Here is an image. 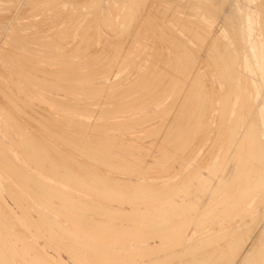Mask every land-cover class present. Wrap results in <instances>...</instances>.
I'll list each match as a JSON object with an SVG mask.
<instances>
[{
  "label": "rangeland",
  "instance_id": "374dc122",
  "mask_svg": "<svg viewBox=\"0 0 264 264\" xmlns=\"http://www.w3.org/2000/svg\"><path fill=\"white\" fill-rule=\"evenodd\" d=\"M44 1V2H43ZM0 0V69L3 71V73H4V75H3V73H2V71L0 70V80H1V82H0V85L2 84H6L5 86H6V89L8 88V90H6L5 89V87H4V85H3V87H1L0 86V88H2L0 91H3V92H1L0 93V97H1V101L2 102H4V103H8V102H10L9 104H11V106H15L14 108H17V107H19L20 106V108H22V110L21 109H19V110H21L22 112H19V113H27V116H26V118H29V117H32L31 118V122L33 123V121L35 120V121H37L38 120V122H39V120H41L40 122H42V120H43V118L45 119V118H47V119H45V120H43L44 122H46V125H44L45 123L44 122H42V124L40 125V122H39V124H37V125H40V126H42V130H41V127H40V130H39V126H35V127H32L31 126V128H30V126H28L27 128H29L28 130H30V129H35L34 131H33V133H40V132H42L43 134H41L42 135V137H41V140L42 141H44V142H46L48 139H50V140H48V142L49 141H51L52 142V144L51 145H53V143H55V141H60L61 142V144H60V146H61V149H64V152H65V149L67 150L66 152L68 153V151H69V153H68V155H70V154H73L74 152H76V150L78 149L77 147L78 146H80L81 148H82V146L84 147V144H88V145H86L85 147H84V150H83V155H84V152L87 154V155H84L83 157L80 155V154H82V151H79V150H81V148L80 149H78L77 150V152L79 153V155L77 154V152H76V154L75 155H73V157L77 160L78 158L77 157H79V159H78V161H79V163H80V158H81V160H86V156H88V155H90L91 157H88L89 158V160L90 161H88V158H87V160H86V164H85V160L84 161H81L82 163H80L81 165H78V162L77 163H74L75 165H73L72 163V165H73V167H82V165H84L85 164V167L86 166H88L89 165V167H88V169L89 170H91V171H96V168L98 169V172H101V171H103L105 174H107V175H111V177L113 178L114 176V178H116V177H118V178H125V179H129V180H127V181H133V180H140L141 182H145V184H144V186L143 185H141L144 189H146V192H148L147 191V188L149 189L150 188V190L149 191H151V189H153V190H155L156 189V187H157V184L156 183H158V181L159 182H161L162 183V185L165 187V186H167V188H164L162 185H161V183H159L158 185V187H159V189H160V191L162 190V191H164L163 189H170V187H172L171 188V192L172 193H170V191H166V192H164V193H168V194H164V196L162 195L161 196V194H160V196L163 198V199H167V198H169L168 196H171L172 197V199H174V200H180L181 198L183 199L184 198V200H189L188 198H194L196 195L195 194H197V192L198 191H201V190H203L202 192H198L199 194H197L198 196H196V198H197V203H201V204H197L196 205V210H198V211H191V213L192 214H197L200 210L199 209H202L200 212H202L203 210H205V209H210L209 210V213L211 212V216L209 217L210 219H208L209 220V222L211 223H209V228H218V227H224V228H231V227H235V226H237V225H239L244 219H246V218H250L251 220L252 219H256V222H258V226H257V224H255V222L252 220L251 221V226L253 227V228H256V233H255V230H253V228L252 227H250V232H252V230H253V232L252 233H250V232H248V235H245V233L243 234L244 235V238H242L241 240L242 241H237V243H235V246L232 248V249H230V251L229 250H227V254H229V253H231L232 254V256H231V254H229L230 255V257L229 258H227L226 256H227V254H226V256L224 257V256H222L221 257V259H217V258H215V260L214 261H216V260H220V262L219 261H216V262H219V264H225L226 262L225 261H223L222 259H224V260H226L227 261V263H230V264H236V262L238 263L239 262V260H241V259H239V258H242L243 259V257H245V256H247V255H253V253L255 252L256 254H257V249L259 248V247H264V242H262V240H264V235H262V234H264V227H262V225H264V224H262V223H264V219H262V218H264V217H262V215L260 216L259 215V213L258 212H260L261 214H262V212H264V201H262V200H264V196H262V195H264V172H262V175H261V185H262V188L259 190V192H258V190H256V193L255 194H253V196L251 197H249V198H246V199H244V201L246 202L247 201V199H249L248 200V202H246V203H244V201L242 202L241 201V209H240V207H239V209L238 210H236V211H234V212H236V213H234V212H231V213H229L230 215H231V217L229 216V215H224V213L223 212H221L220 213V211H218L220 208H222V206H223V199H222V197L225 199V201H227V202H229V201H231L232 200V195H233V193H234V191L236 190H234V188H238V186L241 184V182H242V177H243V175H242V172H241V174L239 175V176H241L240 177V179H239V176L237 177V178H234L233 176H235L236 175V172L238 171V170H241V167L240 166H242V167H245V166H247V164H245L243 161V159H242V157H243V155H244V152H245V150H243V149H240L239 147V145H240V143L238 142L237 143V141L239 140L238 138H240V137H242L243 135V131H242V128H243V130H244V126H245V122L243 123V121H244V119H243V117H244V113H243V111H244V109H245V107L242 109V112H241V114H240V120L242 121V119H243V121L241 122V123H238V124H240L236 129H237V131H236V136L235 135H233V134H231V128H232V124H233V122L231 121V119H232V117L234 116L233 114H234V111H235V106H236V104H237V101H238V99L241 97V94L242 93H244V91L246 92V93H244V98L247 100V101H251L253 104H254V108L256 109V117H258V118H254V120L253 121H255L256 123H259L261 126H262V129L261 130H257V131H259L260 132V135L262 136V135H264V103H262V101H264V94H262V93H264V74H262V73H264V31H261V30H264V28H262V27H264V23H262V22H264V8H260V7H264V5H262V4H264V0H217V1H213V3L211 2L212 0H203V1H200V0H194V1H196V2H194L193 0H173V1H175V2H172V0L170 1V2H166L165 0H155V3H154V1L153 0H149V2H148V0H144V2H146V3H144L143 1H140V0H137L139 3H144L145 5H143V3H142V5H140L139 7V9L138 8H136V6H133L134 4H136V1L134 2V0H128V2H127V0L125 1V0H98L97 2L94 0H90V2H92V3H90L89 2V0H47L48 2H50V3H48L46 0ZM45 1H46V3H45ZM59 1V2H58ZM76 1V2H75ZM85 2V4H84V2ZM88 1V2H87ZM102 1V2H101ZM107 1H109V2H107ZM110 1H112L111 3H114V4H112V5H114V6H112V7H115V5H116V8H117V6L119 5V4H121V6H119L118 8L119 9H116V12L114 13V8H112V7H110V5L109 4H111L110 3ZM119 1H121V2H119ZM130 1H133V3L132 2H130ZM152 1V2H151ZM160 1V2H159ZM169 1V0H168ZM190 3H188V2ZM194 2V5L195 4H199L198 5V7H195L194 5H192L191 4V2ZM197 1H199V2H197ZM208 1H210V2H208ZM262 1V4L260 5L259 4V2H261ZM29 2H31V3H29ZM35 4H34V3ZM56 2H58V3H56ZM72 2V3H71ZM99 2H101V3H99ZM119 2V4H117ZM138 2H137V7H138ZM148 2V3H147ZM160 3V4H157V3ZM176 2H178V7H177V5H176ZM188 4H187V3ZM192 2V3H193ZM38 3V4H37ZM75 3H76V5H75ZM94 3V4H93ZM131 3V5L129 6L128 4H130ZM153 4V5H151V4ZM162 3L164 4V5H162ZM180 3H181V5H180ZM183 3V4H182ZM185 3V4H184ZM212 3V4H211ZM14 4H16V5H14ZM26 4V5H25ZM38 6H37V5ZM40 4V5H39ZM44 4V6H42ZM56 4V6L55 7H57V9H55V7H54V5ZM59 4V5H58ZM91 4H93V5H91ZM99 4H102V6L100 5V6H97V5H99ZM149 4V5H148ZM166 4H168V5H166ZM186 4L188 5V6H193L192 8H193V10H195V11H193L192 10V8L191 7H189V8H191V9H189L188 8V6H186ZM200 4H201V6H200ZM216 6H215V5ZM217 4H221V5H224L223 7L222 6H217ZM49 5H51V7L53 6L54 7V9L53 8H51ZM77 5H78V7H77ZM153 6V8L151 9L150 7H148V9H144V8H147V6ZM157 5V6H156ZM160 5V6H159ZM214 5V6H213ZM260 5V6H259ZM4 6V7H3ZM6 6V7H5ZM15 6V7H14ZM46 6V7H45ZM49 6V7H48ZM59 6V7H58ZM60 6H61V8H60ZM73 6H76V7H74V10L72 9L73 8ZM143 6H145L143 9H144V11H143V9H142V7ZM163 6L165 7V6H168L166 9L168 10L169 9V11H167L166 10V12H164V13H166V15H167V19H166V17H164V16H166V15H164V13H163V11L160 13V11H161V9L163 8ZM172 6V8H174L173 9V11H174V13L172 12V9H171V11H170V7ZM203 7V6H206V8L208 9V11L207 10H205V11H207V12H204L203 11V9H205V7H203V8H200V7ZM217 7V8H215V10L213 9V7ZM257 6H259V7H257ZM10 7V8H9ZM12 7V8H11ZM31 7V8H30ZM80 7V8H79ZM91 7H93V8H91ZM96 7V8H95ZM101 7V8H100ZM156 7L158 8V9H160L159 10V12L157 13L156 12V10L158 11V9H156ZM185 7V8H184ZM231 7V8H230ZM44 8V9H43ZM50 8V9H49ZM61 9V13H56L55 12V10L57 11V12H59L58 10H60ZM63 8V9H62ZM68 8V9H67ZM77 8V9H76ZM112 8V9H111ZM124 8V9H123ZM128 8V9H127ZM132 8L134 9L135 8V10H133L132 11ZM149 8L151 9L150 11H149ZM155 8V9H154ZM164 8V9H165ZM178 8V9H177ZM181 8V10H179ZM236 8V9H235ZM15 9V10H14ZM18 9V10H17ZM22 9V10H21ZM46 9V10H45ZM70 9H71V11H70ZM80 10V12L81 13H84L85 14V16L83 15H80L81 13L80 12H78L79 10ZM97 11H96V10ZM112 11H111V10ZM125 9H127V11L125 10ZM141 9H142V12H141ZM154 9V10H153ZM164 9H162V10H164ZM184 9H187V10H185L184 11ZM212 9H213V11H212ZM89 10V11H88ZM122 10V11H121ZM130 10L132 11V16H133V14H134V16H137V14L140 12V15H139V17L137 16V17H135V18H138V19H136V21H135V18H133L131 15H129V12H130ZM138 11V12H134V11ZM140 10V11H139ZM146 10H148L150 13H151V16H153L154 15V12L153 11H155V14L157 13V14H159L160 13V15H158L159 17H157V14L156 15H154L155 17H157L156 19H154V20H157V21H155L154 22V20H153V17H151L150 15H149V12L147 13L146 12ZM153 10V11H152ZM184 12H183V11ZM190 10V11H189ZM196 10H198V11H196ZM217 10H219V11H217ZM261 10H262V12H261ZM29 11V12H28ZM32 11H33V13H32ZM38 11V12H37ZM54 11V12H53ZM62 11H64V13L62 12ZM96 13V15H95V13ZM119 11V12H118ZM124 11V12H123ZM165 11V10H164ZM182 11V12H181ZM191 11H193L194 12V14H190L191 13ZM212 11V12H211ZM218 13V15H217V13ZM258 11V12H257ZM13 12V13H12ZM72 12V13H71ZM73 12L76 14V16L74 17V15L75 14H73ZM79 14H78V13ZM99 12V13H98ZM114 14H113V13ZM122 12V13H121ZM152 12H153V14H152ZM170 14H169V13ZM175 12H177L176 14H175ZM189 12V14H187V13ZM192 12V13H193ZM198 12V13H197ZM237 12V13H236ZM261 12V13H260ZM3 13V14H2ZM53 13V14H52ZM69 13H71V14H69ZM86 13H87V15H86ZM92 13H93V15H92ZM100 13H101V15H100ZM127 13V17L128 18H126V14ZM168 13V14H167ZM174 15H173V14ZM186 13V14H185ZM198 15H197V14ZM204 13V14H203ZM206 13V14H205ZM213 13V14H212ZM26 14V15H25ZM50 14V15H49ZM65 14V15H64ZM66 14H68V15H66ZM99 15V17L100 18H98V20H95V18L97 19V17H98V15ZM119 14V15H118ZM122 14H124L125 15V17H123V21H120V24H119V19H122V18H120L121 17V15ZM148 17H146V19L147 20H149V19H151V21L149 20V21H147L146 19H145V15ZM162 14V15H161ZM227 14H231L230 15V17L229 16H226ZM31 15V16H30ZM59 15V16H58ZM60 15L62 16V17H60ZM71 17H70V16ZM104 15V16H103ZM106 15V16H105ZM123 15V16H124ZM129 15V16H128ZM141 15H143L142 17H141ZM164 15V16H163ZM168 15H169V18H168ZM172 16V19L174 20H176V22H175V20L173 21L172 19H171V16ZM182 16V17H180L179 18V16ZM188 16V19H187V16ZM232 15H234V17L237 19L238 18V20H241V22L240 21H238V20H236ZM9 16V17H8ZM13 16V17H12ZM21 16V17H20ZM54 16H56V17H54ZM70 17L72 20H73V22H72V20L71 19H69L68 17ZM79 16H81L80 18H78ZM95 16V17H94ZM110 16H112V17H110ZM163 16V17H162ZM178 16V17H177ZM196 17V18H194L196 21L194 22V20H193V17ZM209 16H210V18H209ZM231 16H232V18H234L235 19V21H233V22H235L234 24H233V22H232V18H231ZM248 16H250V17H248ZM258 16V17H257ZM51 17V18H50ZM53 17V18H52ZM58 17H59V19H58ZM64 17V18H63ZM85 17V18H84ZM91 17H93V18H91ZM108 17L109 19L111 18H113L112 20L110 19H107L108 20V22L106 21V18ZM131 17H132V20H131ZM154 17V18H155ZM162 17V18H161ZM184 17L186 18L185 20H184ZM198 17V18H197ZM199 17H201V19H199ZM225 17H229V18H226L227 19V21H228V23H227V21H225L226 19H225ZM57 18V19H56ZM63 18V19H62ZM68 18V19H67ZM74 18H76V19H74ZM83 18V19H82ZM91 18V19H90ZM101 18H103L102 20L103 21H105V23L106 24H104V22L102 21V20H100ZM105 18V19H104ZM129 19V20H131V21H127L126 19ZM165 18V19H164ZM179 18V19H178ZM191 18V19H190ZM206 18V19H205ZM239 18H241V19H239ZM258 18H261V19H259L258 20ZM34 21H33V20ZM36 19V20H35ZM49 20V22H48V20ZM77 19H79L77 22H76V20ZM89 19V20H88ZM126 20V22H125V24L128 22L129 23V25H131L132 26V24H133V26H134V30H133V26L131 27H129V25H128V23H127V25L125 26V24H124V21ZM133 19H134V21H133ZM143 19L144 21L146 20V23L148 22V23H150V22H152V24L154 25V27L155 28H153V27H149V26H153L151 23L149 24V26H148V23L146 24L145 22H139V21H141V20ZM160 19H162V21L160 20ZM181 19H183V21L181 20ZM190 19V20H189ZM208 19H210V20H208ZM216 19V20H215ZM46 20V21H45ZM51 20V21H50ZM53 20V21H52ZM56 20V21H55ZM58 20V21H57ZM59 20H60V22H59ZM62 20V21H61ZM75 20V21H74ZM85 20V21H84ZM88 21V23L87 24H85L87 21ZM95 23V24H93V22ZM95 20V21H94ZM118 20V21H117ZM160 20V21H159ZM192 21L191 23L193 24V26H194V28H195V26L196 27H198V24H199V26L200 27H198V30L197 31H199L198 32V34L199 33H201V31L200 30H202V28H203V30H204V33H205V31H206V33H208L207 35H209V36H207L206 35V33L204 34L203 33V31H202V33H201V36H200V34H199V36L197 35V34H195V33H193L194 31H196V30H194V28H193V26H192V24L189 22V21ZM201 20H203V23H204V21H205V23L202 25V24H200V23H202L201 22ZM231 21V23L233 24H231L230 23V21ZM243 20V21H242ZM6 21V22H5ZM39 21V22H38ZM64 21V22H63ZM68 21V22H67ZM69 21H71L72 22V24H74V30H71V28H73L72 27V24H71V22H69ZM97 21V22H96ZM112 21V23H110ZM118 23H117V22ZM215 21V22H214ZM260 21V22H259ZM31 24H30V23ZM46 22V23H45ZM55 22V23H54ZM58 22V23H57ZM90 22V23H89ZM101 22H103L102 24H101ZM133 22V23H132ZM161 22V23H160ZM163 22V23H162ZM174 22V23H173ZM177 22H179V23H177ZM183 23L182 25H180V23ZM196 22H198L197 24H196ZM237 22H240V23H237ZM245 24H244V23ZM27 23V24H26ZM40 23H41V25H40ZM69 23H70V25H69ZM75 23H76V25H75ZM82 23V24H81ZM84 23V24H83ZM92 23V24H91ZM98 23V24H97ZM131 23V24H130ZM135 23V24H134ZM144 23H145V25H146V27H145V25H144ZM165 23V26L163 25H161V24H164ZM190 23V24H189ZM228 25H227V24ZM256 23V24H255ZM5 24H6V26H5ZM63 24H67V25H63ZM90 24V25H89ZM103 24L104 25H107V26H103ZM113 25L112 27H110V29L108 28L109 27V25ZM137 24V25H136ZM157 26H156V25ZM166 24H168V25H166ZM179 24V27L177 26ZM229 24H230V28H229V30H228V28L227 27H225L226 25L229 27ZM10 25V26H9ZM15 25V26H14ZM49 25V26H48ZM58 25H59V27H58ZM82 25V26H81ZM85 25V26H84ZM87 25V26H86ZM89 25V26H88ZM93 25L95 26V27H93ZM96 25H97V28H96ZM110 25V26H111ZM117 25V26H116ZM119 25V26H118ZM160 25V26H159ZM169 25H170V27H169ZM192 26V28H193V30H192V28L190 27V26ZM205 25V26H204ZM256 25V26H255ZM262 25V26H261ZM12 26V27H11ZM25 26V27H24ZM60 26H62V27H60ZM64 26V27H63ZM67 26V27H66ZM69 26H71V28H69ZM79 26H81V27H79ZM84 26V27H83ZM92 26V27H91ZM99 26V27H98ZM115 26V27H114ZM136 26V27H135ZM137 26H138V28H137ZM148 26V27H147ZM167 26V27H166ZM171 26H172V32H174V33H172L171 31H169V30H171ZM181 26H184V30H182V28L183 27H181ZM189 26V27H188ZM213 26V27H212ZM224 26V27H223ZM234 26V27H233ZM46 27V28H45ZM87 27V28H86ZM89 27V28H88ZM101 27V30H99V28ZM126 27H129L130 28V30L132 31V33H131V31H127V30H129V28H126ZM159 28V30H158V28ZM208 27V28H207ZM212 27V28H211ZM39 28H40V30H39ZM42 28H43V30H42ZM58 28H59V31H58ZM67 28H68V30L69 31H67ZM78 28H79V30H78ZM84 28H85V30H84ZM91 28H93V30L94 31H92L91 30ZM95 28H96V30H95ZM113 28H114V30H113ZM116 28H117V31H116ZM119 28H120V30H121V28H122V30H121V35H119V33H118V30H119ZM125 28H126V30H125ZM149 28H150V30H149ZM166 28H167V30L172 34V35H170L171 37L173 36V34H175L173 37V39H174V41H172L173 39H171V41H170V39L168 38L169 37V33H168V31L166 30ZM174 28H175V30H174ZM186 28H187V30H188V28H189V30H190V28H191V32L193 33V36L195 37H193V39H195V40H193L192 39V36H189L188 35V33L189 34H191L192 35V33H190V31H186ZM205 28H206V30H205ZM210 28H211V30H210ZM224 28H225V30H224ZM226 28H227V30H226ZM233 28H234V30H233ZM4 30V31H3ZM18 30V31H17ZM37 30V31H36ZM66 32L65 34H67L68 32V34L70 35H65L64 34V31ZM88 30H91V31H88ZM123 30H125V31H123ZM154 30V31H153ZM158 30V31H157ZM160 30H161V32H160ZM165 30V31H164ZM208 30H210V31H208ZM233 30V31H232ZM62 31V32H61ZM76 31V32H75ZM78 31H79V33H78ZM81 31V32H80ZM84 31H86V32H88V33H84ZM96 31V32H95ZM98 31V32H97ZM101 31V32H100ZM111 31H113V32H111ZM115 31L117 32V34L115 33ZM123 31V32H122ZM134 31H135V33H134ZM151 31V32H150ZM182 31L185 33H182ZM211 31H213L212 33H211ZM235 31V32H234ZM261 31V32H260ZM17 32H20L19 34L17 33ZM48 32H50V33H52V34H54V35H51L50 33H48ZM54 32H58V33H54ZM92 34H91V33ZM125 32H128L132 37H130V36H126V34L127 33H125ZM141 32V33H140ZM155 32V33H154ZM158 32V33H157ZM162 32H163V34H162ZM166 32V33H165ZM177 32V33H176ZM188 32V33H187ZM227 32H231V33H233V34H231V33H229V34H227ZM238 32V38H237V33ZM17 33V34H16ZM24 33H25V35H24ZM44 33V34H43ZM60 33V34H59ZM76 33V34H75ZM77 33H78V35L81 33V35H77ZM98 33V35H96ZM125 34V36L126 37H124V34ZM142 33L143 34H146L145 36L146 37H148V39L144 36L143 38H142ZM148 33V34H147ZM150 33H151V36H150ZM243 33V34H242ZM27 34V35H26ZM39 34H40V36H39ZM41 34H42V37H41ZM63 34H64V38H66L65 40H64V38L62 37L63 36ZM84 35V37L86 36V38H83V43H86L87 42V40H88V42L87 43H90L91 41V45L90 44H88L87 46H89V47H87L86 46V44H85V46L83 45V43H81L82 42V36ZM93 34H94V36H93ZM99 34H101L100 36H103V37H106V38H102L101 37V39H100V37L98 38V36H99ZM104 34V35H103ZM129 34H127V35H129ZM135 36H134V35ZM140 34V35H139ZM168 34V35H167ZM177 34H179V35H177ZM203 34V35H202ZM220 34H222V35H220ZM236 34V35H235ZM29 35V36H28ZM33 35V36H32ZM57 35V36H56ZM59 35H61V36H59ZM90 35H92V36H90ZM95 35H96V37H95ZM106 35V36H105ZM136 35H138V36H136ZM177 35V36H176ZM186 35V36H185ZM188 35V36H187ZM219 35V38L221 37L222 38V40H219V38L217 37V36ZM18 38H17V37ZM20 36V37H19ZM24 36H28L27 37V39H26V37H24ZM50 36H52V37H50ZM59 36V37H58ZM74 36V37H73ZM76 36H77V38H76ZM140 36H141V38H140ZM150 36V37H149ZM158 36H159V38H161V40L158 38ZM179 36H180V38H181V41L182 42H180V38H179ZM196 36H198V37H196ZM212 36V37H211ZM216 36V37H215ZM233 38H232V37ZM240 36V37H239ZM22 37H24L23 39H22ZM33 37H35V39L33 38ZM37 37H39V39L37 38ZM54 37V38H53ZM60 37H62L63 38V40H64V43L65 42H67L66 44H62L61 42V44L63 45V47H62V45L61 44H59V41H63L62 40V38H60ZM69 38V40L67 41V39ZM72 38V40H73V42H74V40H75V42L77 41V43H71V38ZM87 37L89 38V39H87ZM117 37V38H116ZM121 37V38H120ZM136 37V38H135ZM139 39H138V38ZM170 37V38H171ZM203 37H204V39H205V37H207L206 39H205V44L202 42V39H203ZM230 37H231V39H230ZM30 38V39H29ZM49 38H50V40L52 41L53 40V42H51L50 43V40H49ZM97 39V41L96 40H94L95 42H93V39ZM108 38V39H107ZM116 38V39H115ZM125 38V40H123ZM127 38V39H126ZM154 38H155V40H154ZM166 40H165V39ZM191 38V39H190ZM199 39L201 42L200 43H203V45H206L207 46V43L206 42H208V46H207V48H205L204 46L203 47H201V45H199L198 44V42L197 41H199V40H197V39ZM201 38V39H200ZM216 39L215 40V42L217 43V45H218V43L219 44H221V46L220 45H218V47L219 48H224V46H226L225 48H227L226 50L227 51H229L230 49H231V51H232V53H229V55L230 54H232V55H235V57L233 58L234 60H239V61H233L234 63L233 64H235V63H237L236 65H234L235 67L234 68H236L237 67V69L240 71V72H243L244 73V76H245V78H244V76H241L242 77V79H244L243 80V84H242V79L240 78V76H237L236 77V81L234 82V84H235V86L237 87V89H238V92H237V94H235L233 97H232V100H231V102H230V105H229V110H228V116H229V121L227 120V121H225L226 123H227V126L228 127H230L229 129L227 128V126H226V123H223L224 125H223V127H221L222 125H221V122H220V120H221V118L218 116V114H219V112H217V110H219V107H217V106H219L218 104H220L221 103V99H219L220 98V96H219V93H221V94H223L224 92H225V90H226V88H227V85H225V84H228V82L227 81H225L226 79L224 78V77H226V73H225V75L223 74V72H222V64H220V62L222 63L223 62V60H221L220 58L218 59V57L216 56L217 54L216 53H214V55L212 54L213 52H212V48L209 46L210 45V41L212 40V39ZM220 38V39H221ZM256 38V39H255ZM13 39H14V41H13ZM17 39H18V42H17ZM20 39V40H19ZM25 39V40H24ZM29 39V40H28ZM80 39V40H79ZM100 39V40H99ZM105 39V41L104 42H106V46L105 45H103L104 44V42H102L103 40ZM107 39V40H106ZM111 39V40H110ZM112 39H114L113 41H112ZM117 39H119V40H117ZM120 39H122V40H120ZM134 40V41H132V40ZM138 39V40H137ZM142 39V40H141ZM145 39V42L146 43H144V44H146V45H144L143 43H142V41ZM185 39V40H184ZM203 39V40H204ZM213 39V40H214ZM234 39H237V42H234ZM244 39H245V41H244ZM16 40V41H15ZM33 40V41H32ZM42 40V41H41ZM81 41L80 43H78L79 41ZM108 40H109V42H108ZM117 40V41H116ZM128 40H130V42H128ZM158 40H160V42L161 43H163L162 41L163 40H165L164 41V45L162 44L161 45V43L160 42H157ZM184 40V41H183ZM190 40H192V41H190ZM197 40V41H196ZM209 40V41H208ZM219 42H218V41ZM233 40V41H232ZM27 41V42H26ZM33 43H32V42ZM38 41V42H37ZM40 41V42H39ZM44 41H47V42H49L48 44L50 45V47L48 46V44H47V42H44ZM55 41H56V43H55ZM86 41V42H85ZM100 41V42H99ZM121 41L123 42V44L121 43ZM154 41H156V42H154ZM168 41V42H167ZM177 41H179V42H177ZM188 41V42H187ZM194 41V42H193ZM223 41H224V43H223ZM227 43H226V42ZM232 41V42H231ZM236 41V40H235ZM17 42V43H16ZM30 42V43H29ZM36 42H37V44H36ZM46 43L47 45H43V44H41V43ZM69 42V43H68ZM110 42H111V44H110ZM115 42V43H114ZM183 42H187V43H183ZM196 42H197V44H196ZM238 46H235V44ZM242 43L243 45H240V43ZM244 42H245V45H244ZM252 42V43H251ZM27 43V44H26ZM102 43V44H101ZM110 45H112L111 46V48H113V49H111L110 47H109V44ZM114 43V44H113ZM139 43V44H138ZM160 43V44H159ZM173 43V44H172ZM176 43V44H175ZM180 43H183L182 44V48H180V46H179V44ZM190 43V44H189ZM239 45H238V44ZM256 43H257V45H256ZM8 44V45H7ZM13 45V47H11L12 45ZM16 44H18V45H16ZM54 44V45H53ZM74 44V45H73ZM79 44H80V47H79ZM96 44V48L94 47V45ZM100 44V45H99ZM117 44V45H116ZM121 45V48H123L121 51H119L121 48L119 47L120 45ZM129 44V45H128ZM133 44H134V46H133ZM142 44V45H141ZM159 44V45H158ZM186 44V45H185ZM189 44V45H188ZM194 44H196V45H194ZM229 45L228 47H227V45ZM43 45V46H42ZM57 45H60V46H57ZM77 45V46H76ZM93 45V46H92ZM97 45H99L100 46V49L101 50H98L99 49V46L97 47ZM115 45H116V47H115ZM119 45V46H118ZM131 48H129L128 46ZM140 45H141V48H140ZM158 45V46H157ZM170 47H169V46ZM190 45H192L193 46V48H192V46L190 47ZM197 45L198 46H200L199 48L197 47ZM18 46H20V47H18ZM25 46V47H24ZM32 47V48H30V47ZM37 48H35V47ZM72 46V47H71ZM92 46V47H91ZM104 46V47H103ZM108 46V48H106ZM123 46V47H122ZM132 46V47H131ZM138 46V47H137ZM160 46V47H159ZM172 46V47H171ZM176 46H177V48H176ZM179 46V47H178ZM184 46H187V48L185 49V51L184 50H182V49H184ZM223 46V47H222ZM241 46H243V48L241 47ZM245 46V47H244ZM9 47V48H8ZM35 49H34V48ZM74 47H76V48H74ZM86 49V50H88L90 47V52H91V55H90V52L88 53V51H86L84 48ZM103 47V48H102ZM120 48V49H118V48ZM126 47V48H125ZM128 47V48H127ZM154 47H156V48H154ZM208 47H209V49H208ZM217 47V48H218ZM237 47V48H236ZM242 49H241V48ZM15 48H16V50H15ZM18 48V49H17ZM67 48V49H66ZM68 48H74V49H68ZM78 48L79 49H81L82 51L80 52V50H78ZM95 48V49H94ZM114 48L115 49H117V50H115L114 51ZM136 48L137 49H139V52H138V50H136ZM154 48V49H153ZM158 48H159V50H158ZM169 48H172V49H169ZM174 48H176V49H174ZM191 48V49H190ZM218 48V49H219ZM224 48V49H225ZM24 49V50H23ZM29 51H28V50ZM41 49V50H40ZM47 49V50H46ZM56 49V50H55ZM84 49V50H83ZM96 50V51H94L95 53H96V55L98 56L97 58L93 55V50ZM105 49L107 50L108 49V51L109 50H111V53H113L114 54V56H115V59H114V57L112 56V55H110L111 53H107V51H105ZM127 51H126V50ZM128 49H130L129 51H128ZM150 49V50H149ZM154 51H156V53H152V52H154ZM174 49V50H173ZM179 51H178V50ZM189 50L188 52L186 51V50ZM194 49H195V51H194ZM210 50V51H205V50ZM241 49V50H240ZM21 50V51H20ZM45 50V51H44ZM49 50H51V51H49ZM55 50V51H54ZM67 51L66 52V54H65V51ZM98 50V51H97ZM103 50H104V52H103ZM140 50H141V52H140ZM146 50V51H145ZM194 52H193V51ZM201 50H203V51H201ZM217 50V49H216ZM237 50H239V51H241V54L240 55H242V58H240L241 56H239V53H238V51ZM256 50V51H255ZM8 51V52H7ZM19 51V52H18ZM23 51L24 52H26V53H23ZM31 51V52H30ZM32 51H34V53L32 52ZM49 53V54H47V52ZM60 51V52H59ZM61 51H63L64 53H62ZM71 51V52H70ZM101 51V53H103V54H101V53H99ZM123 51V52H122ZM125 51H126V53H127V55H126V53H125ZM132 51V52H131ZM145 51V52H144ZM164 51V53H162ZM173 51H175L174 53H173ZM177 51H178V54H176L177 53ZM191 51H192V53H191ZM199 53H198V52ZM230 51V52H231ZM16 52V53H15ZM21 52H22V54H21ZM35 52H37L38 53V55L35 53ZM55 52V54H57V55H55V54H53ZM57 52V53H56ZM88 54V55H90V56H92V58H90V56H88L86 53ZM110 52V51H109ZM122 53V54H120V53ZM135 52H137V53H135ZM170 52V53H169ZM181 52H183V55L181 54ZM185 52V53H184ZM203 52H205V53H203ZM214 52H216V51H214ZM18 53H20V55L18 54ZM44 53L45 54H47V56L45 55V56H41V55H44ZM60 55H59V54ZM98 53H99V55H98ZM104 53H106V54H104ZM125 53V54H124ZM142 53V54H141ZM145 53V54H144ZM152 53V54H151ZM189 54V55H187V54ZM197 53V54H196ZM202 53V54H201ZM207 53V54H206ZM208 53H209V55H208ZM25 54H28V55H25ZM39 54H41V55H39ZM53 54V55H52ZM64 54V55H63ZM69 54H70V56H69ZM83 54H86V56L85 55H83ZM100 54H101V56L104 58H102L101 56H100ZM116 54V55H115ZM124 54V55H123ZM134 54V56H132ZM136 54V55H135ZM151 54V55H150ZM155 54V55H154ZM159 54V55H158ZM161 54V55H160ZM167 54V55H166ZM176 54V55H175ZM198 54H199V56H198ZM24 56V58L22 57V56ZM50 55H52V56H50ZM66 55V56H65ZM109 57V56H112L113 57V59L115 60H113V61H111L112 60V57H110L109 59L106 57ZM126 55V56H125ZM143 57H142V56ZM171 55V56H170ZM177 57V59H178V61H175V63H174V59H176V57ZM210 55H212L211 56V58L212 59H216L217 60V62H216V60H214L215 62H212V59H210L209 60V63L211 64V66H209V65H207V64H209L208 62H206L208 59L207 58H210ZM254 55V56H253ZM17 56H19V57H17ZM21 56V57H20ZM28 56H30L29 58L27 57V61L25 60V58ZM54 56V57H53ZM57 56V57H56ZM58 56H60V57H58ZM62 56V57H61ZM93 56H94V58H93ZM99 56H100V58H102L101 60L102 61H106L107 62V59H108V61H109V63L108 64H106V62H105V64H103V62L101 61V60H99L100 58H99ZM124 56V57H123ZM141 56V57H140ZM150 56L151 57H153L155 60H153V58H150ZM166 56V57H165ZM174 58H173V57ZM183 56V57H182ZM186 56V57H185ZM195 56H197L196 58H194ZM206 56V57H205ZM214 56V57H213ZM237 56H239V58L237 57ZM39 57V58H38ZM89 58L88 60L86 59V58ZM120 57V58H119ZM121 57H122V59H124L123 61L127 64H123V62H122V59H121ZM128 57V58H127ZM133 57V58H132ZM157 57V58H156ZM169 57H170V59L171 60H173V61H171L170 59H169ZM178 57H180V58H178ZM185 57V58H184ZM193 57V58H192ZM255 57V58H254ZM14 58V59H13ZM18 58H19V61H18ZM23 58V59H22ZM33 58V59H32ZM85 58V59H84ZM99 58V59H98ZM138 58H140L139 59V61H138ZM168 61H166L165 59ZM173 58V59H172ZM183 58V59H182ZM186 58H188V59H186ZM190 58H191V62H190ZM197 58H199L198 60H197ZM236 58V59H235ZM14 61V62H11L12 60ZM31 59L32 60H34V61H36V64L37 65H39L38 67H37V65L36 64H34V66H32L33 65V63H35V62H33V61H31ZM37 59V60H36ZM39 59V60H38ZM42 59H44L43 61H41ZM84 59V60H83ZM96 59V62H98V64L99 63H102L103 64V67L105 68V71H104V68L102 69V67H99V65H98V67L95 65L96 63H95V61L93 62V60H95ZM132 59V60H131ZM176 59V60H177ZM182 59V60H181ZM186 60V62H184L183 60ZM258 59V60H257ZM46 60V61H45ZM47 60L48 61H50V62H47ZM51 60H52V62H55L54 64L51 62ZM74 61V63H76V65H74V63H72V61ZM76 60H79V62L80 63H82V64H85V63H87V62H89L90 60H92V62H93V64L91 63V65H90V63H89V65H87V64H85V65H87V66H91L92 67V71H91V67H90V69H89V67L87 68L85 65H82V64H80V63H78V61L76 62ZM86 60H87V62H86ZM131 60V61H130ZM133 60H134V62H133ZM153 60V61H152ZM157 60V61H156ZM159 60H161V62L159 61ZM162 60L163 61H166V62H162ZM188 60V61H187ZM197 62H196V61ZM201 60H205V61H202L201 62ZM220 60V61H219ZM251 60V61H250ZM2 61V62H1ZM71 61V62H70ZM85 63H84V62ZM99 61H101V62H99ZM128 61V62H127ZM137 61H138V63H137ZM150 61V62H149ZM155 61V62H154ZM158 61L160 62V63H158ZM195 61V62H194ZM9 64H8V63ZM11 62V63H10ZM20 62H22L21 64H20ZM60 62V63H59ZM64 62V63H63ZM68 62L69 63H71L72 65H66V64H68ZM114 62V63H113ZM117 62V63H116ZM122 64H121V63ZM153 62V63H152ZM171 62V63H170ZM178 62V63H177ZM182 62V63H181ZM188 62H190L191 63V65H192V63H193V65L194 66H192V68H191V70L189 69L190 67H191V65L190 64H187ZM201 62V63H200ZM239 62H241V63H239ZM258 62V63H257ZM13 63H15V64H13ZM18 63V64H17ZM24 63L26 64V65H24ZM59 63V64H58ZM77 63L78 64H80V65H77ZM95 63V64H94ZM110 63H113V64H111L110 65ZM137 63V64H136ZM162 63H165V65L163 64V65H160V64H162ZM170 63V64H169ZM181 63V64H180ZM187 64V65H184V64ZM197 63V64H196ZM200 63V64H199ZM203 63V64H202ZM219 64V65H217V66H215L216 64ZM9 66H11V67H13V68H10V67H8V65ZM44 64V65H43ZM57 64V65H56ZM62 64H65V65H62ZM102 64L100 65V66H102ZM119 64H120V66H122V67H120L119 66ZM135 64V66H133ZM152 64V65H151ZM157 64V65H156ZM167 64H169L168 66H170V69H169V67L168 66H166ZM177 64H179L180 65V69H179V65H177ZM196 64V65H195ZM241 64V65H240ZM258 64V65H257ZM21 65H23V69L21 70L20 69V66ZM27 65H28V68L26 69V67H27ZM36 65V66H35ZM41 65H43V67H41ZM45 65H48V67H46ZM53 65V66H52ZM62 65V71H59L60 70V68H58L59 66H61ZM110 65V66H109ZM119 66V68H121L120 70L118 69V67L117 66ZM128 65H129V67H128ZM148 65V66H147ZM158 65H159V67H158ZM171 65H172V67H171ZM178 66V67H176V66ZM190 67H189V66ZM198 65V66H197ZM199 65H202V66H200L199 67ZM206 66L207 68H205L204 69V66ZM240 65V66H239ZM17 66H19L18 68H17ZM24 66H26L25 67V69H24ZM30 66V67H29ZM34 67V69H35V72L36 73H38V74H36L35 72H34V69H30V68H32V67ZM45 66V67H44ZM51 66V67H50ZM55 66V67H54ZM65 66H67V68L65 67ZM68 66H70V67H68ZM72 66V67H71ZM82 66V67H81ZM107 66H109V67H107ZM111 66H112V68H111ZM148 67V69H145V68H147ZM162 66V67H161ZM164 66V67H163ZM175 66V67H174ZM186 66H187V68L189 69V72H188V69L186 68ZM199 67V68H201V69H199V68H196L195 69V67ZM16 67V68H15ZM22 67V66H21ZM35 67H37V68H35ZM52 68L53 67V69L55 68V70H57L56 72L55 71H53V69H51L50 71H48L50 68ZM64 67H65V69H64ZM73 67H76V68H74V69H72ZM81 67V68H80ZM84 67V68H83ZM96 67V68H95ZM150 67V68H149ZM158 67V68H157ZM214 68V70H209V69H211V68ZM218 67V68H217ZM221 69H220V68ZM4 70H3V69ZM48 69V70H46V69ZM71 68V71L70 70H68V69H70ZM78 68V69H77ZM87 68V69H86ZM95 70H94V69ZM108 69V71H107V69ZM131 68H133L132 70H131ZM155 68V69H154ZM168 68V70H166V69ZM175 68V70L176 71H173L172 69H174ZM181 68H183L182 69V71H181ZM241 68V69H240ZM8 69V70H7ZM19 69V70H18ZM64 69V70H63ZM88 69H89V71H91V73L93 74V75H95V76H91L92 74L89 72L88 73ZM100 69H101V71L102 72H100ZM156 69L158 70V71H156ZM160 69V70H159ZM164 70V72H163V70ZM179 69V70H178ZM194 69V70H193ZM207 69V70H206ZM218 69V70H217ZM6 70V71H5ZM12 70V71H11ZM16 70V71H15ZM24 70V71H23ZM31 70V71H30ZM37 70H39L38 72H37ZM81 70V71H80ZM86 70H87V73H86ZM117 70V71H116ZM150 71L149 73H151V74H149L148 72H146V71ZM11 71V72H10ZM48 71V72H47ZM65 73H64V72ZM66 71H67V73H68V71H69V73H68V75L66 74ZM73 71V72H72ZM80 71V72H79ZM97 73L96 71H98V73L100 72V73H103V76H102V74H99V75H96L95 73ZM116 71V72H115ZM127 71V72H126ZM145 71V72H144ZM155 71V72H154ZM168 73H167V72ZM173 71V72H172ZM194 71V72H193ZM195 71H196V73H195ZM201 71H202V73H204V71H205V73L204 74H202V75H200V73H201ZM214 71V74L212 73ZM216 71L218 72L217 73V75L218 76H216ZM17 72V73H16ZM31 72V73H30ZM39 72H43V75L41 76V74L39 73ZM47 73V75H46V73ZM74 72H79V73H81L80 74V76L82 77H80L79 76V74L78 73H75L76 75H78V77L74 74ZM83 72H85V73H83ZM115 72V73H114ZM142 72V73H141ZM160 72H162V73H160ZM170 72V73H169ZM175 72V73H174ZM186 72V73H185ZM210 72V73H209ZM7 73V74H6ZM15 73V74H14ZM34 73V74H33ZM49 73V74H48ZM52 73H54V76L55 77H53V74ZM55 73H56V75H57V73H58V75L56 76L55 75ZM61 73V74H60ZM111 73V74H110ZM123 73H126V75L125 74H123ZM144 73H146V74H144ZM149 75H148V74ZM155 73L157 74V75H155ZM176 73H178V74H176ZM181 73V74H180ZM188 73V74H187ZM198 73V74H197ZM219 73H221L220 75H219ZM9 74V75H8ZM50 74H51V76H50ZM86 75V77H84L85 75ZM107 74H109V75H107ZM122 74V75H121ZM161 76H160V75ZM168 75V76H165V75ZM170 74V75H169ZM174 74V75H173ZM175 74H176V76H175ZM186 74H187V76H186ZM205 74H208V76H210L211 77V80H210V78L207 76V75H205ZM6 75H8L9 77H7ZM17 75V76H16ZM29 75H31V76H29ZM47 76V79H45V78H43V77H46ZM63 75V76H62ZM73 75H75V76H73ZM88 75H89V78H87L88 77ZM123 76L122 78H120L121 76ZM140 75V76H139ZM155 75V76H154ZM172 75L174 76V77H172ZM196 75V78L194 77V76ZM199 75V76H198ZM224 75V76H223ZM5 76V77H4ZM27 76H28V78H27ZM33 76H35V77H33ZM39 76H41V77H39ZM67 77V78H65V77ZM109 76V77H108ZM152 76V77H151ZM158 76V77H157ZM159 76H160V80L158 79L159 78ZM164 76H165V78H164ZM178 76H179V78H178ZM205 80V81H203V79L201 78V77ZM18 77V78H17ZM29 77H30V79H29ZM33 77V78H32ZM50 77V78H49ZM57 77H59V80H57L58 78ZM63 78V80H60V79H62ZM73 78V80H69V78ZM75 77V78H74ZM84 77V78H83ZM98 77V78H97ZM142 77H145L144 79H142ZM162 77H163V80H162ZM167 77H169V78H167ZM176 77V78H175ZM183 77H185V78H183ZM191 77H192V79H191ZM205 77H206V79H205ZM218 77V79H216ZM222 77V78H221ZM246 77H247V80H246ZM7 78V79H6ZM11 78H12V80H11ZM20 78H22L21 80H20ZM27 78V79H26ZM32 78V79H31ZM94 78V79H93ZM138 78V79H137ZM148 78L149 79H152V81L153 80H155V81H153V83L151 84V80H148ZM167 78V79H166ZM199 78H201V80H202V82H201V80H200V82L199 83H197V81H199ZM209 78V79H208ZM219 78H221V79H219ZM227 78V77H226ZM255 78V79H254ZM14 81L13 83L14 84H16V85H18L19 87L17 88H15V86L14 85H12L13 83L10 81ZM43 79V80H42ZM77 79V80H76ZM90 79H92V80H90ZM114 79H116V80H114ZM120 79V80H119ZM135 79V80H134ZM137 79V80H136ZM141 79V80H140ZM169 79H171V81L169 80ZM176 79V80H175ZM177 79H179V80H181V81H179V80H177ZM193 79H197V80H193ZM223 79H225V80H223ZM239 79H241L240 81H239ZM26 80V81H25ZM31 80V81H30ZM51 80V81H50ZM54 80V81H53ZM118 80V81H117ZM132 80V81H131ZM143 80H144V83L146 82V84H144L143 83ZM145 80H148V81H145ZM157 80V81H156ZM169 80V86L168 85H166ZM194 82H193V81ZM206 80H208V81H206ZM220 80V81H219ZM249 80V81H248ZM23 81V82H22ZM62 81V82H61ZM107 81V82H106ZM111 81V82H110ZM112 81H113V83H112ZM129 81H131V82H129ZM133 81H134V83H133ZM139 81V82H138ZM141 81H142V83H141ZM151 81V82H150ZM161 81H163L164 83H162ZM166 81V82H165ZM174 81V82H173ZM176 81H177V83H176ZM221 81H225L226 83H224V82H221ZM248 82V83H246V82ZM48 82V83H47ZM51 84H50V83ZM58 82V85L59 86H61V87H59L56 83ZM68 82V83H67ZM111 83V84H109V83ZM126 82V83H125ZM149 82V83H148ZM171 82H173V84L171 83ZM184 84H183V83ZM203 82H206V83H203ZM211 82V83H210ZM216 82V83H215ZM246 84H245V83ZM62 83V84H61ZM74 83H77V84H74ZM81 83V84H80ZM84 83V84H83ZM85 83H87V86L89 85V88L92 86V89L90 88H88L87 86H86V84ZM102 83H103V85H102ZM106 83V84H105ZM138 83H141L140 85H144L143 87H145V85H146V87L145 88H147L146 89V91L144 90L145 88H141L142 86H139L138 85ZM155 83V84H154ZM157 83V84H156ZM183 85H182V84ZM188 83V84H187ZM202 83V84H201ZM215 83V88L213 89V84ZM12 86H11V85ZM22 84H24V85H22ZM54 84V85H53ZM67 84L69 85V84H72V86L74 85V86H77L76 87V89H75V87L73 88V87H71L70 88V86L71 85H69V86H67ZM82 84L83 85H85V86H82ZM94 84H96V86L94 85ZM99 84H100V86L102 87V89H100V88H96L97 86H99ZM126 84V88H124V85ZM127 84H129V85H127ZM132 84H136V86L138 85V87H136L135 85L133 86ZM159 84H160V87L158 88V86H159ZM177 84H179V86L180 85H182L181 87H179ZM191 84V85H190ZM192 84H194V86L192 85ZM201 84V86H199V85ZM210 84H211V86H210ZM217 84V85H216ZM242 84V85H241ZM250 84V85H249ZM38 85V86H37ZM67 86V88H68V90H67V88H66V86ZM80 85V86H79ZM94 85V86H93ZM109 85V86H108ZM111 85V86H110ZM122 85H123V88H122ZM150 85V86H149ZM155 87H157V88H155V95H154V91H153V87L154 86ZM162 85H163V87H165V88H161L162 87ZM165 85V86H164ZM172 85V86H171ZM245 85H246V87H245ZM247 85H249L248 87L250 88H248L247 87ZM262 85V86H261ZM8 86V87H7ZM14 86V87H13ZM22 86H23V88H22ZM31 86V87H30ZM45 86V87H44ZM49 88H48V87ZM51 86H53V87H51ZM108 86V87H107ZM121 86V89L123 90V92H122V90L121 89H119L118 87H120ZM130 86V87H129ZM149 86V87H148ZM166 86H167V88H168V91H167V88H166ZM171 86V87H170ZM186 86V87H185ZM191 86V87H190ZM226 86V87H225ZM240 86H242V87H240ZM252 86V87H251ZM31 88L29 91H28V89H26V88ZM41 87V88H40ZM78 87L79 88H81V89H78ZM84 87V88H83ZM86 87V88H85ZM103 87H104V89H103ZM152 87V88H151ZM225 87V88H224ZM34 88V89H33ZM45 88H47V90L45 89ZM50 88H53V89H50ZM93 88H95V90L93 89ZM116 88H118L119 90H120V92H119V90L117 89V93H116V96H117V94H118V96H117V98L118 99H116V98H114V96H115V91H116ZM131 88V89H130ZM141 88V89H140ZM150 88V89H149ZM170 88H172V89H170ZM173 88H175V89H173ZM180 88V89H179ZM185 88V89H184ZM188 88H189V90H188ZM198 88V89H197ZM205 88H206V90H205ZM209 88V89H208ZM212 88V89H211ZM240 88H241V90H240ZM248 90H247V89ZM11 89V90H10ZM12 89H13V91H14V95H12L11 94V96H10V91H11V93H13V91H12ZM19 89H20V92H19ZM36 89H37V91H36ZM50 89V90H49ZM55 89V90H54ZM60 89V90H59ZM96 89H99L98 91H99V93L97 92V90ZM114 91H113V90ZM124 89H126V90H124ZM133 89V92H134V90L136 91L137 89V91L136 92H134V93H132V90ZM156 89H158V91L156 90ZM176 89H177V91H176ZM187 89V90H186ZM203 91H202V90ZM219 90V92L218 91H216V90ZM246 89V90H245ZM253 89V90H252ZM7 91V92H5V91ZM51 90H53V91H51ZM72 90V91H71ZM75 90H78V91H75ZM94 90V91H93ZM102 92H101V91ZM104 90V91H103ZM111 90V91H113L112 93H111V91L109 92V91ZM170 90H172V91H170ZM183 90H184V92L185 91H187V92H185V94H184V92H183ZM192 90V91H191ZM205 90V91H204ZM243 90V91H242ZM24 91V92H23ZM26 91V92H25ZM38 91H42L41 93L40 92H38ZM62 91V92H61ZM95 91L97 92V93H95ZM126 91H131L130 93L129 92H126ZM170 91V92H169ZM174 91V92H173ZM180 91H181V93H180ZM191 93V92H193V93H189V92ZM223 91V92H222ZM252 91H253V93H252ZM68 92H70V93H68ZM77 92H79V93H77ZM93 92V93H92ZM101 92V93H100ZM121 94L120 95V97H119V93ZM146 92H148L147 93V95L150 93V95H148V96H146L145 94H146ZM161 92V95L159 94ZM177 92H178V96H176V94H177ZM202 92V93H201ZM212 92V93H211ZM214 92V93H213ZM215 92L216 93H218V94H215ZM240 92H241V94H240ZM2 93H6V94H8L9 96H7L6 94L5 95H3ZM22 93V94H21ZM45 94V96H44V94ZM84 93H86V94H84ZM125 93H129L128 95L126 94V96H125ZM144 93V94H143ZM153 93V94H152ZM164 93H165V95L166 96H164ZM174 93V94H173ZM176 93V94H175ZM189 94V95H192L191 97L189 96V95H187V94ZM3 95V97H2V95ZM26 94V95H25ZM34 94L36 95V96H34ZM46 94H47V96H46ZM67 96H66V95ZM94 94V95H93ZM97 94V95H96ZM111 96H110V95ZM113 94H114V96H113ZM141 94L143 95L142 97V99H139V98H141L140 96H141ZM163 94V95H162ZM172 94V95H171ZM181 94V96L179 97V95ZM193 94H194V96H193ZM196 94V95H195ZM201 94H203L202 95V97H201V99H202V101H201V99L199 98L200 96H201ZM207 94V95H206ZM214 94V95H213ZM24 95V96H23ZM101 95V96H100ZM140 95V96H139ZM145 95V96H144ZM157 95V96H156ZM171 95V96H170ZM173 95H175V96H173ZM184 95V96H183ZM219 97H217V96ZM18 96V97H17ZM28 96H29V99H31L30 101H29V99H28ZM37 96L40 98H37ZM53 96V97H52ZM69 96L70 97H72V98H69ZM100 98H99V97ZM115 96V97H116ZM124 96V97H123ZM135 96H137V97H135ZM169 96H170V98H169ZM187 96H188V98L189 99H191V100H189V99H186L187 98ZM205 96V97H204ZM210 96H212V97H210ZM246 96V97H245ZM7 97H11L12 99H15V101H11V98H7ZM16 97L18 98V100H20V101H18V100H16ZM48 97V98H47ZM57 97L60 99L61 98V101H62V99H63V101H64V104L63 105H67V104H65V102H68V106H64V109H63V106H62V103H63V101H62V103H61V101H59V99H57ZM109 97V98H108ZM111 97H113L112 99H111ZM122 97V98H121ZM132 97H134V99L132 98ZM152 97H154V98H152ZM172 97H174V98H172ZM176 97H177V100L178 101H176ZM180 98V100H179V98ZM182 97H185V99L184 98H182ZM214 97V98H213ZM216 97V98H215ZM5 98V99H4ZM37 98V100H35ZM50 98V99H49ZM51 98H54L53 100H51ZM75 98H77V99H75ZM95 98V99H94ZM106 98V99H105ZM132 99V101H131V99ZM135 98H137V99H135ZM148 98H149V101H148ZM168 98V99H167ZM194 98V99H193ZM199 99L198 100V102L196 101V99ZM211 98H212V100H211ZM253 98V99H252ZM3 99V100H2ZM28 99V100H27ZM74 99V100H73ZM98 99V103L96 102V103H94L96 100ZM100 99V100H99ZM103 99V100H102ZM105 99V100H104ZM109 99L111 100V101H109ZM127 99V101H128V99L130 100L128 103H127V101L126 102H124L123 100H126ZM139 99V100H138ZM154 99V100H153ZM156 99H158V100H156ZM160 99V100H159ZM172 99V101L170 102V100ZM207 99H208V101H207ZM9 100V101H8ZM32 100H35L36 101V104L34 103L35 101H33V102H31ZM82 100V101H81ZM121 100V101H120ZM136 100V101H135ZM137 100H138V103H140L141 101L143 102V103H141V104H138V106L136 105V103H137ZM144 100V101H143ZM184 102H183V101ZM186 100V101H185ZM188 100V101H187ZM195 101V104H194V102L193 101ZM205 100V101H204ZM215 100V101H214ZM8 101V102H7ZM23 101V102H22ZM37 101H38V103H37ZM41 101H43V103L41 102ZM46 101V102H45ZM49 101H51L52 103H51V105H50V102ZM54 101V102H53ZM56 101V102H55ZM89 101H91V102H89ZM146 101V103H144ZM154 101H156V102H154ZM176 103H175V102ZM180 101V103H178ZM207 101V102H206ZM13 102V103H12ZM17 102H18V105H17ZM20 102V103H19ZM25 102V103H24ZM57 102H60V104H59V108L60 107H62V108H58L56 105H58L57 104ZM81 102V103H80ZM86 102H89V103H86ZM102 102H105V103H102ZM117 104V103H119V104H117V106L119 105L120 106V104L121 103H124L125 104V106L123 107H121V109L119 108V106H118V108H117V106L115 105V103ZM169 102V103H168ZM199 102H200V104L201 105H199ZM219 102V103H218ZM73 103H77V104H74L73 105V109L75 110V111H77V112H74L73 111V109L71 108L72 107V104ZM84 103V104H83ZM86 103V104H85ZM131 103H132V105H131ZM135 103V104H134ZM149 103H151V104H149ZM153 103V104H152ZM155 103V104H154ZM166 103H168V104H170V106L169 105H167ZM173 103H175V105L176 106H174V105H172ZM193 103V109L191 108L192 107V104ZM208 105H207V104ZM210 103V104H209ZM214 103V104H213ZM12 104H14V105H12ZM20 104H22V106L20 105ZM25 104H26V107H25ZM28 104V105H27ZM42 104V105H41ZM114 104V105H113ZM127 104V105H126ZM130 104V105H129ZM134 104V105H133ZM144 104V105H143ZM146 104H149V105H147V106H145ZM159 104V105H158ZM166 104V105H165ZM185 104H188L186 107H185ZM191 106H190V105ZM198 104V105H197ZM205 106H204V105ZM257 104V105H256ZM24 105V106H23ZM40 105L41 106H44L45 108H46V106H47V108H46V110L45 111H47L48 109H50V110H48V112H46V114H45V111H43V108L44 107H40ZM53 105V106H52ZM61 105V106H60ZM78 105V106H77ZM165 105V107H163ZM195 105V106H194ZM203 105V106H202ZM211 105V106H210ZM213 105V106H212ZM216 105V106H215ZM10 106V107H11ZM17 106V107H16ZM31 106V107H30ZM70 106V107H69ZM76 106H77V109H79V111H80V113L78 112V110L76 109ZM82 106H84V107H82ZM116 106V107H115ZM140 106H142V109H141V107ZM175 108H174V107ZM190 106V107H189ZM200 106V107H199ZM40 107V108H39ZM52 107V108H51ZM53 107H55V108H53ZM65 107H68V109L67 108H65ZM79 107V108H78ZM81 107H82V109H81ZM89 107H92V108H90L91 110H89ZM105 109H107V110H105ZM116 108L117 109V111L119 110L120 111V113H116V111H115V113L116 114H114V110H112V112H111V110L109 111V109L110 108ZM126 107H128L130 110H131V107L133 108V107H136L137 108V110L135 109H132L131 111L129 110V111H127V110H124V109H122V108H125L126 109ZM140 107V108H139ZM168 107H169V109H168ZM184 107V110L182 109ZM196 107H199L198 109L196 108ZM213 109H212V108ZM14 108H12V109H14ZM23 108H26V109H23ZM29 108V109H28ZM34 108V110H32ZM36 108V109H35ZM44 108V109H45ZM109 108V109H108ZM127 108V109H128ZM139 108V109H138ZM178 108L180 109V110H178ZM208 108H209V110H208ZM212 110H211V109ZM254 108H252V111L254 112H252L251 111V115H255V109ZM11 109V108H10ZM11 109V110H12ZM28 109V110H27ZM51 109H53L52 111H51ZM54 109L55 110H57V111H55L54 112ZM69 109H72V110H69ZM83 109H86L87 111H85L84 112V110ZM104 110V111H108V113H100V112H103L102 110ZM157 109L158 110H160L159 112H158V114H160V117L157 115ZM168 109V110H167ZM188 109H191V110H188ZM202 109H204L203 110V112L205 111L206 113H207V111H208V113L206 114L205 112L203 113L202 112V114H201V111H202ZM24 110V111H23ZM28 112H27V111ZM29 110H30V112L32 113L33 111L35 112H33L34 113V115L35 116H30L29 115ZM37 111V113L38 114H41V113H43V117L42 118H40V115H37L36 114V111ZM83 110V111H82ZM88 110H89V113H87L88 112ZM99 110H100V112H99ZM123 110V111H122ZM167 112V113H165V111ZM200 111V114H199V112L198 111ZM211 110V111H210ZM15 111V112H14ZM17 111V112H16ZM38 111H40V112H38ZM59 111V112H58ZM72 111V112H71ZM93 111V112H92ZM95 111V112H94ZM118 111V112H119ZM153 111H155V112H153ZM164 111V113H162ZM178 111V112H177ZM258 111V112H257ZM1 112V111H0ZM12 112L15 114H18V110L17 109H14V110H12ZM53 113L51 116V119H50V113ZM61 112V114H63V116L61 115V114H59ZM98 112V113H97ZM109 112H111V113H113L112 115H111V113H109ZM152 112L154 113V114H156V115H154L153 114V116H152ZM188 112L191 114V116H190V114H189V116H188ZM194 112V113H193ZM25 113V114H26ZM30 113V114H31ZM48 113V114H47ZM65 113H67L66 115H64ZM70 113V114H69ZM83 113V114H82ZM87 114V115H89V116H87V115H85V114ZM94 113V114H93ZM100 113V114H99ZM146 113H148V116H147V114ZM177 113V114H176ZM72 114H74V115H72ZM139 114V115H138ZM143 114H144V117H143ZM146 114V115H145ZM150 114V115H149ZM179 114V115H178ZM183 114H185V115H183ZM194 114V115H193ZM199 114V115H198ZM205 114V115H204ZM214 114H217V115H214ZM24 115V114H23ZM23 115H20L19 114V117L16 115V117L17 118H20V117H24ZM28 115H29V117H28ZM33 115V114H32ZM36 115H37V117H36ZM53 115H54V117H53ZM62 117H61V116ZM68 115V116H67ZM70 115H72V116H75V118H73L72 116H70ZM79 115V116H78ZM137 115V116H136ZM162 115V116H161ZM167 115V116H166ZM173 115V116H172ZM200 116V117H198V116ZM205 116V119L207 118V121L204 119L203 120V117ZM210 117H209V116ZM2 116V113H0V137H1V139L6 143V144H9V151H10V153H13V154H17V155H19L21 152H20V148L19 147H17L16 145H14L15 143H14V141H16L17 143H19V145L22 147V148H24V150H28L26 147H23L24 145L20 142V140H22V138L20 137V135H19V140L17 139V136H18V131L15 129V128H12V127H9L10 125H8V127L9 128H7V121L4 119L3 120V118L1 117ZM42 116V115H41ZM45 116H47V117H45ZM130 116V117H129ZM151 116V117H150ZM158 116V117H157ZM172 116V117H171ZM186 116V117H185ZM188 116V117H187ZM195 116V117H194ZM212 116H213V118H212ZM33 117H34V119H33ZM63 118L62 120H66V119H69L70 117H71V119H73V121H74V123L72 122V120L71 119H69L70 121H68V122H66L65 123V121H62V122H64V124L61 122V119L59 120V118ZM66 117V118H65ZM68 117V118H67ZM77 117V118H76ZM84 117V118H83ZM91 117V118H90ZM120 117V118H119ZM133 117V118H132ZM136 117L140 120V122H139V120H137V121H135L134 120V118L136 119ZM139 117H141V118H139ZM150 117V118H149ZM162 117H163V119H162ZM165 117L167 118V119H165ZM178 117V118H177ZM180 117V118H179ZM181 117H184V119L183 118H181ZM36 118V119H35ZM37 118H39V119H37ZM48 118H49V120H48ZM80 118L82 119V121L80 120ZM86 118V119H85ZM108 118V119H107ZM113 118V119H112ZM127 118H128V120H127ZM156 118V119H155ZM171 118V119H170ZM189 118V121H187V119ZM192 118H194V119H192ZM200 120H199V119ZM217 118H218V120H217ZM30 119V118H29ZM56 119V120H55ZM74 119H78L77 121L76 120H74ZM88 119V120H87ZM103 119V120H102ZM119 119H121L120 120V123L121 122H124V123H121L120 124V126H119ZM129 119H130V121H129ZM145 119V120H144ZM154 119V120H153ZM179 119V120H178ZM256 119H257V121H256ZM3 120V121H2ZM47 120V121H46ZM51 120V121H50ZM52 120H54V122L52 121ZM57 120H58V122H57ZM91 120V121H90ZM111 120V121H110ZM112 120H113V122L114 123H111L112 122ZM114 120H116V121H114ZM123 120V121H122ZM160 120V121H159ZM171 120V121H170ZM177 120V121H176ZM184 120V121H183ZM185 120H186V122H188V124H186L185 123ZM193 120V121H192ZM217 120V121H216ZM240 120L238 121V122H240ZM259 120V121H258ZM52 122V123H58L56 126H55V124H51L50 122ZM60 121V122H59ZM83 121H85V122H83ZM86 121H89V124H87L88 122H86ZM108 121V122H107ZM135 121V122H134ZM159 121V122H158ZM168 121V122H167ZM179 121H180V124H179ZM197 121H202V122H200V124H199V122H197ZM210 121H211V123H210ZM214 121H216V122H218V123H215ZM48 122V123H47ZM75 122H79L78 124L76 123V125H74L75 124ZM80 122H82V123H80ZM97 122H99V123H97ZM102 124H101V123ZM104 122H106V123H104ZM110 122V123H109ZM116 122V123H115ZM163 122H167V123H163ZM178 122V123H177ZM184 122V123H183ZM193 123V125L191 124V123ZM232 122V123H231ZM254 122V123H255ZM1 123H3V124H1ZM37 123V122H36ZM44 123V124H43ZM50 123V124H49ZM71 123V124H70ZM73 123V124H72ZM87 125H85V124ZM96 124L97 126V128L95 127V125L94 124ZM145 123V124H144ZM156 123V124H155ZM184 125L183 127H181L182 126V124ZM190 123V124H189ZM203 125H202V124ZM220 123V124H219ZM66 124V125H65ZM101 124V125H100ZM103 124L104 125H106V126H103ZM108 124V125H107ZM110 124V125H109ZM112 124V125H111ZM118 124V125H117ZM124 124V126H122ZM139 124V125H138ZM158 124H159V126H158ZM160 124H162V125H160ZM167 124V125H166ZM205 124H207V125H205ZM51 125H52V128H51ZM54 125V126H53ZM59 125H61V127H62V129H59V130H62V131H59L58 129H56V128H61ZM71 125H72V127L74 128V129H76V131H72L73 129L71 128ZM79 125V126H78ZM92 125V126H91ZM94 125V126H93ZM100 125V126H99ZM114 125V126H113ZM116 125V126H115ZM150 125L152 126V127H150ZM156 125V129L154 128V126ZM172 125V126H171ZM177 125V126H176ZM179 125V126H178ZM186 125H188V126H186ZM193 127H192V126ZM204 125L205 126H207L208 128H210V130L209 129H207L206 127V132H205V128H204ZM216 127H215V126ZM218 125H220V126H218ZM231 125V126H230ZM44 126V127H43ZM49 126V127H48ZM68 126V127H67ZM76 128H75V127ZM81 126V127H80ZM84 126V127H83ZM89 126V127H88ZM103 126V127H102ZM158 126V127H157ZM161 126H163V127H161ZM196 126H197V128H196ZM45 127H46V130L49 132L51 129H53V127H55L52 131H50L51 133H55V134H53L52 136L53 137H51L50 135L51 134H48L47 135V131L45 130ZM49 129H48V128ZM80 127V128H79ZM88 127V128H87ZM100 127V128H99ZM150 127V128H149ZM160 127V129H158ZM180 127V128H179ZM186 127H187V129H186ZM227 128V129H225V128ZM10 128H12V130L10 129ZM51 128V129H50ZM65 128V129H64ZM69 128H71V129H69ZM82 128H84V129H82ZM85 128H87V129H85ZM101 128L104 130H101ZM146 128H148L147 130H149L151 133L153 132V134H154V132L155 131H157L156 133H155V136L156 137H154V135L153 134H151L149 131H146ZM152 128H153V130H152ZM168 128V129H167ZM176 128H178L177 130H176ZM182 128V129H181ZM188 128H190V129H188ZM193 128H195V131L197 132H195L194 131V129ZM200 128V129H199ZM201 128H203V129H201ZM215 128H217V129H215ZM221 128H223V129H221ZM71 130V132L69 131V130ZM81 129V130H80ZM101 131H100V130ZM144 129V130H143ZM164 129V130H163ZM171 129V130H170ZM180 129V130H179ZM184 129H186L187 131L185 132V130ZM6 130V133H7V135H6V133L4 132ZM16 130V131H15ZM38 130V132H35V131H37ZM57 130V131H56ZM67 130H68V132H67ZM85 131V130H87V131H85V132H83L82 133V135L81 136H79V138L81 137L82 138V140L81 139H79V140H77V138H78V136L77 135H80V132L81 131ZM94 130V131H93ZM97 130V131H96ZM123 130H124V132H123ZM158 130H159V133H158ZM162 130V131H161ZM170 130V131H169ZM181 130H183L182 132H180ZM199 132H198V131ZM208 130V131H207ZM211 130H214L213 131V133H215L217 130H218V132H216L215 134H216V136H215V134L213 135V133H212V131ZM223 130V131H222ZM226 132H225V131ZM31 131V130H30ZM44 131H45V133H44ZM60 133H59V132ZM64 131V132H63ZM78 131V132H77ZM80 131V132H79ZM94 133H93V132ZM97 133H96V132ZM98 131L100 132V133H102V137H101V134L100 133H98ZM127 131V132H126ZM144 131H146V133L148 132V133H150L151 134V136H152V138H149V136H150V134H145L144 133ZM167 131H169L168 133H166ZM173 131V132H172ZM177 131V132H176ZM203 131V132H202ZM49 132V133H50ZM67 134H66V133ZM90 132H91V134L92 135H90ZM162 132V133H161ZM178 132H180L178 135H180V136H178L177 138L175 137L176 135H177V133ZM189 132H191V133H189ZM196 133V137H195V134L193 135V133ZM201 132V133H200ZM224 133V134H221L220 136H219V134L218 133ZM9 133H10V135H11V137L9 136ZM14 133H16V135L14 134ZM18 133V134H17ZM56 133H58V135L57 136H60L59 138L56 136ZM69 133H71V134H69ZM75 133V134H74ZM166 133V134H165ZM171 133H173V134H171ZM174 133H176L175 135H174ZM187 135H186V134ZM190 135H189V134ZM202 133H203V135H202ZM205 133V134H204ZM206 133H207V139L205 138V136H206ZM228 133H230V135L228 134ZM262 133V134H261ZM45 134L48 136V137H45ZM60 134V135H59ZM63 134V135H62ZM77 134V135H76ZM94 134V135H93ZM95 134L97 135V136H95ZM100 135V137H99V135ZM106 135V136H104V135ZM108 134L110 135V137L112 136V138H113V140H115V141H113L112 140V138H108L107 136H108ZM130 134V135H129ZM135 134V135H134ZM157 134V135H156ZM160 134V135H159ZM162 134L164 135L165 134V136H162ZM183 134V135H182ZM199 136H198V135ZM40 135V136H41ZM44 135V136H43ZM54 135H55V137H57L58 138V140H57V138L55 139V137H54ZM67 136V138H66V136ZM70 135H72V136H70ZM75 135H76V137H75ZM83 135H85V136H83ZM89 135L92 137L93 136V139L91 138L90 139V137H89ZM122 135V136H121ZM144 135L146 136L145 137V139H143L144 138ZM148 135V136H147ZM172 135H174V136H172ZM184 135H185V137H184ZM189 135V136H188ZM218 135V136H217ZM9 136V137H8ZM22 136V135H21ZM72 137L73 138V136H74V139L75 140H73V139H71V138H68V137ZM114 136V137H113ZM125 136V137H124ZM134 136V137H133ZM139 136V138L138 139H136L137 137ZM150 136V137H151ZM181 136H183V139H182V137ZM186 136H188V138L186 137ZM194 136V137H193ZM214 136V137H213ZM223 138H225V136H227L228 138H229V140H230V142H229V140H227L228 138L226 137V140L225 139H223ZM229 136H231V137H229ZM43 137H45L44 139H43ZM66 138V140H64L65 141V143H64V141H62L63 139H65ZM117 137V138H116ZM130 137V138H129ZM136 137V138H135ZM160 137V138H159ZM163 137H165V141H163L162 140V142H161V139H163ZM170 137H171V140H173L172 141V143H171V140H170ZM206 139V140H204V138ZM210 137H212V138H210ZM216 137V138H215ZM218 137V138H217ZM233 137H234V140H233ZM237 137V138H236ZM262 137H264V136H262ZM11 138H12V141H11ZM53 138L55 139V141L53 142L52 140H53ZM63 138V139H62ZM86 138H87V140H86ZM95 138V139H94ZM99 139V141H98V139ZM108 138V139H107ZM118 138H119V140H118ZM174 138H176L175 140H174ZM210 138V139H209ZM213 138H214V140H213ZM222 140H221V139ZM13 139H14V141H13ZM68 139H70V140H68ZM102 139V140H101ZM110 139V140H109ZM116 139L118 140V141H116ZM124 139V140H123ZM128 141H127V140ZM140 139V140H139ZM156 139H157V141H156ZM179 139V140H178ZM186 139H187V143H184V140H185V142H186ZM191 139V140H190ZM195 139H196V141H195ZM201 139H202V141H201ZM219 141V139H220V144H219V142H217V140ZM235 139H238V140H235ZM67 140H68V142H67ZM76 140L77 141H80V142H78L77 144H76ZM92 140V141H91ZM95 141V143H92V142H94ZM126 140V141H125ZM134 140V141H133ZM155 140V141H154ZM179 142H178V141ZM203 140L205 141V142H203ZM208 140V141H207ZM209 140H211L212 141V143L214 142L215 143V141L218 143V144H216L213 148H210V145H209V143L211 142V141H209ZM231 140H233L232 142H231ZM58 141V142H59ZM74 141H75V143H74ZM84 141V142H83ZM87 143H86V142ZM96 141H97V143H96ZM102 141V142H101ZM104 141V142H103ZM129 141H131V145L134 147H132L131 148V146H130V142ZM132 141L134 142V143H132ZM136 141L138 142V143H136ZM168 141H170V142H168ZM180 141L183 143H180ZM194 141V142H193ZM198 141V142H197ZM202 142L203 144H201L200 142ZM12 142V143H11ZM59 142V143H60ZM63 142V143H62ZM66 142H67V144H69V146H67V144H66ZM157 142V143H156ZM166 142H168V143H166ZM197 142V143H196ZM229 144H228V143ZM92 143V144H91ZM101 143V144H100ZM108 143H110V144H108ZM115 143V144H114ZM146 143V144H145ZM148 143V144H147ZM160 145H162V147H163V145L165 146L164 148H161L160 146H159V144ZM164 143V144H163ZM170 143V144H169ZM189 143V144H188ZM194 143V144H193ZM201 145H200V144ZM208 143V144H207ZM223 143V144H222ZM234 143H235V148L233 147L234 146ZM66 144V145H65ZM70 144H71V146H73V148L75 149H72V148H69L70 147ZM93 144L95 145L94 147H93ZM97 144H99V145H97ZM111 144H113L114 146H111ZM118 144V145H117ZM126 147H128L129 148V146H130V151H131V153L133 152L134 154H131V153H129V151H127L128 149L126 148L125 149V146ZM137 144H139V145H137ZM149 144H150V146H149ZM155 144V145H154ZM158 144V145H157ZM177 145V147H179V148H177L176 149V145ZM188 144V145H187ZM193 144V145H192ZM198 144V146H200V147H198V149H197V151H196V148H197V146L196 145ZM76 145V146H75ZM78 145V146H77ZM106 145H107V147L109 148V146H110V148L108 149L107 147H106ZM121 147H120V146ZM129 145V146H128ZM142 145H144L143 146V148L145 147V149H143L142 148ZM153 147H152V146ZM175 146V148H174V146ZM179 145V146H178ZM181 145H182V147H181ZM191 145H192V147H191ZM207 145V146H206ZM209 145V146H208ZM226 148H224L223 146ZM228 145V147H226ZM232 145V146H231ZM63 146V147H62ZM65 146H67L68 148H66ZM89 146H91V148L89 147ZM97 146L98 147H100V148H97ZM103 146V147H102ZM117 146H119V147H117ZM123 146H124V148H123ZM136 146L138 147L139 146V148H141V149H139V148H136ZM159 146V148H157ZM167 146V147H166ZM171 146H172V148H171ZM186 146V147H185ZM188 146H190V147H188ZM196 146V147H195ZM217 146H219V147H217ZM222 146V147H221ZM230 146V147H229ZM65 147V148H64ZM86 147H88L89 149H90V151L91 150H93L94 149V151L96 152V154L95 153H93L92 154V151H91V153H89V149H87ZM93 147V148H92ZM209 149H208V148ZM232 147V148H231ZM18 148H19V151H18ZM97 148V149H96ZM104 148V150H105V152H108V153H104L103 151H102V149ZM136 148V149H135ZM148 148H150L149 150H147ZM154 148V149H153ZM171 149V151H170V149ZM185 148H188V149H186L187 151H185ZM193 148H195V150L193 149ZM218 148V149H217ZM224 148V149H223ZM234 148V149H233ZM13 149V150H12ZM72 149V150H71ZM101 149V150H100ZM108 149V150H107ZM161 149V150H160ZM166 149H168L167 150V152H166ZM176 149V150H175ZM195 151V154H194V152L192 151ZM215 149H217V151L215 150ZM226 150L224 153L222 152V150ZM233 149V150H232ZM237 150V152H235L236 150ZM100 152H99V151ZM122 150V151H121ZM189 150H191L190 152H191V154L189 153L188 154V152H189ZM208 150V151H207ZM215 150V151H214ZM235 150V151H234ZM86 151H88V152H86ZM93 151V152H94ZM119 151V152H118ZM124 151H126V152H124ZM168 151H170V152H173V154L171 153H169ZM186 153H185V152ZM220 151V152H219ZM240 151V152H239ZM66 152H65V155H66ZM81 152V153H80ZM97 152H98V155H97ZM122 152H124L123 154H122ZM146 152H148V155H147V153ZM163 152H164V154H163ZM180 152H184V153H182L183 154V156H181L182 154H180ZM207 152H209V153H207ZM234 152V153H233ZM239 152V153H238ZM102 153H104V154H102ZM110 153V155L111 154H114V153H121V155H124V156H122L123 158L125 157V160L124 161H126L127 163H128V161L127 160H129V162H130V164L128 165V166H130V168L129 169H131L132 171H134L133 173H127V174H129V175H125L124 173H120L119 172V170L117 169V172L118 173H115L114 172V170H116L115 168H113V169H111V168H102V167H100V166H104L105 164H103L102 165V162H104V160H105V162H106V159L105 158H107V160H108V157H106V156H108L107 154H109ZM169 153V154H168ZM176 153V154H175ZM203 153H204V155H203ZM212 153H214V154H212ZM221 153L223 154L222 156L225 158L224 160L221 158L220 160H219V158L221 157ZM241 153V154H240ZM99 154H102V157H101V155H100V158H97V157H95V156H98L99 157ZM127 154V155H126ZM142 155V157H139L140 155ZM152 154H153V157H152ZM156 156H155V155ZM159 154V155H158ZM161 154H163V155H161ZM192 154H194V155H192ZM200 154L201 155H203V157H201L200 156ZM208 154V155H207ZM209 154L212 156V157H210L209 158V160L208 161H205V160H207V158L206 157H209ZM220 154V155H219ZM93 155H95V156H93ZM104 155V156H103ZM136 155V156H135ZM169 155V156H168ZM179 155V156H178ZM187 155V156H186ZM188 155H192V157H190V159H189V157H188ZM230 156L229 158L227 157V156ZM240 155H242V157L240 156ZM57 156V155H56ZM134 156V157H133ZM137 156H138V158H137ZM159 156V157H158ZM165 158H164V157ZM176 156V157H175ZM184 156H185V158H184ZM205 156V157H204ZM234 156H235V158H234ZM93 157H95V159L97 158V161H102L101 163H99V165L97 166V162H96V160L93 158ZM104 157V159L102 160V158ZM133 158V160H132V158ZM169 157V159H167ZM182 157L184 158V159H182ZM202 159H201V158ZM219 157V158H218ZM259 158V156H258V154L257 153H254L253 155H252V161H253V168L255 169L254 170V173L253 174H251L252 176H251V178L252 179H254L255 177H257L258 176V173H259V171L261 170V169H264V166H262V165H264V162H260V161H258L257 162V160H258V158ZM83 158V159H82ZM139 159V161H137L136 160V162H134V163H131V160H132V162L133 161H135V159ZM141 158V159H140ZM150 158V159H149ZM160 158V159H159ZM162 158H164V159H162ZM176 158V159H175ZM197 158H199V159H197ZM206 158V159H205ZM227 158V159H226ZM230 158H231V161H230ZM91 159H93V160H91ZM98 159H100V160H98ZM154 161H153V160ZM166 159V160H165ZM175 159V160H174ZM178 159V160H177ZM187 159H189V161L187 160ZM201 159V160H200ZM140 160H141V163H140ZM145 160H146V162H145ZM162 160H164V161H166V162H163ZM173 160V161H172ZM197 160H198V162H197ZM222 160H223V163H221L222 162ZM225 160H228V161H230L228 164H227V162L228 161H225ZM260 160V159H259ZM158 162V161H161V163H159L158 162V164H161V165H163V166H161V165H158L157 164V166L155 165L154 166V163L155 162ZM200 161V162H199ZM218 161V162H217ZM225 161V162H224ZM241 161V162H240ZM262 161H264V160H262ZM95 162V163H94ZM108 162V161H107ZM143 162H144V164H143ZM147 162H148V164L150 163V165L152 164L153 166H149V165H147ZM156 162V163H157ZM178 162V163H177ZM185 162V163H184ZM197 162V163H196ZM202 162H204L203 164H202ZM206 162V163H205ZM260 162V163H259ZM146 163V164H145ZM155 163V164H156ZM163 163V164H162ZM170 163V164H169ZM198 163H200L199 165H201V168H200V166L198 165ZM219 163H221V164H223V166L221 165L220 166V164ZM226 163V164H225ZM238 163H240V164H238ZM259 163V164H258ZM71 164H70V166H71ZM77 164V165H76ZM133 164V165H132ZM135 164V165H134ZM140 165V167H141V169H139V166L138 165ZM166 164H167V167H166ZM185 164V165H184ZM219 166H218V165ZM238 164V165H237ZM91 165V166H90ZM164 165H165V167H164ZM172 165V166H171ZM179 165V166H178ZM193 165H194V167H193ZM216 165H217V168H216V170H214L215 168L214 167H216ZM227 165V166H226ZM257 165H259L258 167H257ZM28 166H29V169L30 170H32V171H34V172H36V173H38V174H40V175H42V177L44 176L47 180H49V181H51V182H53V183H55L56 185H58V186H60V187H62V188H67V189H69L71 192H74L75 194H80L81 192L79 191V190H77V189H73V188H71L70 186H67V185H65L64 183H61L60 181H58V180H54L53 178H51V177H49V175L47 174V176H46V173H42V172H39L37 169H35V167L31 164V163H28ZM67 166H69V165H67ZM93 166V168H95V170H92L90 167H92ZM135 166V167H134ZM144 166V167H143ZM147 166H149V167H147ZM181 166H183V167H181ZM197 166H199V167H197ZM202 166H203V168H202ZM225 166V167H224ZM239 166V167H238ZM84 167V166H83ZM134 167V168H133ZM155 167H158V168H155ZM162 167V168H161ZM194 169H193V168ZM224 167V168H223ZM87 168V167H86ZM100 168H102V170L100 169ZM134 170H133V169ZM146 168V169H145ZM149 168H151L150 170H149ZM166 168H168V170L166 169ZM190 168H191V170H190ZM201 169L200 171H199V169ZM212 168H214L213 169V171H216V175L220 178V180H219V178H217V176L212 172ZM221 168H223V169H221ZM226 168V169H225ZM240 168V169H239ZM67 169V168H66ZM110 169V170H109ZM139 169V170H138ZM145 169V171H143ZM148 169V170H147ZM158 171H157V170ZM160 169V170H159ZM165 169L167 170V171H169V175H167V173H165V172H167V171H165ZM170 169H171V171H170ZM237 171H236V170ZM46 170L49 172L50 171V167H49V165L46 167ZM152 170H154V171H152ZM156 170V171H155ZM162 170H163V172H162ZM188 170H190V172H191V174L192 173H194V171L193 170H195L196 171V173L195 174H193V175H191V174H189V171ZM200 172H198V171ZM219 172H222V173H218V171ZM221 170H225L224 172L223 171H221ZM231 170V171H230ZM111 171V172H110ZM114 173H113V172ZM141 171H143V172H145V173H143V172H141ZM165 171V172H164ZM188 171V172H187ZM208 171H211L210 173H213L212 175H214V176H210V173L208 172ZM230 171V172H229ZM256 171H258V172H256ZM102 172V173H103ZM137 172H139L138 174H140V177L141 176H143L142 178H138V174H137ZM149 172H153L152 174H156V176H155V174H154V176H151L152 174L151 173H149ZM160 174H159V173ZM171 172V173H170ZM172 172H174V173H172ZM184 172H186V174L184 173ZM198 172V173H197ZM120 173V174H119ZM146 173H149V174H147L146 175ZM158 173V174H157ZM163 173H165L164 175L165 176H163ZM208 173H209V178H210V180L211 181H209V179H206L207 180V182H203V183H201V180H199L201 177H204V176H207L208 175ZM229 173V174H228ZM143 174V175H142ZM151 174V175H150ZM198 174V175H197ZM223 174V175H222ZM227 174L229 175L228 176V179L226 178L225 179V176L227 177ZM134 175H137V176H134ZM147 177H146V176ZM158 175H162V176H158ZM177 176V179H175V177ZM182 175V176H181ZM187 177H186V176ZM190 175V176H189ZM173 176H175V177H173ZM194 176V178H195V180H194V178H192ZM199 178H198V177ZM180 177V178H179ZM186 178V179H183V178ZM215 177V178H214ZM221 177H222V179H221ZM171 178V179H170ZM180 180H179V179ZM212 178L213 179H215V181L213 180L212 181ZM217 178V179H216ZM232 178V179H231ZM242 178V179H241ZM166 180V181H163L162 182V180ZM183 179V180H182ZM223 179L226 181H223ZM240 180V182H239V180ZM175 180H177L176 182L177 183H175V182H173V181H175ZM181 180H182V182H184V181H188V180H190L191 181V183H189V182H187V185L188 186H186L185 185V187H182L183 189H184V192L179 188V187H181ZM194 180V181H193ZM232 182H231V181ZM146 181H147V184H146ZM149 181V182H148ZM156 181V182H155ZM180 181V182H179ZM202 181H205V180H202ZM218 181V182H217ZM222 181L224 182V183H222ZM231 183H230V182ZM154 182V183H153ZM173 182V183H172ZM198 182V183H197ZM212 182V183H211ZM234 182H235V185H234ZM154 184V186H152V188H151V186H150V184ZM178 183L180 184V186L178 185ZM193 183L194 184H196V185H193ZM200 183L203 185H200ZM212 185V187H211V185ZM214 183V184H213ZM216 183V184H215ZM221 183H222V186H221ZM228 183L229 184H232V185H234V186H232V185H228ZM239 183V184H238ZM152 184V185H153ZM166 184V185H165ZM168 184V185H167ZM169 184H173V186L175 185L176 187H173L172 185L170 186ZM178 186H177V185ZM210 186H209V185ZM219 184V185H218ZM163 187H161V186ZM190 185V186H189ZM208 185V186H207ZM228 185V186H227ZM169 186V187H168ZM194 186H196V189H197V187L199 188V190L197 189V191L195 190V187ZM200 186H202V187H200ZM218 186H221V187H223L224 189H225V191H227V196H228V193H229V191H230V194H229V196L227 197H225V195H223L224 193H226L225 191H223L224 189L223 188H221V187H218ZM237 186V187H236ZM140 189H141V187L140 186H138ZM157 187V188H158ZM162 189H161V188ZM186 187H188V192L190 193V194H188V192H187V194H188V196L186 195L185 196V194H186V192L185 191H187L186 189ZM205 187H208V188H206L205 189ZM211 187V188H210ZM217 187H218V189H217ZM178 189V190H175V189ZM202 188V189H201ZM222 190H221V189ZM231 188H233V189H231ZM159 189H158V191H159ZM143 190V189H142ZM141 190V191H142ZM157 190V189H156ZM182 191L181 193H178V192H180V191ZM215 190H218V191H216V194L218 195H216L215 194ZM232 190V191H231ZM144 191V193H145V190H143ZM176 191V193L175 194H173V192H175ZM195 191V193H194V195H192L193 194V192ZM204 191H206L205 193H204ZM208 191H211V192H209L208 193ZM222 191V192H221ZM214 192V193H213ZM232 192V193H231ZM160 193H162L163 194V192H160ZM170 193V194H169ZM178 193V194H177ZM203 193V194H202ZM176 194H177V196H176ZM206 194V195H205ZM211 196H210V195ZM212 194H213V196H216V197H214L213 198V196H212ZM82 195L85 197V198H88L89 200H93V197L91 196V194L89 195V194H87V193H82ZM209 195V199H208V196ZM176 196V197H175ZM184 196V197H183ZM192 196H194V197H192ZM201 196V197H200ZM180 199H179V198ZM211 197H212V199H211ZM205 198H207V199H205ZM217 200H216V199ZM220 198V200H218ZM251 198V199H250ZM4 201H5V203L6 204H8L9 206H13V201L10 199V197L7 195V194H5L4 195ZM198 199H199V201H198ZM200 199H203L204 200V202L205 203H207V204H205L204 202H202L203 200H200ZM211 199V200H210ZM258 199H260V200H258ZM56 200V202H58L57 201V199H55ZM99 200H100V202L102 203V204H109V205H114V206H120V207H124V208H130V204L129 203H118V202H109V201H105V200H103L102 198H99ZM206 200L208 201V202H206ZM215 200H216V204H215ZM223 200V201H222ZM201 201V202H200ZM210 201H211V203L213 204V205H211L210 204ZM262 203H261V202ZM36 202V201H35ZM219 203V205H218V203ZM220 202H221V204H220ZM243 203V204H242ZM255 203V204H254ZM259 203H261V204H259ZM25 205L27 204V202H25L24 203ZM39 204V203H38ZM129 204V205H128ZM244 204H245V206H244ZM254 204V205H253ZM259 204V205H258ZM257 205V206H256ZM39 207H41V208H45L44 206H42V205H38ZM145 203H142V204H140L139 205V208L142 210V211H144V212H148L150 209H151V206L150 205H146L145 207H147V209L145 210ZM150 206V207H149ZM203 206H204V208H203ZM212 206H214L213 208H212ZM215 206H216V208H215ZM243 206V207H242ZM256 206V207H255ZM202 207V208H201ZM206 207V208H205ZM143 208V209H142ZM198 208V209H197ZM213 209V210H212ZM45 210H46V208H45ZM218 212V213H214V212ZM238 211V212H237ZM28 212H30L29 213V216L30 215H32V216H34V217H36V216H38V212L37 211H33V209H31V211H30V209H29V211ZM213 213V214H212ZM220 213V214H219ZM223 213V214H222ZM247 215H246V214ZM27 214V213H26ZM222 214V215H221ZM225 214H228V213H225ZM242 214H244V215H242ZM255 214V215H254ZM259 216H258V215ZM214 215H216V216H214ZM222 217H224V218H220L221 216ZM242 215V216H241ZM178 215H174V217L173 218H182L183 216H178ZM213 216V217H212ZM220 216V217H219ZM241 216V217H240ZM256 216H258V218L256 217ZM212 217V218H211ZM219 217V218H218ZM252 217H254V218H252ZM262 217V218H261ZM173 218H171V219H173ZM214 218V219H213ZM216 219H218V220H216ZM220 219V220H219ZM238 219V220H237ZM259 219V220H258ZM260 219H262V221L260 220ZM224 220V221H223ZM258 220V221H257ZM220 221V222H219ZM261 221V222H260ZM157 222V221H156ZM221 223V224H220ZM259 223H260V228L261 229H259ZM226 226V227H225ZM196 230H198V226L196 225V224H191L190 225V227L188 228V230H187V234L188 235H190L191 233H192V231H196ZM261 230V231H260ZM261 232V233H260ZM247 234V233H246ZM252 234H256V236L255 235H252ZM261 235V236H258V235ZM253 237H252V236ZM246 236V237H245ZM248 236H250V237H252V239L253 240H251V238L250 237H248ZM255 236V237H254ZM149 237H151V236H149ZM153 237V238H152ZM150 239L149 238H147L146 239V242H148V243H150V244H157V243H159L160 241V239L159 238H157V237H155V236H152ZM243 237V236H242ZM32 238V237H31ZM40 238V239H39ZM259 240H258V239ZM59 239H61V240H58V243H56L54 240H56L57 241V239H53V238H51V241H52V243L53 244H55V245H57V246H59V248H61V250H56L55 251V249L53 248V247H49L47 244H45V241H44V239L42 238V237H40V236H38V238L36 237V240H37V243H39V244H41V245H47L48 247H47V253L49 254V255H54V254H58L59 253V255H57V256H60V260H62V261H64V262H66V263H68V264H77L78 262H77V260L75 261V262H73L74 260H73V258H72V256L71 255H69V253L71 254V252H69L68 251V248L67 247H70L71 249H69L70 251H72L73 249H75L76 250V247L74 248V246H73V249H72V245L71 244H68V245H66L65 246V244H64V242H60V241H62L63 239H62V237L61 238H59ZM159 239V240H158ZM246 239V240H245ZM249 239V240H248ZM255 239H256V241H255ZM260 239H262L261 241H260ZM187 240V238L185 239V241ZM203 240H206L205 238H201V240H199V238H198V240H196V242H198V243H195V241L194 240H191L192 242H190L189 243V241L187 240L186 242H188V244L187 243H185V241H180V244L178 245V243L177 244H175V245H169V243H167L166 245H168V246H172L173 248H169L168 249V251L167 250H165L164 252H162V253H160V252H158V253H153V254H151L152 256H145V258L144 259H142V258H139V260H138V257H136V260H138V261H149V260H152L153 258H156L157 256L158 257H160V258H163V259H161L162 261L164 260V255H167V253L169 254L170 252H172V251H180V250H183L184 248H186V247H189V244L190 245H192V247H194V246H197L198 244H199V241H200V244L201 243H203V242H205V241H203ZM248 241V242H247ZM254 241H255V244H254ZM239 242V243H238ZM240 242H242V243H240ZM250 242V243H249ZM252 242H253V244L255 245V246H257V247H255L253 244H252ZM62 243H63V245H62ZM185 243V244H184ZM246 243V244H245ZM62 246H61V245ZM131 244H133V245H136V244H138V242H136V241H131ZM182 244V245H181ZM193 244H197V245H193ZM239 244V245H238ZM242 244H244V246L242 245ZM21 245V242L19 241V243L17 244V246H20ZM241 245V246H240ZM64 246V247H63ZM236 247H237V249H238V247H239V250H237L236 249ZM245 247H246V249H245ZM254 248V250H253V248ZM84 247H79L76 251H80V249H81V251L82 252H85L86 251V249H83ZM241 248L243 249V251L241 250ZM248 248V249H247ZM249 248L251 249V250H249ZM53 249V250H52ZM67 249V250H66ZM236 249V250H235ZM235 250V251H234ZM66 251V252H65ZM69 253H68V252ZM88 251V250H87ZM163 251V250H162ZM235 253H234V252ZM250 251H252V252H250ZM239 252V253H238ZM246 252V253H245ZM235 255H234V254ZM242 253V254H241ZM250 253H252V254H250ZM255 253H254V255H255ZM238 254V258H237V260H235L236 259V255ZM241 254V255H240ZM244 254V255H243ZM70 257H69V256ZM236 256V257H235ZM126 257V259H124V261H127V260H130L131 259V257L130 256H128V255H126L125 256ZM149 257V258H148ZM224 257V258H223ZM234 257V258H233ZM20 258V257H19ZM17 259V260H19L20 262H22V260H20V259ZM70 258H71V260H70ZM79 259H81L82 260V258L85 260V258L84 257H82V258H80V257H78ZM142 259V260H141ZM166 260H164L163 262H165V261H168L169 263H172V262H170L171 260L169 259V258H165ZM177 260H178V258H176ZM182 259H184V258H180V260H182ZM73 260V261H72ZM92 261L94 260V259H91ZM91 260H87V261H91ZM99 259H95L92 263L90 262V263H88L87 262V264H100V261L101 260H99ZM230 260H232L231 262H230ZM98 261L99 263H96V262ZM161 261V263H163ZM242 261V260H241ZM103 262V261H102ZM101 262V264H105L106 262H103L102 263ZM167 262V263H168ZM224 262V263H223ZM110 264H116V261H114L113 263H112V261H110L109 262ZM108 263V264H109ZM120 262H117V264H119ZM122 263V262H121ZM159 263H160V259H159ZM159 263H157V264H159ZM160 263V264H161ZM166 262L165 263H163V264H167ZM168 263V264H169ZM226 263V264H227ZM79 264V263H78ZM107 264V263H106Z\"/></svg>",
  "mask_w": 264,
  "mask_h": 264
},
{
  "label": "bare ground",
  "instance_id": "6f19581e",
  "mask_svg": "<svg viewBox=\"0 0 264 264\" xmlns=\"http://www.w3.org/2000/svg\"><path fill=\"white\" fill-rule=\"evenodd\" d=\"M27 1V0H26ZM37 1V0H36ZM43 1V0H42ZM47 1V0H46ZM46 1H45V3H46ZM53 1V0H52ZM55 1V0H54ZM65 1V0H64ZM94 1V0H93ZM96 2L98 1V0H95ZM100 1V0H99ZM126 1V0H125ZM136 1V4H137V0H134V2ZM140 1H143L144 2V0H140ZM154 1V3H155V0H153ZM157 1V0H156ZM161 1V0H160ZM159 1V2H160ZM163 1V0H162ZM166 1V0H165ZM171 0H167L166 2L168 3V2H170ZM194 1V0H193ZM192 1V2H193ZM200 1H203V0H200ZM206 1V0H205ZM213 1L214 0H212L211 2L213 3ZM215 1H217V0H215ZM44 2V1H43ZM48 2V1H47ZM51 2V1H50ZM50 2H48V3H50ZM59 2V1H58ZM58 2H56V3H58ZM76 2V1H75ZM84 2V1H83ZM88 2V1H87ZM89 2H90V0H89ZM102 2V1H101ZM101 2H99V3H101ZM107 2H109V1H107ZM112 1H110V3H111ZM119 2H121V1H119ZM119 2L117 3V4H119ZM127 2H128V0H127ZM130 2H132L133 3V1H130ZM142 2V3H143ZM148 2H149V0H148ZM147 2V3H148ZM152 2V1H151ZM157 3V4H160V3ZM172 2H175V1H173L172 0ZM188 2V1H187ZM186 2V3H187ZM191 2V4L192 5H194V2H196V1H194L193 3ZM197 2H199V1H197ZM208 2H210V1H208ZM218 2V1H217ZM29 3H31V2H29ZM34 3V2H33ZM52 3V2H51ZM50 3V4H51ZM72 3V2H71ZM90 3H92V2H90ZM142 3H139L138 2V7H137V5L136 4H132L133 6H136V8H140L139 6L140 5H142ZM144 3H146V2H144ZM143 3V5H145ZM153 3V4H154ZM189 3V2H188ZM187 3V4H188ZM211 3V4H212ZM219 3V2H218ZM35 4V3H34ZM38 4V3H37ZM36 4V5H37ZM53 4V3H52ZM84 4H85V2H84ZM94 4V3H93ZM93 4H91V5H93ZM112 4H114V3H111V4H109L110 5V7H112V6H114V5H112ZM151 4V3H150ZM153 4H151V5H153ZM156 4V3H155ZM178 4V2H176V5ZM183 4V3H182ZM185 4V3H184ZM186 4V6H188ZM190 4V3H189ZM259 4L261 5L262 4V1L261 2H259ZM14 5H16V4H14ZM26 5V4H25ZM40 5V4H39ZM59 5V4H58ZM75 5H76V3H75ZM102 6V4H99V5H97V6ZM112 5V6H111ZM129 6L131 5V3L130 4H128ZM131 5V6H132ZM147 5V4H146ZM145 5V6H146ZM149 5V4H148ZM147 6V8H144L145 6H143L142 7V9L144 8V9H148V7H150L151 9L153 8V6ZM162 5H164L163 3H162ZM166 5H168V4H166ZM180 5H181V3H180ZM196 5V6H195ZM194 6L195 7H198V5L199 4H195ZM215 5V4H214ZM213 5V6H214ZM219 4H217V6H218ZM259 5V6H260ZM262 5H264V4H262ZM38 6V5H37ZM42 6H44V4L42 5ZM50 7H51V5H49ZM48 6V7H49ZM56 6V4L54 5V7ZM119 6H121V4H119L118 6H117V8H116V5H115V7H112V8H114L113 10H114V13L116 12V9H119L120 7ZM157 6V5H156ZM160 6V5H159ZM200 6H201V4H200ZM199 6V7H200ZM212 6V7H213ZM216 6V5H215ZM219 6H224V5H219ZM259 6H257V7H259ZM4 7V6H3ZM6 7V6H5ZM15 7V6H14ZM46 7V6H45ZM54 7L52 6L51 8H53L54 9ZM59 7V6H58ZM74 7H76V6H73V10H74ZM77 7H78V5H77ZM119 7V8H118ZM166 8L168 7V6H165ZM164 6H163V8L162 9H164L165 8ZM177 7H178V5H177ZM180 7V6H179ZM178 7V8H179ZM189 7H193V6H188V8ZM203 7H205V9H203V11L204 12H207L208 11V7L206 8V6H203ZM203 7H200V8H203ZM10 8V7H9ZM12 8V7H11ZM31 8V7H30ZM60 8H61V6H60ZM59 8V9H60ZM80 8V7H79ZM91 8H93V7H91ZM96 8V7H95ZM101 8V7H100ZM111 8V9H112ZM149 8V11L151 10ZM159 8V7H158ZM157 7H156V9H158ZM164 9V10H162L161 9V11H160V13L163 11V13L164 12H166V10L167 9ZM169 8V7H168ZM175 8V7H174ZM174 8H172V6L170 7V11H171V9H172V12L174 13V11H173V9ZM177 8V9H178ZM185 8V7H184ZM191 8H189V9H191ZM215 8H217V7H213V9L215 10ZM231 8V7H230ZM260 8H264V7H260ZM44 9V8H43ZM50 9V8H49ZM55 9H57V7H55ZM63 9V8H62ZM68 9V8H67ZM77 9V8H76ZM110 9V10H111ZM124 9V8H123ZM128 9V8H127ZM127 9H125L126 11H127ZM142 9H141V12H142ZM144 9H143V11H144ZM155 9V8H154ZM153 9V10H154ZM213 9H212V11H213ZM236 9V8H235ZM15 10V9H14ZM18 10V9H17ZM22 10V9H21ZM46 10V9H45ZM79 10V9H78ZM81 10V9H80ZM80 10L78 11V12H80ZM96 10V9H95ZM98 10V9H97ZM96 10V11H97ZM133 10H135V8L133 9L132 8V11ZM152 10V11H153ZM159 10L160 9H158V11L156 10V12L158 13L159 12ZM179 10H181V8L179 9ZM185 10H187V9H184V11ZM192 10H193V8H192ZM205 10H207V11H205ZM59 12H57L56 10H55V12L56 13H61V9L60 10H58ZM70 11H71V9H70ZM89 11V10H88ZM112 11V10H111ZM122 11V10H121ZM132 11L130 10V12H129V15H131L132 14ZM140 11V10H139ZM148 10H146V12L148 13L149 12ZM167 11H169V9L167 10ZM183 11V10H182ZM181 11V12H182ZM183 11V12H184ZM190 11V10H189ZM193 11H195V10H193ZM193 11H191V13L190 14H194V12ZM196 11H198V10H196ZM211 11V12H212ZM217 11H219V10H217ZM29 12V11H28ZM38 12V11H37ZM54 12V11H53ZM63 13H64V11H62ZM77 12V13H78ZM94 12V11H93ZM119 12V11H118ZM124 12V11H123ZM134 12H138L137 10L136 11H134ZM154 12V15H156L155 14V11H153ZM153 12H152V14H153ZM193 12V13H192ZM214 12V11H213ZM216 12V11H215ZM258 12V11H257ZM261 12H262V10H261ZM260 12V13H261ZM13 13V12H12ZM32 13H33V11H32ZM72 13V12H71ZM71 13H69V14H71ZM81 13V12H80ZM95 13V12H94ZM99 13V12H98ZM113 13V12H112ZM113 13V14H114ZM122 13V12H121ZM131 13V14H130ZM160 13L159 14H157V17H159L158 15H160ZM169 13V12H168ZM167 13V14H168ZM172 13V14H173ZM177 12H175V14H176ZM187 13V12H186ZM185 13V14H186ZM198 13V12H197ZM196 13V14H197ZM208 13V12H207ZM217 13V12H216ZM237 13V12H236ZM3 14V13H2ZM34 14V13H33ZM53 14V13H52ZM73 14H75L74 12H73ZM79 14V13H78ZM135 14V13H134ZM134 14H133V16H134ZM139 15H140V12L138 13ZM137 14V16L139 17V15ZM170 14V13H169ZM187 14H189V12L187 13ZM204 14V13H203ZM206 14V13H205ZM213 14V13H212ZM26 15V14H25ZM50 15V14H49ZM65 15V14H64ZM66 15H68V14H66ZM80 15H84L85 16V14L84 13H81ZM86 15H87V13H86ZM92 15H93V13H92ZM95 15H96V13H95ZM98 15V14H97ZM100 15H101V13H100ZM119 15V14H118ZM124 14H122L121 15V17L120 18H122V19H119V24H120V21H123V17H125V15H126V18H128L127 17V13L123 16ZM128 15V16H129ZM145 15V14H144ZM147 15V14H146ZM145 15V19H146V17L148 16H146ZM149 15L151 16V13L149 12ZM153 15V16H154ZM162 15V14H161ZM164 15H166V13H164ZM163 15V16H164ZM174 15V14H173ZM172 15V16H173ZM177 15V14H176ZM195 15V14H194ZM198 15V14H197ZM217 15H218V13H217ZM220 15V14H219ZM218 15V16H219ZM230 15L231 14H227L226 16H229L230 17ZM31 16V15H30ZM59 16V15H58ZM70 16V15H69ZM76 16V14L74 15V17ZM104 16V15H103ZM106 16V15H105ZM132 16V15H131ZM132 16V17H133ZM137 16H134L133 18H135V17H137ZM143 15H141V17H142ZM153 16H151V17H153ZM162 16V17H163ZM171 16V15H170ZM172 16H171V19H172ZM187 16V15H186ZM233 17H234V15H232ZM232 16H231V18H232ZM9 17V16H8ZM13 17V16H12ZM21 17V16H20ZM54 17H56V16H54ZM60 17H62L61 15H60ZM68 17V16H67ZM71 17V16H70ZM70 17H68L69 19H71ZM77 17V16H76ZM81 16H79L78 18H80ZM95 17V16H94ZM110 17H112V16H110ZM132 17H131V20H132ZM155 17V16H154ZM153 17V20L154 19H156L157 17H155L154 18ZM161 17V18H162ZM164 17H166V19H167V15L166 16H164ZM174 17V16H173ZM178 17V16H177ZM180 17H182L181 15L179 16V18ZM229 17H225V19L226 18H229ZM248 17H250V16H248ZM258 17V16H257ZM51 18V17H50ZM53 18V17H52ZM64 18V17H63ZM62 18V19H63ZM67 18V19H68ZM85 18V17H84ZM91 18H93V17H91ZM90 18V19H91ZM98 18H100L99 17V15H98V17H97V19L95 18V20H98ZM106 18V17H105ZM104 18V19H105ZM125 18V19H126ZM143 18V17H142ZM148 18V17H147ZM160 18V17H159ZM168 18H169V15H168ZM175 18V17H174ZM178 18V19H179ZM183 18V17H182ZM194 18H196L195 16L193 17V20H194V22L196 21ZM198 18V17H197ZM209 18H210V16H209ZM235 18V17H234ZM234 18H232L233 20H232V22L233 21H235V19ZM57 19V18H56ZM58 19H59V17H58ZM73 19V18H72ZM71 19V20H72ZM74 19H76V18H74ZM83 19V18H82ZM103 18H101L100 20H102ZM107 19H109L108 17L106 18V21L108 22V20ZM111 19V18H110ZM109 19V20H110ZM113 19V18H112ZM111 19V20H112ZM124 19V20H125ZM136 19H138V18H135V21H136ZM158 19V18H157ZM165 19V18H164ZM176 19V18H175ZM174 19V20H175ZM186 18L184 17V20H185ZM187 19H188V16H187ZM191 19V18H190ZM189 19V20H190ZM199 19H201V17H199ZM206 19V18H205ZM230 19V18H229ZM239 19H241V18H239ZM259 19H261V18H258V20ZM33 20V19H32ZM36 20V19H35ZM48 20V19H47ZM79 19H77L76 20V22L78 21ZM89 20V19H88ZM94 20V21H95ZM114 20V19H113ZM112 20V21H113ZM127 21L129 20V19H126ZM126 20L124 21V24H125V22H126ZM131 20H129V21H131ZM141 20V19H140ZM147 20V19H146ZM146 20L144 21L143 19L141 20V21H139V22H145L146 23ZM150 21H151V19H149ZM149 20H147V21H149ZM161 21H162V19H160ZM159 20V21H160ZM173 20V19H172ZM173 20V21H174ZM182 21H183V19H181ZM188 20V21H189ZM192 20V21H193ZM208 20H210V19H208ZM216 20V19H215ZM236 20H238V18L236 19ZM34 21V20H33ZM46 21V20H45ZM51 21V20H50ZM53 21V20H52ZM56 21V20H55ZM58 21V20H57ZM62 21V20H61ZM75 21V20H74ZM85 21V20H84ZM87 21V20H86ZM92 21V20H91ZM103 21V20H102ZM112 21L110 22V23H112ZM116 21V22H117ZM128 21V22H129ZM133 21H134V19H133ZM155 21H157V20H154V22ZM192 21H189L190 23L192 22ZM225 21H227V19L225 20ZM230 21V20H229ZM238 21H240L241 22V20H238ZM243 21V20H242ZM6 22V21H5ZM39 22V21H38ZM48 22H49V20H48ZM59 22H60V20H59ZM64 22V21H63ZM68 22V21H67ZM69 22H71V21H69ZM72 22H73V20H72ZM72 22H71V24H72ZM93 22V21H92ZM97 22V21H96ZM104 22V24H106L105 23V21H103ZM103 22H101V24L103 23ZM117 22V23H118ZM127 22V23H128ZM175 22H176V20H175ZM201 22L202 23H200V24H204L205 23V21H204V23H203V20H201ZM215 22V21H214ZM240 22H237V23H240ZM260 22V21H259ZM30 23V22H29ZM46 23V22H45ZM50 23V22H49ZM55 23V22H54ZM58 23V22H57ZM88 23V21L85 23V24H87ZM90 23V22H89ZM109 23V22H108ZM127 23L125 24V26L127 25ZM133 23V22H132ZM145 23H144V25H145ZM148 23V22H147ZM146 23V24H147ZM151 24H152V22H150ZM150 23H148V26H149V24ZM161 23V22H160ZM163 23V22H162ZM174 23V22H173ZM177 23H179V22H177ZM189 23V24H190ZM198 22H196V24H197ZM227 23H228V21H227ZM226 23V24H227ZM230 23H231V21H230ZM235 22H233V24H234ZM244 23V22H243ZM262 23H264V22H262ZM27 24V23H26ZM31 24V23H30ZM82 24V23H81ZM84 24V23H83ZM92 24V23H91ZM93 24H95L94 22H93ZM98 24V23H97ZM103 24V26L105 27V26H107V25H104ZM131 24V23H130ZM135 24V23H134ZM183 23L181 22L180 23V25H182ZM192 24V23H191ZM232 24V23H231ZM232 24V25H233ZM245 24V23H244ZM256 24V23H255ZM40 25H41V23H40ZM63 25H67V24H63ZM69 25H70V23H69ZM75 25H76V23H75ZM90 25V24H89ZM88 25V26H89ZM111 25V24H110ZM109 25V29H110V27H112L113 25H111L110 26ZM128 25H129V23H128ZM127 25V26H128ZM137 25V24H136ZM153 25V24H152ZM156 25V24H155ZM162 26L164 25L165 26V23L164 24H161ZM166 25H168V24H166ZM228 25V24H227ZM225 26V27H227L228 28V30H229V28H230V24H229V27L228 26ZM5 26H6V24H5ZM10 26V25H9ZM15 26V25H14ZM49 26V25H48ZM82 26V25H81ZM81 26H79V27H81ZM85 26V25H84ZM83 26V27H84ZM87 26V25H86ZM117 26V25H116ZM119 26V25H118ZM131 25H129V27H130ZM132 26H133V24H132ZM131 26V27H132ZM147 26V27H148ZM157 26V25H156ZM160 26V25H159ZM178 27H179V24L177 25ZM190 26V25H189ZM188 26V27H189ZM192 26H193V24H192ZM192 26H190L191 28H192ZM197 26V25H196ZM195 26V28H194V26H193V28H194V30H196V31H194L193 33H195V34H197L198 36H199V34H200V36H201V33H202V31H203V33H204V30H203V28H202V30H200L201 31V33H199L198 34V32L199 31H197L198 30V27H200L199 26V24H198V27H196ZM205 26V25H204ZM256 26V25H255ZM262 26V25H261ZM12 27V26H11ZM25 27V26H24ZM58 27H59V25H58ZM60 27H62V26H60ZM64 27V26H63ZM67 27V26H66ZM72 27L73 28H71V26H69V28H71V30H74V24H72ZM92 27V26H91ZM93 27H95L94 25H93ZM99 27V26H98ZM115 27V26H114ZM129 27H126V28H129ZM136 27V26H135ZM145 27H146V25H145ZM150 28L151 27H153V28H155L154 27V25L153 26H149ZM167 27V26H166ZM169 27H170V25H169ZM181 27H183L182 28V30H184V26H181ZM202 27V26H201ZM213 27V26H212ZM211 27V28H212ZM224 27V26H223ZM234 27V26H233ZM46 28V27H45ZM82 28V27H81ZM87 28V27H86ZM89 28V27H88ZM96 28H97V25H96ZM96 28H95V30H96ZM126 28H125V30H126ZM137 28H138V26H137ZM150 28H149V30H150ZM158 28V27H157ZM191 28H190V30H191ZM193 28H192V30H193ZM208 28V27H207ZM211 28H210V30H211ZM227 28H226V30H227ZM262 28H264V27H262ZM39 30H40V28H39ZM42 30H43V28H42ZM78 30H79V28H78ZM84 30H85V28H84ZM91 30L92 31H94L93 30V28H91ZM91 30H88V31H91ZM99 30H101V27L99 28ZM113 30H114V28H113ZM121 30H122V28H121ZM121 30H120V28H119V30H118V33H119V35H121L120 33H121ZM125 30H123V31H125ZM133 30H134V26H133ZM158 30H159V28H158ZM157 30V31H158ZM166 30H167V28H166ZM174 30H175V28H174ZM189 30V28H188V30H187V28H186V31H190ZM205 30H206V28H205ZM210 30H208V31H210ZM224 30H225V28H224ZM233 30H234V28H233ZM232 30V31H233ZM4 31V30H3ZM18 31V30H17ZM37 31V30H36ZM58 31H59V28H58ZM64 31V30H63ZM67 31H69L68 30V28H67ZM102 31V30H101ZM100 31V32H101ZM116 31H117V28H116ZM115 31V33L117 34V32ZM122 31V32H123ZM127 31H131L130 30V28H129V30H127ZM154 31V30H153ZM165 31V30H164ZM168 31V30H167ZM169 31H171L172 32V26H171V30H169ZM168 31V33H169V39H170V41H171V39H173L175 36V34H173V36L171 37L170 35H172L170 32ZM261 31H264V30H261ZM260 31V32H261ZM62 32V31H61ZM76 32V31H75ZM81 32V31H80ZM86 31H84V33H85ZM96 32V31H95ZM98 32V31H97ZM111 32H113V31H111ZM151 32V31H150ZM160 32H161V30H160ZM213 31H211V33H212ZM235 32V31H234ZM18 34L20 33V32H17ZM16 33V34H17ZM48 33H50V32H48ZM53 33V32H52ZM52 33H50L51 35H54V34H52ZM55 34L56 33H58V32H54ZM66 32L64 31V34H65ZM69 33V32H68ZM67 33V34H68ZM78 33H79V31H78ZM78 33H77V35H78ZM86 33H88V32H86ZM85 33V34H86ZM91 33V32H90ZM114 33V32H113ZM125 33H127V34H129L128 32H125ZM131 33H132V31H131ZM130 33V34H131ZM134 33H135V31H134ZM141 33V32H140ZM155 33V32H154ZM158 33V32H157ZM166 33V32H165ZM172 33H174V32H172ZM177 33V32H176ZM182 33H184L183 31H182ZM188 33V32H187ZM190 33H192L191 31H190ZM193 33H192V35L191 34H189L188 33V35L189 36H192V39H193V37L195 36H193ZM205 33H206V31H205ZM204 33V34H205ZM229 33H231V32H227V34H229ZM44 34V33H43ZM60 34V33H59ZM64 34H63V38H64ZM67 34H65V35H67ZM76 34V33H75ZM84 34V35H85ZM89 34V33H88ZM92 34V33H91ZM124 34V33H123ZM126 34V36H130V37H132L130 34L129 35H127ZM136 34V33H135ZM148 34V33H147ZM162 34H163V32H162ZM185 34V33H184ZM208 33H206V35H207ZM231 34H233V33H231ZM237 34V38H238V32L236 33ZM235 34V35H236ZM243 34V33H242ZM24 35H25V33H24ZM27 35V34H26ZM69 35V34H68ZM71 35V34H70ZM69 35V36H70ZM79 35H81V33L79 34ZM78 35V36H79ZM83 35V34H82ZM84 35L81 37L82 38V42L81 41H79L78 43H83V38H86V36L84 37ZM96 35H98V33L96 34ZM96 35H95V37H96ZM101 34H99V36H98V38L100 37V39H101V37L102 38H106V37H103V36H100ZM104 35V34H103ZM134 35V34H133ZM140 35V34H139ZM142 38L146 35V34H143L142 33ZM168 35V34H167ZM177 35H179V34H177ZM176 35V36H177ZM187 35V36H188ZM203 35V34H202ZM220 35H222V34H220ZM29 36V35H28ZM28 36H24V37H26V39H27V37ZM33 36V35H32ZM39 36H40V34H39ZM45 36V35H44ZM43 36V37H44ZM57 36V35H56ZM59 36H61V35H59ZM58 36V37H59ZM90 36H92V35H90ZM93 36H94V34H93ZM106 36V35H105ZM125 36V34H124V37H126ZM135 36V35H134ZM136 36H138V35H136ZM147 36V35H146ZM145 36V37H146ZM150 36H151V33H150ZM149 36V37H150ZM186 36V35H185ZM198 36H196V37H198ZM199 36V37H200ZM207 36H209V35H207ZM217 36V35H216ZM215 36V37H216ZM17 37V36H16ZM20 37V36H19ZM24 37H22V39L24 38ZM41 37H42V34H41ZM42 37V38H43ZM50 37H52V36H50ZM62 37H60V38H62ZM74 37V36H73ZM72 37V38H73ZM171 37V38H170ZM212 37V36H211ZM218 38H219V35L217 36ZM232 37V36H231ZM231 37H230V39H231ZM240 37V36H239ZM18 38V37H17ZM34 39H35V37H33ZM38 39H39V37H37ZM54 38V37H53ZM63 38H62V40H63ZM68 38V37H67ZM71 38V37H70ZM72 38H71V43L73 42V40H72ZM76 38H77V36H76ZM97 38V37H96ZM117 38V37H116ZM115 38V39H116ZM121 38V37H120ZM136 38V37H135ZM138 38V37H137ZM140 38H141V36H140ZM147 39H148V37H146ZM158 38H159V36H158ZM179 38H180V36H179ZM195 38V37H194ZM207 37H205V39H206ZM221 38V37H220ZM219 38V40H222V38L220 39ZM233 38V37H232ZM30 39V38H29ZM28 39V40H29ZM66 38H64V40H65ZM87 39H89L88 37H87ZM99 39V40H100ZM108 39V38H107ZM106 39V40H107ZM127 39V38H126ZM139 39V38H138ZM137 39V40H138ZM160 40H161V38H159ZM165 39V38H164ZM191 39V38H190ZM197 39V38H196ZM201 39V38H200ZM203 39H204V37H203ZM202 39V42L204 43L205 42V39L203 40ZM208 39V38H207ZM214 39V38H213ZM211 40L209 43H210V47L213 49L212 50V54L214 55V53H216L217 55V57H218V59L220 58L221 60H223V62L221 63L220 62V64H222L221 66V68H222V72H223V74L225 75V73H226V77H224L225 79H223V80H225V81H227L228 82V84H225V85H227V88H226V90H225V92L223 93V94H221V93H219V96H220V98L219 99H221L220 101H221V103L220 104H218L219 106H217V107H219V110H217V112H219V114H218V116L221 118V120H220V122H221V127H223V123H226L225 121H229L230 119H229V116H228V110H229V105H230V102H231V100H232V97L235 95V94H237V92H238V89H237V87L235 86V84H234V82L236 81V77L237 76H240V78L242 79V77L241 76H244V73L243 72H240L238 69H237V67L236 68H234L235 66L234 65H236L237 63H235V64H233L234 62L233 61H239V60H237L236 58V60H234L233 58L235 57V55H232V54H230L229 55V53H232V51H231V49L229 50V51H227L226 49L227 48H225L226 46H224V48L222 49V48H219L218 47V45H220L221 46V44H219L218 43V45H217V43L215 42V40L216 39H214V40ZM239 39V38H238ZM256 39V38H255ZM20 40V39H19ZM25 40V39H24ZM36 40V39H35ZM49 40H50V38H49ZM64 40L63 41H59V44H66L67 42H65L64 43ZM69 40V38L67 39V41ZM94 40H96L97 41V39H93V42H95ZM103 40V39H102ZM111 40V39H110ZM114 39H112V41H113ZM117 40H119V39H117ZM116 40V41H117ZM120 40H122V39H120ZM123 40H125V38L123 39ZM132 40V39H131ZM142 40V39H141ZM154 40H155V38H154ZM160 40H156L157 42H160ZM166 40V39H165ZM165 40H163L162 42L164 43V41ZM185 40V39H184ZM183 40V41H184ZM193 40H195V39H193ZM197 40H199V39H197ZM196 40V41H197ZM236 40V41H235ZM13 41H14V39H13ZM16 41V40H15ZM33 41V40H32ZM31 41V42H32ZM42 41V40H41ZM66 41V40H65ZM105 41V39L102 41V42H104ZM132 41H134V40H132ZM131 41V42H132ZM156 41H154V42H156ZM172 41H174V39L172 40ZM190 41H192V40H190ZM209 41V40H208ZM233 41V40H232ZM231 41V42H232ZM244 41H245V39H244ZM17 42H18V39H17ZM16 42V43H17ZM27 42V41H26ZM38 42V41H37ZM37 42H36V44H37ZM40 42V41H39ZM44 42H47V41H44ZM51 42H53V40L51 41L50 40V43ZM61 42V43H60ZM74 42H75V40H74ZM73 42V43H74ZM86 42V41H85ZM87 42H88V40H87ZM86 42V43H87ZM92 42V41H91ZM91 42L90 43H83V45L85 46V44H86V46L88 45V44H90L91 45ZM100 42V41H99ZM108 42H109V40H108ZM124 42V41H123ZM123 42L121 41V43L123 44ZM128 42H130V40H128ZM130 42V43H131ZM146 43L145 42V39L142 41V43ZM168 42V41H167ZM177 42H179V41H177ZM180 42H182L181 41V38H180ZM188 42V41H187ZM187 42H183V43H187ZM194 42V41H193ZM198 42V44L199 45H201V47H205L206 45H203V43H200L201 41L199 40V41H197ZM197 42H196V44H197ZM226 42V41H225ZM234 42H237V39H234ZM233 42V43H234ZM30 43V42H29ZM33 43V42H32ZM49 42H47V44H48ZM55 43H56V41H55ZM69 43V42H68ZM75 43H77V41L75 42ZM115 43V42H114ZM113 43V44H114ZM125 43V42H124ZM133 43V42H132ZM143 43V44H144ZM161 43V42H160ZM159 43V44H160ZM163 43H161V45L163 44ZM183 43H180L179 44V46H180V48H182L181 46H182V44ZM207 43V46H208V42H206ZM223 43H224V41H223ZM227 43V42H226ZM240 43V42H239ZM252 43V42H251ZM27 44V43H26ZM41 44H45V45H47L46 43H41ZM61 44V45H62ZM102 44V43H101ZM106 44V42H104V44L103 45H105ZM109 44V43H108ZM110 44H111V42H110ZM109 44V47L111 48V46L112 45H110ZM139 44V43H138ZM158 44V45H159ZM173 44V43H172ZM176 44V43H175ZM190 44V43H189ZM188 44V45H189ZM196 44H194V45H196ZM205 44V43H204ZM235 44V43H234ZM238 44V43H237ZM8 45V44H7ZM12 45V44H11ZM16 45H18V44H16ZM42 45V46H43ZM54 45V44H53ZM74 45V44H73ZM100 45V44H99ZM99 45H97V47L99 46ZM117 45V44H116ZM116 45H115V47H116ZM120 45V44H119ZM118 45V46H119ZM129 45V44H128ZM127 45V46H128ZM142 45V44H141ZM141 45H140V48H141ZM144 45H146V44H144ZM157 45V46H158ZM164 45V44H163ZM184 45V44H183ZM186 45V44H185ZM227 45V44H226ZM239 45V44H238ZM240 45H243L242 43H240ZM244 45H245V42H244ZM256 45H257V43H256ZM48 46L50 47V45L48 44ZM57 46H60V45H57ZM77 46V45H76ZM93 46V45H92ZM91 46V47H92ZM106 46V45H105ZM133 46H134V44H133ZM165 46V45H164ZM169 46V45H168ZM178 46V47H179ZM192 45H190V47H191ZM207 46L205 47V48H207ZM229 45H227V47H228ZM235 46H237L236 44H235ZM246 46V45H245ZM244 46V47H245ZM11 47H13V45L11 46ZM18 47H20V46H18ZM25 47V46H24ZM30 47V46H29ZM35 47V46H34ZM33 47V48H34ZM61 47V46H60ZM62 47H63V45H62ZM72 47V46H71ZM79 47H80V44H79ZM87 47H89V46H87ZM90 47V48H91ZM94 47L96 48V44L94 45ZM104 47V46H103ZM102 47V48H103ZM120 48H121V45L119 46ZM123 47V46H122ZM129 47V46H128ZM127 47V48H128ZM132 47V46H131ZM138 47V46H137ZM160 47V46H159ZM170 47V46H169ZM172 47V46H171ZM187 48V46H184V49H182V50H184L185 51V49ZM197 47L199 48L200 46H198L197 45ZM200 47V48H201ZM219 49H218V48ZM223 47V46H222ZM238 47V46H237ZM236 47V48H237ZM242 48H243V46H241ZM240 47V48H241ZM9 48V47H8ZM30 48H32V47H30ZM36 48V47H35ZM34 48V49H35ZM74 48H76V47H74ZM74 48H72V49H74ZM84 48V47H83ZM89 48V49H90ZM94 48V49H95ZM106 48H108V46L106 47ZM118 48V47H117ZM120 48H118V49H120ZM126 48V47H125ZM130 48V47H129ZM154 48H156V47H154ZM153 48V49H154ZM176 48H177V46H176ZM176 48H174V49H176ZM192 48H193V46H192ZM199 48V49H200ZM241 48V49H242ZM18 49V48H17ZM37 49V48H36ZM67 49V48H66ZM68 49H71V48H68ZM71 49V50H72ZM85 49V48H84ZM83 49V50H84ZM87 49V48H86ZM85 49V50H86ZM88 49V50H89ZM97 49V48H96ZM111 49H113V48H111ZM123 48H121L119 51H121ZM131 49V48H130ZM130 49H128V51L130 50ZM142 49V48H141ZM152 49V50H153ZM169 49H172V48H169ZM173 49V50H174ZM191 49V48H190ZM202 49V48H201ZM208 49H209V47H208ZM205 50V51H210V50ZM217 49V50H216ZM240 49V50H241ZM15 50H16V48H15ZM24 50V49H23ZM28 50V49H27ZM41 50V49H40ZM47 50V49H46ZM56 50V49H55ZM54 50V51H55ZM78 50H80V52L82 51L81 49H79L78 48ZM88 50H86V51H88ZM93 50V49H92ZM98 50H101L100 49V46H99V49ZM97 50V51H98ZM115 50H117V49H115L114 48V51ZM126 50V49H125ZM136 50H138V52H139V49H137L136 48ZM150 50V49H149ZM158 50H159V48H158ZM178 50V49H177ZM21 51V50H20ZM29 51V50H28ZM45 51V50H44ZM49 51H51V50H49ZM48 51V52H49ZM65 51V50H64ZM94 51H96V50H93V52ZM105 51H107V53H111V50H109L108 51V49L106 50L105 49ZM127 51V50H126ZM126 51H125V53H126ZM146 51V50H145ZM144 51V52H145ZM154 51V50H153ZM157 51V50H156ZM156 51H154V52H152V53H156ZM160 51V50H159ZM179 51V50H178ZM178 51H177V53L176 54H178ZM187 52L189 51L188 49L186 50ZM193 51V50H192ZM192 51H191V53H192ZM194 51H195V49H194ZM193 51V52H194ZM201 51H203V50H201ZM214 51H216V52H214ZM231 51V52H230ZM238 51V53H239V56H241L240 58H242V55H240L241 54V51H239V50H237ZM256 51V50H255ZM8 52V51H7ZM19 52V51H18ZM31 52V51H30ZM33 53H34V51H32ZM47 52V51H46ZM47 52V54H49ZM52 52V51H51ZM60 52V51H59ZM62 53H64L63 51H61ZM66 52L67 51H65V54H66ZM71 52V51H70ZM83 52V51H82ZM90 52V50L88 51V53ZM103 52H104V50H103ZM123 52V51H122ZM132 52V51H131ZM140 52H141V50H140ZM175 51H173V53H174ZM196 52V51H195ZM198 52V51H197ZM16 53V52H15ZM23 53H26V52H24L23 51ZM37 55H38V53L37 52H35ZM57 53V52H56ZM68 53V52H67ZM86 53V52H85ZM99 53H101V51L99 52ZM99 53H98V55H99ZM120 53V52H119ZM124 53V54H125ZM135 53H137V52H135ZM151 53V54H152ZM162 53H164V51L162 52ZM170 53V52H169ZM185 53V52H184ZM189 53V52H188ZM199 53V52H198ZM203 53H205V52H203ZM19 55H20V53H18ZM21 54H22V52H21ZM47 54H45L44 53V55H41V54H39V55H41L42 57L43 56H47ZM53 54H55V52L53 53ZM52 54V55H53ZM59 54V53H58ZM87 54V53H86ZM86 54H83V55H85L86 56ZM95 54V55H94ZM101 54H103V53H101ZM101 54H100V56H101ZM104 54H106V53H104ZM120 54H122V53H120ZM123 54V55H124ZM142 54V53H141ZM145 54V53H144ZM150 54V55H151ZM175 54V55H176ZM181 54L183 55V52H181ZM187 54V53H186ZM197 54V53H196ZM202 54V53H201ZM207 54V53H206ZM25 55H28V54H25ZM52 55H50V56H52ZM55 55H57V54H55ZM60 55V54H59ZM64 55V54H63ZM88 55V54H87ZM90 55H91V52H90ZM90 55H88V56H90ZM93 55L97 58L98 56L96 55V53L94 52L93 53ZM107 55V54H106ZM105 55V56H106ZM109 55V54H108ZM107 55V56H108ZM110 55H112L113 57H114V59H115V56H114V54L113 53H111ZM116 55V54H115ZM126 55H127V53H126ZM125 55V56H126ZM136 55V54H135ZM155 55V54H154ZM159 55V54H158ZM161 55V54H160ZM167 55V54H166ZM174 55V56H175ZM187 55H189V54H187ZM208 55H209V53H208ZM22 56V55H21ZM20 56V57H21ZM49 56V55H48ZM47 56V57H48ZM66 56V55H65ZM69 56H70V54H69ZM94 56H93V58H94ZM100 56H99V58H100ZM106 56V57H107ZM112 56H109V57H107L108 59L110 58V57H112ZM132 56H134V54L132 55ZM142 56V55H141ZM140 56V57H141ZM171 56V55H170ZM198 56H199V54H198ZM211 56L212 55H210V58H207L208 60L206 61V62H208L209 63V60L210 59H212L211 58ZM234 56V57H233ZM239 56H237L238 58H239ZM254 56V55H253ZM17 57H19V56H17ZM23 58H24V56H22ZM26 57V56H25ZM28 57V56H27ZM27 57L25 58V60L27 61ZM30 57V56H29ZM28 57V58H29ZM54 57V56H53ZM57 57V56H56ZM58 57H60V56H58ZM62 57V56H61ZM102 57V56H101ZM113 57H112V60L111 61H113L114 59H113ZM124 57V56H123ZM135 57V56H134ZM143 57V56H142ZM166 57V56H165ZM173 57V56H172ZM176 57V56H175ZM183 57V56H182ZM186 57V56H185ZM184 57V58H185ZM197 56H195L194 58H196ZM200 57V56H199ZM206 57V56H205ZM214 57V56H213ZM22 58V59H23ZM39 58V57H38ZM86 58V57H85ZM84 58V59H85ZM90 58H92V56H90ZM98 58V59H99ZM103 58V57H102ZM102 58H100L99 60H101ZM120 58V57H119ZM128 58V57H127ZM133 58V57H132ZM150 58H153V57H151L150 56ZM157 58V57H156ZM174 58V57H173ZM172 58V59H173ZM178 58H180V57H178ZM193 58V57H192ZM239 58V59H240ZM255 58V57H254ZM14 59V58H13ZM33 59V58H32ZM31 59V61H33V62H35V63H33V65L32 66H34V64H36V61H34V60H32ZM83 59V60H84ZM87 60L89 59V58H86ZM104 59V58H103ZM108 59H107V62L109 63V61H108ZM111 59V58H110ZM121 59H122V57H121ZM139 59L140 58H138V61H139ZM165 59V58H164ZM169 59H170V57H169ZM176 59H177V57H176ZM176 59H174V63H175V61H178V59L176 60ZM183 59V58H182ZM181 59V60H182ZM186 59H188V58H186ZM199 58H197V60H198ZM217 59V58H216ZM216 59H212V62H215L214 60H216ZM12 60V59H11ZM37 60V59H36ZM39 60V59H38ZM41 60V59H40ZM44 59H42L41 61H43ZM87 60H86V62H87ZM124 59H122V62H123V64L126 62H124L123 61ZM132 60V59H131ZM130 60V61H131ZM153 60H155L154 58H153ZM152 60V61H153ZM166 60V59H165ZM171 60V59H170ZM258 60V59H257ZM18 61H19V58H18ZM46 61V60H45ZM72 61V60H71ZM70 61V62H71ZM75 61V60H74ZM74 61H72V63H74ZM78 61V63H80L79 62V60H76V62ZM95 61V65L98 67V65L100 64H102V63H99L98 64V62H96V59L95 60H93V62ZM102 61V60H101ZM101 61H99V62H101ZM105 61V60H104ZM104 61H102L103 62V64H105V62ZM115 61V60H114ZM138 61H137V63H138ZM157 61V60H156ZM160 62H161V60H159ZM158 61V63H160ZM167 61V60H166ZM166 61H163L162 60V62H166ZM171 61H173V60H171ZM184 62H186V60L184 59L183 60ZM188 61V60H187ZM192 60H191V58H190V62H191ZM196 61V60H195ZM194 61V62H195ZM199 61V60H198ZM202 61H205V60H201V62ZM220 61V60H219ZM251 61V60H250ZM2 62V61H1ZM11 62H14L13 60L11 61ZM10 62V63H11ZM44 62V61H43ZM47 62H50V61H48L47 60ZM51 62H52V60H51ZM84 62V61H83ZM92 63L93 64V62H92V60H90L89 62H87V63H85V64H87V65H89V63ZM106 62V64H108ZM128 62V61H127ZM133 62H134V60H133ZM136 62V61H135ZM134 62V63H135ZM150 62V61H149ZM155 62V61H154ZM168 62V61H167ZM179 62V61H178ZM177 62V63H178ZM190 62H188L187 64H190L191 65V63ZM193 62V63H194ZM197 62V61H196ZM200 62V63H201ZM216 62H217V60H216ZM8 63V62H7ZM22 62H20V64H21ZM53 64L55 63V62H52ZM60 63V62H59ZM58 63V64H59ZM64 63V62H63ZM77 63V65H80V64H82V63H80V64H78ZM91 63H90V65H91ZM114 63V62H113ZM113 63H110V65L111 64H113ZM117 63V62H116ZM121 63V62H120ZM136 63V64H137ZM153 63V62H152ZM171 63V62H170ZM169 63V64H170ZM182 63V62H181ZM180 63V64H181ZM193 63H192V65H191V67L189 68L190 70H191V68H192V66H194L193 65ZM199 63V64H200ZM218 63V62H217ZM239 63H241V62H239ZM258 63V62H257ZM9 64V63H8ZM7 64V65H8ZM13 64H15V63H13ZM18 64V63H17ZM72 65L71 63H69L68 62V64H66V65ZM85 64H82V65H85ZM103 64H102V66H100L99 65V67H102V69L104 68L103 67ZM122 64V63H121ZM126 64V63H125ZM165 65V63H162V64H160V65ZM169 64H167L166 66H168ZM184 64V63H183ZM187 64H184V65H187ZM197 64V63H196ZM195 64V65H196ZM203 64V63H202ZM216 64V63H215ZM1 65V64H0ZM16 65V64H15ZM24 65H26L25 63H24ZM37 65V64H36ZM35 65V66H36ZM44 65V64H43ZM43 65H41V67H43ZM57 65V64H56ZM62 65H65V64H62ZM62 65L61 66H59L58 68H60V70L59 71H62L61 69L63 68L62 67ZM74 65H76V63H74ZM87 65H85L87 68L89 67V69H90V67L92 66H87ZM109 65V66H110ZM114 65V64H113ZM127 65V64H126ZM152 65V64H151ZM157 65V64H156ZM177 65H179V64H177ZM207 65H209V66H211V64L209 63V64H207ZM217 65H219V64H216L215 66H217ZM241 65V64H240ZM239 65V66H240ZM258 65V64H257ZM12 66V65H11ZM11 66H9L8 65V67H10V68H13V67H11ZM22 66V67H21ZM20 66V69L22 70L23 69V65H21ZM31 66V67H32ZM39 65H37V67H38ZM46 67H48V65H45ZM44 66V67H45ZM53 66V65H52ZM73 66V65H72ZM71 66V67H72ZM109 66H107V67H109ZM117 66V65H116ZM119 66H120V64H119ZM119 66H117L118 67V69L120 70L121 68H119ZM123 66V65H122ZM122 66H120V67H122ZM133 66H135V64L133 65ZM148 66V65H147ZM146 66V67H147ZM176 66V65H175ZM174 66V67H175ZM198 66V65H197ZM195 67V69L196 68H199L200 66H202V65H199V67ZM204 66V65H203ZM220 66V65H219ZM19 66H17V68H18ZM25 67L26 66H24V69H25ZM30 67V66H29ZM37 67H35V68H37ZM51 67V66H50ZM49 67V68H50ZM55 67V66H54ZM66 68H67V66H65ZM65 67H64V69H65ZM68 67H70V66H68ZM82 67V66H81ZM80 67V68H81ZM124 67V66H123ZM122 67V68H123ZM128 67H129V65H128ZM158 67H159V65H158ZM157 67V68H158ZM162 67V66H161ZM164 67V66H163ZM169 67V69H170V66H168ZM171 67H172V65H171ZM176 67H178V66H176ZM16 68V67H15ZM28 68V65H27V67H26V69ZM39 68V67H38ZM74 68H76V67H73L72 69H74ZM84 68V67H83ZM86 68V69H87ZM96 68V67H95ZM111 68H112V66H111ZM150 68V67H149ZM160 68V67H159ZM186 68H187V66H186ZM205 68H207L206 66H204V69ZM211 68V67H210ZM218 68V67H217ZM220 68V67H219ZM220 68V69H221ZM3 69V68H2ZM25 69V70H26ZM30 69H34V67H32V68H30ZM46 69V68H45ZM51 69H53V67L52 68H50L49 70L48 69H46V70H48V71H50ZM63 69V70H64ZM78 69V68H77ZM89 69H88V73L90 72L91 73V71H92V67H91V71H89ZM94 69V68H93ZM107 69V68H106ZM133 68H131V70H132ZM145 69H148V67L147 68H145ZM155 69V68H154ZM166 69V68H165ZM179 69H180V65H179ZM178 69V70H179ZM182 69L183 68H181V71H182ZM188 69V68H187ZM189 69H188V72H189ZM199 69H201V68H199ZM241 69V68H240ZM1 70V69H0ZM4 70V69H3ZM8 70V69H7ZM19 70V69H18ZM68 70H70L71 71V68L70 69H68ZM95 70V69H94ZM160 70V69H159ZM163 70V69H162ZM166 70H168V68L166 69ZM173 71H176L175 70V68L174 69H172ZM194 70V69H193ZM197 70V69H196ZM207 70V69H206ZM209 70H214V68H211V69H209ZM218 70V69H217ZM2 71V70H1ZM6 71V70H5ZM12 71V70H11ZM10 71V72H11ZM16 71V70H15ZM24 71V70H23ZM31 71V70H30ZM39 70H37V72H38ZM47 71V72H48ZM53 71H57V70H55V68L53 69ZM81 71V70H80ZM79 71V72H80ZM103 71V70H102ZM101 71V69H100V72H102ZM104 71H105V68H104ZM107 71H108V69H107ZM117 71V70H116ZM115 71V72H116ZM146 71V70H145ZM144 71V72H145ZM156 71H158L157 69H156ZM169 71V70H168ZM172 71V72H173ZM34 72H35V69H34ZM64 72V71H63ZM73 72V71H72ZM79 72H74V74L75 73H78L79 74V76H80V74L81 73H79ZM94 72V71H93ZM97 73H95L96 75H99V74H102V76H103V73H98V71H96ZM114 72V73H115ZM127 72V71H126ZM146 72H150V71H146ZM155 72V71H154ZM163 72H164V70H163ZM167 72V71H166ZM194 72V71H193ZM219 72V71H218ZM217 71H216V76H218L217 75V73H218ZM1 73V72H0ZM2 73H3V71H2ZM5 73V72H4ZM4 73H3V75H4ZM17 73V72H16ZM31 73V72H30ZM36 73V72H35ZM40 74H41V76L43 75V72H39ZM46 73V72H45ZM65 73V72H64ZM68 73H69V71H68ZM68 73H67V71H66V74L68 75ZM83 73H85V72H83ZM86 73H87V70H86ZM87 73V74H88ZM142 73V72H141ZM147 73V74H148ZM152 73V72H151ZM151 73H149V74H151ZM160 73H162V72H160ZM168 73V72H167ZM170 73V72H169ZM175 73V72H174ZM186 73V72H185ZM195 73H196V71H195ZM204 73H205V71H204ZM204 73H202V71H201V73H200V75H202V74H204ZM210 73V72H209ZM213 74H214V71L212 72ZM7 74V73H6ZM15 74V73H14ZM34 74V73H33ZM36 74H38V73H36ZM49 74V73H48ZM53 74V77H55L54 76V73H52ZM61 74V73H60ZM70 74V73H69ZM86 74V75H87ZM92 74V73H91ZM111 74V73H110ZM123 74H125L126 75V73H123ZM144 74H146V73H144ZM148 74V75H149ZM176 74H178V73H176ZM176 74H175V76H176ZM181 74V73H180ZM188 74V73H187ZM187 74H186V76H187ZM198 74V73H197ZM221 73H219V75H220ZM262 74H264V73H262ZM9 75V74H8ZM8 75H6L7 77H9ZM46 75H47V73H46ZM45 75V76H46ZM55 75H56V73H55ZM57 75H58V73H57ZM56 75V76H57ZM76 75V74H75ZM75 75H73V76H75ZM85 75V74H84ZM86 75L84 76V77H86ZM107 75H109V74H107ZM122 75V74H121ZM120 75V76H121ZM152 75V74H151ZM155 75H157L156 73H155ZM154 75V76H155ZM160 75V74H159ZM162 75V74H161ZM160 75V76H161ZM165 75V74H164ZM170 75V74H169ZM174 75V74H173ZM172 75V77H174ZM205 75H207L208 76V74H205ZM223 75V76H224ZM17 76V75H16ZM29 76H31V75H29ZM41 76H39V77H41ZM44 76V75H43ZM50 76H51V74H50ZM63 76V75H62ZM77 77H78V75H76ZM91 76H95V75H91ZM124 76V75H123ZM123 76H121L120 78H122ZM140 76V75H139ZM153 76V75H152ZM151 76V77H152ZM160 76H159V80L161 79L160 78ZM163 76V75H162ZM165 76H168V75H165ZM165 76H164V78H165ZM194 76V75H193ZM199 76V75H198ZM5 77V76H4ZM33 77H35V76H33ZM32 77V78H33ZM65 77V76H64ZM81 77V76H80ZM83 77V78H84ZM109 77V76H108ZM158 77V76H157ZM195 78H196V75L194 76ZM201 77V76H200ZM209 78H210V80H211V77L210 76H208ZM18 78V77H17ZM27 78H28V76H27ZM26 78V79H27ZM31 78V79H32ZM42 78V77H41ZM43 78H45V79H47V76L46 77H43ZM50 78V77H49ZM58 79L57 80H59V77H57ZM62 78V77H61ZM65 78H67V77H65ZM75 78V77H74ZM79 78V77H78ZM82 78V77H81ZM87 78H89V75H88V77ZM98 78V77H97ZM145 77H142V79H144ZM167 78H169V77H167ZM166 78V79H167ZM176 78V77H175ZM178 78H179V76H178ZM183 78H185V77H183ZM202 78V77H201ZM201 78H199V81H197V83H199L200 82V80H201ZM208 78V79H209ZM222 78V77H221ZM221 78H219V79H221ZM244 78H245V76H244ZM7 79V78H6ZM22 78H20V80H21ZM29 79H30V77H29ZM94 79V78H93ZM138 79V78H137ZM136 79V80H137ZM191 79H192V77H191ZM203 79V78H202ZM205 79H206V77H205ZM216 79H218V77L216 78ZM241 79H239V81L241 80ZM255 79V78H254ZM10 80V79H9ZM11 80H12V78H11ZM10 80V81H11ZM43 80V79H42ZM60 80H63V78L62 79H60ZM69 80H73V78H69ZM77 80V79H76ZM90 80H92V79H90ZM114 80H116V79H114ZM120 80V79H119ZM135 80V79H134ZM141 80V79H140ZM148 80H151L152 81V79H149L148 78ZM148 80H145V81H148ZM162 80H163V77H162ZM170 81H171V79H169ZM169 80L167 81L168 83L166 84V85H168L169 86ZM176 80V79H175ZM177 80H179V79H177ZM182 80V79H181ZM181 80H179V81H181ZM193 80H197V79H193ZM192 80V81H193ZM222 80V79H221ZM243 80L244 79H242V84H243ZM246 80H247V77H246ZM26 81V80H25ZM31 81V80H30ZM51 81V80H50ZM54 81V80H53ZM64 81V80H63ZM118 81V80H117ZM132 81V80H131ZM131 81H129V82H131ZM150 81V82H151ZM153 81H155V80H153ZM153 81L151 82V84L153 83ZM157 81V80H156ZM203 81H205L204 79H203ZM206 81H208V80H206ZM220 81V80H219ZM225 81H221V82H224V83H226ZM249 81V80H248ZM0 82H1V80H0ZM12 83L14 82V81H11ZM23 82V81H22ZM62 82V81H61ZM107 82V81H106ZM111 82V81H110ZM139 82V81H138ZM162 83H164L163 81H161ZM166 82V81H165ZM174 82V81H173ZM173 82H171L172 84H173ZM194 82V81H193ZM201 82H202V80H201ZM246 82V81H245ZM244 82V83H245ZM48 83V82H47ZM50 83V82H49ZM68 83V82H67ZM109 83V82H108ZM112 83H113V81H112ZM126 83V82H125ZM133 83H134V81H133ZM141 83H142V81H141ZM141 83H138V85L139 86H142L141 88H145L146 87V82L144 83V80H143V83L144 84H146L145 85V87H143L144 85H140ZM149 83V82H148ZM176 83H177V81H176ZM183 83V82H182ZM181 83V84H182ZM203 83H206V82H203ZM211 83V82H210ZM216 83V82H215ZM215 83L213 84V86L215 85ZM246 83H248V82H246ZM245 83V84H246ZM51 84V83H50ZM57 85H58V82L56 83ZM62 84V83H61ZM74 84H77V83H74ZM81 84V83H80ZM84 84V83H83ZM82 84V86H85V85H83ZM86 84V86H87V83H85ZM106 84V83H105ZM109 84H111V83H109ZM155 84V83H154ZM157 84V83H156ZM184 84V83H183ZM182 84V85H183ZM188 84V83H187ZM202 84V83H201ZM201 84L199 85V86H201ZM241 84V85H242ZM4 85V84H3ZM3 85L1 84L0 86L1 87H3ZM6 85V84H5ZM4 85V87H5V89H6V86ZM11 85V84H10ZM12 85H16V84H12ZM11 85V86H12ZM22 85H24V84H22ZM54 85V84H53ZM69 85H71L70 86V88L71 87H75V89H76V87L77 86H72V84H69ZM68 84H67V86H69ZM78 85V84H77ZM95 86H96V84H94ZM93 85V86H94ZM102 85H103V83H102ZM124 85V84H123ZM123 85H122V88H123ZM127 85H129V84H127ZM133 86L135 85L136 86V84H132ZM138 85L136 86V87H138ZM178 86H179V84H177ZM182 85H180L179 87H181ZM191 85V84H190ZM193 86H194V84H192ZM217 85V84H216ZM244 85V84H243ZM250 85V84H249ZM249 85H247V87L249 86ZM13 86V87H14ZM25 86V85H24ZM38 86V85H37ZM59 86V85H58ZM66 86V85H65ZM67 86H66V88H67ZM80 86V85H79ZM109 86V85H108ZM107 86V87H108ZM111 86V85H110ZM126 86V84L124 85V88H126L125 87ZM150 86V85H149ZM148 86V87H149ZM154 86V85H153ZM156 86V85H155ZM153 87L154 89H153V91H154V95H155V88H157V87ZM165 86V85H164ZM172 86V85H171ZM170 86V87H171ZM210 86H211V84H210ZM262 86V85H261ZM8 87V86H7ZM18 88L19 86L18 85H16L15 86V88ZM31 87V86H30ZM45 87V86H44ZM48 87V86H47ZM51 87H53V86H51ZM59 87H61V86H59ZM88 88H89V85L87 86ZM130 87V86H129ZM160 87V84H159V86H158V88ZM186 87V86H185ZM191 87V86H190ZM226 87V86H225ZM224 87V88H225ZM240 87H242V86H240ZM245 87H246V85H245ZM252 87V86H251ZM20 88V87H19ZM22 88H23V86H22ZM41 88V87H40ZM49 88V87H48ZM54 88V87H53ZM53 88H50V89H53ZM82 88V87H81ZM81 88H79L78 87V89H81ZM84 88V87H83ZM86 88V87H85ZM91 89H92V86L90 87ZM89 88V89H90ZM96 88H100V89H102V87L100 86V84H99V86H97ZM119 89H121V86L120 87H118ZM118 88H116V91H115V96H116V93H117V89ZM139 88V87H138ZM140 88V89H141ZM152 88V87H151ZM161 88H165V87H163V85H162V87ZM166 88H167V86H166ZM182 88V87H181ZM215 88V86L213 87V89ZM249 88V87H248ZM2 88H0V90H1ZM21 89V88H20ZM20 89H19V92H20ZM26 89H28V91L31 89H29L28 87L26 88ZM34 89V88H33ZM46 90H47V88H45ZM49 89V90H50ZM72 89V88H71ZM94 90H95V88H93ZM103 89H104V87H103ZM118 89V90H119ZM127 89V88H126ZM126 89H124V90H126ZM131 89V88H130ZM146 89L147 88H145L144 90L146 91ZM150 89V88H149ZM170 89H172V88H170ZM173 89H175V88H173ZM180 89V88H179ZM185 89V88H184ZM198 89V88H197ZM209 89V88H208ZM212 89V88H211ZM247 89V88H246ZM245 89V90H246ZM250 89V88H249ZM3 90V89H2ZM6 90H8V88L6 89ZM11 90V89H10ZM55 90V89H54ZM60 90V89H59ZM67 90H68V88H67ZM93 90V91H94ZM97 90V92L99 93V89H96ZM113 90V89H112ZM122 90V89H121ZM138 90V89H137ZM136 90V91H137ZM148 90V89H147ZM157 91H158V89H156ZM187 90V89H186ZM188 90H189V88H188ZM202 90V89H201ZM205 90H206V88H205ZM204 90V91H205ZM240 90H241V88H240ZM248 90V89H247ZM253 90V89H252ZM5 91V90H4ZM12 91H13V89H12ZM36 91H37V89H36ZM51 91H53V90H51ZM72 91V90H71ZM75 91H78V90H75ZM101 91V90H100ZM104 91V90H103ZM109 91V90H108ZM111 91V90H110ZM109 91V92H110ZM114 91V90H113ZM113 91H111V93L113 92ZM132 91V93H134V92H136L135 90H134V92H133V89L131 90ZM130 91V92H131ZM149 91V90H148ZM167 91H168V88H167ZM170 91H172V90H170ZM169 91V92H170ZM176 91H177V89H176ZM192 91V90H191ZM203 91V90H202ZM216 91H218L219 92V90L217 89ZM243 91V90H242ZM1 92H3V91H0V93ZM5 92H7V91H5ZM24 92V91H23ZM26 92V91H25ZM38 92H40V91H38ZM42 92V91H41ZM40 92V93H41ZM62 92V91H61ZM96 91H95V93H97ZM102 92V91H101ZM100 92V93H101ZM119 92H120V90H119ZM118 92V93H119ZM122 92H123V90H122ZM126 92H129V91H126ZM129 92V93H130ZM159 92V91H158ZM174 92V91H173ZM183 92H184V90H183ZM185 92H187V91H185ZM185 92H184V94H185ZM189 92V91H188ZM223 92V91H222ZM68 93H70V92H68ZM77 93H79V92H77ZM93 93V92H92ZM129 93H125V96H126V94L128 95ZM147 93L148 92H146V96H148V95H150V93L147 95ZM180 93H181V91H180ZM190 93V92H189ZM191 93H193V92H191ZM190 93V94H191ZM202 93V92H201ZM212 93V92H211ZM214 93V92H213ZM244 93H246L245 91H244ZM244 93H242L241 94V92H240V94H241V97L238 99V101H237V104H236V106H235V111H234V116L232 117V119H231V121L233 122V124H232V128H231V134H233V135H235L236 134V131H237V127L240 125V124H238V123H241L242 121H243V119H244V121H243V123L245 122V126H244V130H243V128H242V131L244 132L242 135V137H240V138H238V139H235V140H238L237 141V143L239 142L240 143V149H243V150H245V152H244V155H243V157H242V155H240L241 157H242V159L244 160L243 162L245 163V164H247V166H245V167H242V166H240L241 167V170H236L237 172H236V175L235 176H233L234 178H237L240 174H241V172H242V175H243V179H242V182H241V184L238 186V188H234V193H233V195H232V200L231 201H229V202H227V201H225V199L222 197V199L224 200H222L223 201V206H222V208H220L218 211H220V213L221 212H223L224 213V215H229L230 217H231V215L229 214V213H231V212H234V211H236V210H238L239 209V207L241 206V201L243 202L244 201V199H246V198H249L250 196L252 197L253 196V194H255L256 193V190H258V192H259V190L262 188V185H261V175H262V172H264V169H261L260 171H259V173H258V176L257 177H255L254 179H252L251 178V174H253L254 173V168L256 167H254L253 168V161H252V155L254 154V153H257L258 154V156H259V158H258V160H257V162L258 161H260V162H264V161H262V160H264V137H262V136H264V135H260V132L259 131H257V130H261L262 129V126L259 124V123H256L255 121H253L254 120V118L257 116L256 115V109L254 108L255 106H254V104L251 102V101H247L245 98H244ZM252 93H253V91H252ZM3 95H5L6 93H2ZM1 94V95H2ZM11 94L12 95H14V91H13V93H11V91H10V96H11ZM22 94V93H21ZM44 94V93H43ZM71 94V93H70ZM84 94H86V93H84ZM114 94H113V96H114ZM144 94V93H143ZM153 94V93H152ZM160 95H161V92L159 93ZM174 94V93H173ZM176 94V93H175ZM187 94V93H186ZM215 94H218V93H216L215 92ZM262 94H264V93H262ZM3 95H2V97H3ZM7 96H9L8 94H6ZM16 95V94H15ZM14 95V96H15ZM26 95V94H25ZM66 95V94H65ZM94 95V94H93ZM97 95V94H96ZM110 95V94H109ZM120 93H119V97H120ZM144 95V96H145ZM163 95V94H162ZM172 95V94H171ZM170 95V96H171ZM187 95H189V94H187ZM196 95V94H195ZM202 95L203 94H201V96L199 97L200 99H201V97H202ZM207 95V94H206ZM214 95V94H213ZM24 96V95H23ZM34 96H36L35 94H34ZM44 96H45V94H44ZM46 96H47V94H46ZM67 96V95H66ZM101 96V95H100ZM111 96V95H110ZM114 96V98H116V99H118L117 98V96H118V94H117V96L115 97ZM140 96V95H139ZM143 95L141 94V98H139V99H142L143 97H142ZM157 96V95H156ZM164 96H166L165 95V93H164ZM170 96H169V98H170ZM173 96H175V95H173ZM176 96H178V92H177V94H176ZM181 96V94L179 95V97ZM184 96V95H183ZM190 97L192 96V95H189ZM193 96H194V94H193ZM12 97V96H11ZM11 97H7V98H11ZM18 97V96H17ZM16 97V100H18V98ZM53 97V96H52ZM99 97V96H98ZM124 97V96H123ZM135 97H137V96H135ZM149 97V96H148ZM178 97V98H179ZM189 97V98H190ZM195 97V96H194ZM205 97V96H204ZM210 97H212V96H210ZM246 97V96H245ZM37 98H39L38 96H37ZM37 98L35 99V100H37ZM48 98V97H47ZM69 98H72V97H70L69 96ZM100 98V97H99ZM109 98V97H108ZM113 97H111V99H112ZM122 98V97H121ZM133 99H134V97H132ZM152 98H154V97H152ZM172 98H174V97H172ZM182 98H184L185 99V97H182ZM188 98V96H187V98L186 99H189ZM214 98V97H213ZM216 98V97H215ZM5 99V98H4ZM28 99H29V96H28ZM27 99V100H28ZM40 99V98H39ZM50 99V98H49ZM54 98H51V100H53ZM57 99H59L58 97H57ZM75 99H77V98H75ZM95 99V98H94ZM106 99V98H105ZM104 99V100H105ZM131 99V98H130ZM135 99H137V98H135ZM138 99V100H139ZM168 99V98H167ZM194 99V98H193ZM253 99V98H252ZM3 100V99H2ZM15 101V99H12L11 98V101ZM31 99H29V101H30ZM35 100H32L31 102H33V101H35ZM74 100V99H73ZM78 100V99H77ZM100 100V99H99ZM103 100V99H102ZM138 100H137V103H136V105L138 106V104H141V103H143L142 101L140 102V103H138ZM154 100V99H153ZM156 100H158V99H156ZM160 100V99H159ZM179 100H180V98H179ZM189 100H191V99H189ZM198 98L196 99V101L198 102ZM211 100H212V98H211ZM9 101V100H8ZM7 101V102H8ZM18 101H20V100H18ZM59 101H61V98L59 99ZM62 101H63V99H62ZM62 101H61V103H62ZM65 101V100H64ZM64 101H63V103H62V106H63V109H64V106H68V102H65V104H67V105H63L64 104ZM82 101V100H81ZM109 101H111L110 99H109ZM121 101V100H120ZM124 102H126L127 101V99L126 100H123ZM130 100L128 99V101H127V103L129 102ZM131 101H132V99H131ZM136 101V100H135ZM144 101V100H143ZM148 101H149V98H148ZM172 101V99L170 100V102ZM176 101H178L177 100V97H176ZM183 101V100H182ZM186 101V100H185ZM188 101V100H187ZM193 101V100H192ZM201 101H202V99H201ZM205 101V100H204ZM207 101H208V99H207ZM206 101V102H207ZM215 101V100H214ZM23 102V101H22ZM42 103H43V101H41ZM46 102V101H45ZM50 102V105H51V101H49ZM54 102V101H53ZM56 102V101H55ZM89 102H91V101H89ZM89 102H86V103H89ZM98 103V99L94 102V103ZM133 102V101H132ZM154 102H156V101H154ZM175 102V101H174ZM184 102V101H183ZM194 102V104H195V101H193ZM203 102V101H202ZM10 102H8L7 104L6 103H4V102H2L1 101V97H0V113H2V116L4 117H2L3 118V120L5 119L8 123H7V128H9V127H12V128H15L17 131H18V136L16 135V133H14L16 136H17V139L19 140V138L21 137L22 138V140H20V142L24 145L23 147H26L28 150H24V148H22L20 145H19V143H17L16 141H14V139H13V141H14V145H16L17 147H19L21 150H20V154L19 155H15V154H13V153H10V151L8 150L9 149V144H6L2 139H1V137H0V264H68V263H66V262H64V261H62V260H60L61 258H60V256H57V255H59V253L56 255V254H54V255H49L48 253H47V247L49 246V247H53L54 249H55V251L57 250H61V248H59V246H57V245H55V244H53L52 243V241H51V238H53V239H57V241L56 240H54L56 243H58V240H61V239H59V238H61L62 237V241H60V242H64V244H65V246L66 245H68V244H71L72 245V249H73V246H74V248L76 247V250L79 248V247H84L83 249H86V251L85 252H82L81 251V249H80V251H76L75 249H73L72 251H70L69 249H71L70 247H67L68 248V251L69 252H71V254L69 253V255H71L72 256V258H73V262H75L76 260H77V262L79 263V264H87V262L88 263H92L95 259L97 260V259H99V260H101L100 261V264H101V262L103 261V262H106L107 264L110 262V261H112V263L114 262V261H116V264H117V262H120L119 264H157V263H159V259H160V263H161V259H163V258H160V257H156V258H153L152 260H149V261H138L139 260V258H142V259H144L145 258V256H152L151 254H155V253H158V252H160V253H162V252H164L165 250H167L168 251V249L171 247V248H173L172 246H168V245H166L167 243H169V245H175V244H177L178 242V245L180 244V241L182 240V241H185V239L187 238V240L189 241V243L190 242H192L191 240H194L195 241V243H198V242H196V240H198V238H199V240H201V238H205L206 240H203V241H205V242H203V243H201L200 244V241H199V244L197 245V244H193V245H197V246H194V247H192V245H190L189 244V247H186V248H184L183 250H180V251H172V252H170L169 254L167 253V255H164V257L165 258H169L171 261L170 262H172V263H169L168 261H165L166 263L168 262L169 264H219V262H220V260H216V261H219V262H216V261H214L215 260V258H219V259H221V257L222 256H226V254L228 253L227 252V250H229L230 251V249H232L234 246H235V243H237V241L239 240V241H242L241 239L242 238H244V233H245V235H248V232H250V227H252L251 226V221L253 220L254 222H255V224H257V226H258V222H256V219L254 220V219H250V218H246V219H244L239 225H237V226H235V227H231V228H224V227H218V228H209V223L211 222H209V220L208 219H210L209 217L211 216V212L209 213V210L210 209H205V210H203L202 212H200L202 209H199L200 211L197 213V214H192L191 213V211H195L196 210V205L197 204H201V203H197V198H196V196H198L197 194H199L198 192H202L203 190H201V191H198L197 192V194H195L196 196L194 197V196H192V197H194V198H188L189 200H184V198L182 199H180L179 197V201L178 200H174V199H172V197L171 196H168L169 198H167V199H163L161 196L163 195L164 196V194L166 195V194H168V193H164V192H166L167 190L168 191H170L171 190V188L172 187H170V189L168 188V189H163L164 191H160V189H159V183H161V182H159L158 181V183H156L157 184V187H156V189L155 190H153V189H151V191H149L150 190V188L148 189L147 188V191L148 192H146V189H144L141 185H143L144 186V184H145V182L143 183V182H141L139 179L138 180H133V181H127V180H129V179H125V178H118V177H116V178H112L111 177V175H107V174H105L103 171H101V172H98V169L96 168V171H91V170H89L88 169V167H89V165L88 166H86L85 167V164L87 163L86 162V160H87V158L88 157H91L90 155H88V156H86V160H85V164L84 165H82V167H73V165H75L74 163H77L78 162V165H81L80 163H82L81 161H84V160H81V158H80V163H79V161H78V159H79V157H77L78 159L76 160L74 157H73V155H75L76 154V152H77V150L78 149H80L81 147L80 146H78L77 148V150H76V152H74L73 154H70V155H68V153H69V151H68V153L66 152L67 150L65 149V152H66V155H65V152H64V149H61V146H60V144H61V142L58 140V138L60 137V136H57L58 135V133H56V136L58 137H55V135H54V137H55V139L57 138V140L60 142H58V141H55V139L53 138V142L55 141V143H53V145H51L52 144V142L51 141H49L48 142V140H50V139H48L46 142H44V141H42L41 140V137H42V135L41 134H43L42 132H40V133H33V131L35 130H33V129H30V130H28L29 128H27L28 126H30V128H31V126L32 127H35V126H39V130H40V127H41V130L43 129L42 128V126H40L41 124H42V122H44L43 120H45V119H47V118H43V120H42V122H40L41 120H39V122H40V125H37V124H39V122H38V120L37 121H33V123L31 122V118L32 117H29V115L30 116H35L34 115V113L32 112H30V110H29V112L31 113H29V115H28V117L30 118H26V116H27V113L25 114V113H19V112H22L21 110H22V108H20V106L18 105V102H17V105L19 106V107H17V108H14L13 106H11V104H9ZM13 103V102H12ZM20 103V102H19ZM25 103V102H24ZM35 104H36V101L34 102ZM37 103H38V101H37ZM81 103V102H80ZM85 103V104H86ZM102 103H105V102H102ZM115 103V102H114ZM144 103H146V101L144 102ZM169 103V102H168ZM168 103H166L167 105H169L170 106V104H168ZM176 103V102H175ZM175 103H173L172 105H174V106H176L175 105ZM178 103H180V101L178 102ZM219 103V102H218ZM262 103H264V101H262ZM57 104L58 105H56L57 107L59 106V104H60V102H57ZM74 104H77V103H73L72 104V109H73V105ZM84 104V103H83ZM117 104H119V103H117ZM117 104L115 103V105L117 106ZM125 106V104L124 103H121L120 104V106L122 107L123 105ZM135 104V103H134ZM133 104V105H134ZM149 104H151V103H149ZM149 104H146L145 106H147V105H149ZM153 104V103H152ZM155 104V103H154ZM165 104V105H166ZM207 104V103H206ZM210 104V103H209ZM214 104V103H213ZM12 105H14V104H12ZM21 106H22V104H20ZM28 105V104H27ZM42 105V104H41ZM40 105V107H44V106H41ZM114 105V104H113ZM127 105V104H126ZM130 105V104H129ZM131 105H132V103H131ZM142 105V104H141ZM144 105V104H143ZM159 105V104H158ZM165 105L163 106V107H165ZM188 104H185V107L187 106ZM190 105V104H189ZM192 105V109H193V103L191 104ZM190 105V106H191ZM196 105V104H195ZM194 105V106H195ZM198 105V104H197ZM199 105H201L200 104V102H199ZM204 105V104H203ZM202 105V106H203ZM208 105V104H207ZM257 105V104H256ZM11 106V107H10ZM24 106V105H23ZM53 106V105H52ZM61 106V105H60ZM78 106V105H77ZM77 106H76V109H77ZM115 106V107H116ZM119 106V105H118ZM118 106H117V108H118ZM119 106V108L121 109V107ZM123 106V107H124ZM173 106V107H174ZM189 106V107H190ZM205 106V105H204ZM211 106V105H210ZM213 106V105H212ZM216 106V105H215ZM25 107H26V104H25ZM31 107V106H30ZM39 107V108H40ZM70 107V106H69ZM82 107H84V106H82ZM82 107H81V109H82ZM141 107V109H142V106H140ZM139 107V108H140ZM200 107V106H199ZM199 107H196L197 109L199 108ZM245 107V109H244V111H243V113H244V117H243V119H242V121L239 119L240 117V114H241V112H242V109ZM12 108H14V109H17L18 110V114H14L13 112H12V110H14V109H11ZM21 109V110H19V109ZM27 108V107H26ZM26 108H23V109H26ZM45 108V107H44ZM43 108V111H45L46 110V108H47V106H46V108L44 109ZM52 108V107H51ZM53 108H55V107H53ZM59 108V107H58ZM60 108H62V107H60ZM59 108V109H60ZM65 108H67L68 109V107H65ZM79 108V107H78ZM90 108H92V107H89V110H91ZM104 108V107H103ZM106 108V107H105ZM104 108V109H105ZM110 108V107H109ZM108 108V109H109ZM128 107H126V109L125 108H122V109H124V110H127V111H129L130 109L128 108ZM138 108V109H139ZM175 108V107H174ZM212 108V107H211ZM210 108V109H211ZM252 108H254L255 109V115H251V111H252ZM29 109V108H28ZM27 109V110H28ZM36 109V108H35ZM72 109H69V110H72ZM80 109V108H79ZM79 109H77L78 110V112L80 113V111H79ZM114 110L113 112H114V114H116V113H120V111L118 112L117 111V109L116 108H110L109 109V111L110 110ZM132 109H136L137 110V108L136 107H131V110ZM168 109H169V107H168ZM167 109V110H168ZM183 110H184V107L182 108ZM200 109V108H199ZM213 109V108H212ZM211 109V110H212ZM26 110V111H27ZM32 110H34V108L32 109ZM48 110H50V109H48ZM48 110L47 111H45V114H46V112H48ZM53 109H51V111H52ZM84 110V112L85 111H87L86 109H83ZM82 110V111H83ZM89 110H88V112L87 113H89ZM102 110V109H101ZM105 110H107V109H105ZM112 110H111V112H112ZM130 110V111H131ZM178 110H180L179 108H178ZM188 110H191V109H188ZM201 110V109H200ZM203 110L204 109H202V111H201V114H202V112H203ZM208 110H209V108H208ZM210 110V111H211ZM24 111V110H23ZM36 111V110H35ZM55 111H57V110H55L54 109V112ZM73 111L74 112H77V111H75L74 109H73ZM103 112H100V110H99V112L102 114V113H108V111L106 112V111H104V110H102ZM115 111H116V113H115ZM123 111V110H122ZM133 111V110H132ZM160 110H158L157 109V115L160 117V114H158V112H159ZM165 111V110H164ZM164 111L162 112V113H164ZM198 111V110H197ZM15 112V111H14ZM17 112V111H16ZM28 112V111H27ZM38 112H40V111H38ZM59 112V111H58ZM72 112V111H71ZM93 112V111H92ZM95 112V111H94ZM111 112H109V113H111ZM153 112H155V111H153ZM152 112V116H153V113ZM155 112V113H156ZM178 112V111H177ZM199 112V114H200V111H198ZM205 112V111H204ZM203 112V113H204ZM253 112V111H252ZM258 112V111H257ZM50 113V112H49ZM98 113V112H97ZM99 113V114H100ZM165 113H167L166 111H165ZM164 113V114H165ZM194 113V112H193ZM206 113V112H205ZM207 113H208V111H207ZM206 113V114H207ZM254 113V112H253ZM19 114L20 115H23L24 117H20V118H17L16 117V115L19 117ZM33 114V115H32ZM36 114L37 115H40V118H42L44 115H43V113H41V114H38L37 113V111H36ZM48 114V113H47ZM53 113H50L49 115H50V119H51V115H52ZM59 114H61V112L59 113ZM67 113H65L64 115H66ZM70 114V113H69ZM83 114V113H82ZM85 114V113H84ZM94 114V113H93ZM113 113H111V115H112ZM113 114V115H114ZM147 114V116H148V113H146ZM145 114V115H146ZM177 114V113H176ZM189 112H188V116H189ZM198 114V115H199ZM209 114V113H208ZM26 115V116H25ZM37 115H36V117H37ZM42 115V116H41ZM62 116H63V114H61ZM60 115V116H61ZM72 115H74V114H72ZM72 115H70V116H72ZM85 115H87V114H85ZM139 115V114H138ZM150 115V114H149ZM154 115H156V114H154ZM179 115V114H178ZM183 115H185V114H183ZM194 115V114H193ZM197 115V116H198ZM205 115V114H204ZM214 115H217V114H214ZM61 116V117H62ZM68 116V115H67ZM76 116V115H75ZM75 116H72L73 118H75ZM79 116V115H78ZM87 116H89V115H87ZM137 116V115H136ZM157 116V117H158ZM162 116V115H161ZM167 116V115H166ZM173 116V115H172ZM171 116V117H172ZM187 116V117H188ZM190 116H191V114H190ZM202 116V115H201ZM209 116V115H208ZM45 117H47V116H45ZM53 117H54V115H53ZM59 118V120L61 119V122L62 121H65V123L66 122H68V121H70L69 119H71V117L69 118V119H64V120H62L63 118ZM130 117V116H129ZM143 117H144V114H143ZM151 117V116H150ZM149 117V118H150ZM186 117V116H185ZM195 117V116H194ZM198 117H200V116H198ZM203 117V116H202ZM210 117V116H209ZM254 117V118H253ZM66 118V117H65ZM68 118V117H67ZM77 118V117H76ZM84 118V117H83ZM91 118V117H90ZM120 118V117H119ZM133 118V117H132ZM139 118H141V117H139ZM178 118V117H177ZM180 118V117H179ZM181 118H183L184 119V117H181ZM212 118H213V116H212ZM256 118H258V117H256ZM33 119H34V117H33ZM36 119V118H35ZM37 119H39V118H37ZM86 119V118H85ZM108 119V118H107ZM113 119V118H112ZM142 119V118H141ZM156 119V118H155ZM162 119H163V117H162ZM165 119H167L166 117H165ZM171 119V118H170ZM192 119H194V118H192ZM199 119V118H198ZM205 119V116L203 117V120ZM2 120V121H3ZM48 120H49V118H48ZM56 120V119H55ZM72 120V122L74 123V121H73V119H71ZM74 120H76V119H74ZM78 120V119H77ZM76 120V121H77ZM80 120L82 121V119L80 118ZM88 120V119H87ZM103 120V119H102ZM120 120L121 119H119L118 121H119V126H120V124L121 123H124V122H121L120 123ZM127 120H128V118H127ZM134 120L135 121H137V120H139L137 117H136V119L134 118ZM145 120V119H144ZM154 120V119H153ZM179 120V119H178ZM200 120V119H199ZM206 121H207V118L205 119ZM217 120H218V118H217ZM216 120V121H217ZM240 120V122H238ZM1 121V120H0ZM47 121V120H46ZM51 121V120H50ZM49 121V122H50ZM53 122H54V120H52ZM91 121V120H90ZM111 121V120H110ZM114 121H116V120H114ZM123 121V120H122ZM129 121H130V119H129ZM134 121V122H135ZM160 121V120H159ZM158 121V122H159ZM171 121V120H170ZM177 121V120H176ZM184 121V120H183ZM187 121H189V118L187 119ZM193 121V120H192ZM216 121H214L215 123H218V122H216ZM256 121H257V119H256ZM259 121V120H258ZM37 122V123H36ZM57 122H58V120H57ZM60 122V121H59ZM71 122V121H70ZM83 122H85V121H83ZM86 122H88L87 124H89V121H86ZM108 122V121H107ZM117 122V121H116ZM115 122V123H116ZM131 122V121H130ZM138 122V121H137ZM139 122H140V120H139ZM168 122V121H167ZM167 122H163V123H167ZM197 122H199V121H197ZM200 122H202V121H200ZM200 122H199V124H200ZM208 122V121H207ZM231 122V123H232ZM255 122V123H254ZM45 123V124H44ZM43 124L44 125H46V122H44ZM48 123V122H47ZM51 124H55V126L58 124V123H52V122H50ZM49 123V124H50ZM63 124H64V122H62ZM72 123V124H73ZM76 123L77 122H75V124L74 125H76ZM79 123V122H78ZM77 123V124H78ZM80 123H82V122H80ZM97 123H99V122H97ZM101 123V122H100ZM104 123H106V122H104ZM110 123V122H109ZM111 123H114L113 122V120H112V122ZM178 123V122H177ZM184 123V122H183ZM185 123L186 124H188V122H186V120H185ZM191 123V122H190ZM189 123V124H190ZM210 123H211V121H210ZM1 124H3V123H1ZM67 124V123H66ZM65 124V125H66ZM71 124V123H70ZM83 124V123H82ZM85 124V123H84ZM94 124V123H93ZM102 124V123H101ZM100 124V125H101ZM145 124V123H144ZM156 124V123H155ZM179 124H180V121H179ZM182 124V123H181ZM192 125H193V123H191ZM202 124V123H201ZM220 124V123H219ZM8 125H10L9 127H8ZM86 125V124H85ZM95 125V127L97 126L96 124H94ZM93 125V126H94ZM99 125V126H100ZM108 125V124H107ZM110 125V124H109ZM112 125V124H111ZM118 125V124H117ZM139 125V124H138ZM160 125H162V124H160ZM167 125V124H166ZM185 125V124H184ZM183 124H182V126L181 127H183L184 126ZM191 125V126H192ZM203 125V124H202ZM205 125H207V124H205ZM204 125V128L206 127L207 129H209L210 130V128H208L207 126H205ZM238 125V126H237ZM54 126V125H53ZM60 127H61V125H59ZM79 126V125H78ZM87 126V125H86ZM92 126V125H91ZM103 126H106V125H104L103 124ZM102 126V127H103ZM114 126V125H113ZM116 126V125H115ZM122 126H124V124L122 125ZM158 126H159V124H158ZM157 126V127H158ZM172 126V125H171ZM177 126V125H176ZM179 126V125H178ZM186 126H188V125H186ZM215 126V125H214ZM218 126H220V125H218ZM226 126H227V123H226ZM231 126V125H230ZM44 127V126H43ZM49 127V126H48ZM47 127V128H48ZM57 127V126H56ZM68 127V126H67ZM75 127V126H74ZM81 127V126H80ZM79 127V128H80ZM84 127V126H83ZM89 127V126H88ZM87 127V128H88ZM150 127H152L151 125H150ZM149 127V128H150ZM156 127V125L154 126V128ZM161 127H163V126H161ZM189 127V126H188ZM193 127V126H192ZM216 127V126H215ZM12 128H10L11 130H12ZM36 128V127H35ZM51 128H52V125H51ZM50 128V129H51ZM55 127H53V129H54ZM71 128L73 129L72 131H76V129H74L73 127H72V125H71ZM71 128H69V129H71ZM76 128V127H75ZM87 128H85V129H87ZM97 128V127H96ZM100 128V127H99ZM180 128V127H179ZM196 128H197V126H196ZM206 128H205V132H206ZM225 128V127H224ZM227 128L229 129L230 127H228L227 126ZM227 128H225V129H227ZM49 129V128H48ZM53 129H51L50 131H52ZM56 129H62V127L61 128H56ZM65 129V128H64ZM68 129V130H69ZM82 129H84V128H82ZM148 128H146V131H149V130H147ZM156 129V128H155ZM158 129H160V127L158 128ZM168 129V128H167ZM178 128H176V130H177ZM182 129V128H181ZM186 129H187V127H186ZM186 129H184L185 130V132L187 131ZM188 129H190V128H188ZM194 129V131H195V128H193ZM198 129V128H197ZM200 129V128H199ZM201 129H203V128H201ZM215 129H217V128H215ZM221 129H223V128H221ZM227 129V130H228ZM15 130V131H16ZM33 130V131H32ZM45 130H46V127H45ZM68 130H67V132H68ZM81 130V129H80ZM100 130V129H99ZM101 130H103L102 128H101ZM100 130V131H101ZM144 130V129H143ZM152 130H153V128H152ZM164 130V129H163ZM171 130V129H170ZM169 130V131H170ZM180 130V129H179ZM191 130V129H190ZM230 130V129H229ZM228 130V131H229ZM13 131V130H12ZM43 131V130H42ZM47 131V130H46ZM49 131V132H50ZM57 131V130H56ZM59 131H62V130H59ZM58 131V132H59ZM70 132H71V130H69ZM85 131H87V130H85ZM85 131H79L80 132V135H77L78 136V138H77V140H79V139H81L82 140V138L80 137L79 138V136H81L82 135V133L83 132H85ZM94 131V130H93ZM92 131V132H93ZM97 131V130H96ZM95 131V132H96ZM104 131V130H103ZM146 131H144V133L145 134H150V133H146ZM162 131V130H161ZM169 131H167L166 133H168ZM183 130H181L180 132H182ZM198 131V130H197ZM208 131V130H207ZM212 131V133H213V131L214 130H211ZM223 131V130H222ZM225 131V130H224ZM5 133H6V130L4 131ZM35 132H38V130L37 131H35ZM48 131L46 132L47 133V135L48 134H51L50 136L51 137H53L52 135L53 134H55L54 132L53 133H49ZM64 132V131H63ZM78 132V131H77ZM123 132H124V130H123ZM127 132V131H126ZM157 131H155L154 132V134H153V132L151 133V134H153L154 135V137H156L155 136V133H156ZM173 132V131H172ZM177 132V131H176ZM180 132H178L177 133V135L175 136L176 138L178 137V136H180V135H178ZM196 132V131H195ZM199 132V131H198ZM203 132V131H202ZM216 132H218V130L216 131ZM215 132V133H216ZM226 132V131H225ZM44 133H45V131H44ZM60 133V132H59ZM66 133V132H65ZM86 133V132H85ZM94 133V132H93ZM97 133V132H96ZM98 133H100L99 131H98ZM158 133H159V130H158ZM162 133V132H161ZM165 133V134H166ZM189 133H191V132H189ZM188 133V134H189ZM193 133V132H192ZM197 133V132H196ZM196 133H193V135L195 134V137H196ZM201 133V132H200ZM215 133H213V135L215 134ZM67 134V133H66ZM69 134H71V133H69ZM75 134V133H74ZM101 134V137H102V133H100ZM151 134H150V136H151ZM165 134L163 135L162 134V136H165ZM171 134H173V133H171ZM176 133H174V135H175ZM186 134V133H185ZM205 134V133H204ZM219 134V136L221 135V134H224V133H218ZM229 135H230V133H228ZM238 134V133H237ZM236 134V135H237ZM262 134V133H261ZM6 135H7V133H6ZM19 135H20V137H19ZM22 135V136H21ZM41 135V136H40ZM46 134H45V137H48ZM60 135V134H59ZM63 135V134H62ZM76 135H75V137H76ZM90 135H92L91 134V132H90ZM89 135V137H90V139L92 138L93 139V136L91 137ZM94 135V134H93ZM99 135V134H98ZM104 135V134H103ZM130 135V134H129ZM135 135V134H134ZM152 135V136H153ZM157 135V134H156ZM160 135V134H159ZM174 135H172V136H174ZM183 135V134H182ZM187 135V134H186ZM190 135V134H189ZM188 135V136H189ZM198 135V134H197ZM202 135H203V133H202ZM235 135V136H236ZM9 136L11 137V135H10V133H9ZM8 136V137H9ZM44 136V135H43ZM66 136V135H65ZM70 136H72V135H70ZM68 137V138H71V139H73V140H75L74 139V136H73V138L72 137ZM83 136H85V135H83ZM95 136H97L96 134H95ZM104 136H106V135H104ZM122 136V135H121ZM148 136V135H147ZM149 136V138H152V136L150 137ZM188 136H186L187 138H188ZM199 136V135H198ZM215 136H216V134H215ZM218 136V135H217ZM19 137V138H18ZM45 137H43V139L45 138ZM99 137H100V135H99ZM108 138L110 137V135L108 134V136H107ZM114 137V136H113ZM125 137V136H124ZM134 137V136H133ZM145 135H144V138L143 139H145ZM182 137V139H183V136H181ZM184 137H185V135H184ZM194 137V136H193ZM209 137V136H208ZM207 137V133H206V136H205V138L207 139L208 138ZM214 137V136H213ZM222 137V136H221ZM226 137L227 136H225V138H223V139H225L226 140ZM229 137H231V136H229ZM65 138V137H64ZM66 138H67V136H66ZM66 138L65 139H63L62 141H64V140H66ZM107 138V139H108ZM110 138H112V136L110 137ZM117 138V137H116ZM130 138V137H129ZM136 138V137H135ZM139 138V136L136 138V139H138ZM160 138V137H159ZM176 138H174V140L176 139ZM197 138V137H196ZM204 138V137H203ZM204 138V140H206ZM210 138H212V137H210ZM209 138V139H210ZM216 138V137H215ZM218 138V137H217ZM228 138V137H227ZM232 138V137H231ZM237 138V137H236ZM46 139V138H45ZM95 139V138H94ZM98 139V138H97ZM165 139V137H163V139H161V142H162V140L163 141H165L164 140ZM221 139V138H220ZM220 139H219V141H220ZM68 140H70V139H68ZM68 140H67V142H68ZM76 140V144L78 143V142H80V141H77ZM86 140H87V138H86ZM102 140V139H101ZM110 140V139H109ZM112 140H113V138H112ZM118 140H119V138H118ZM117 139H116V141H118ZM124 140V139H123ZM127 140V139H126ZM125 140V141H126ZM140 140V139H139ZM170 140H171V137H170ZM179 140V139H178ZM177 140V141H178ZM191 140V139H190ZM203 140V142H205ZM213 140H214V138H213ZM217 140V139H216ZM222 140V139H221ZM227 140H229V138L227 139ZM233 140H234V137H233ZM233 140H231V142L233 141ZM11 141H12V138H11ZM71 141V140H70ZM92 141V140H91ZM94 141V140H93ZM98 141H99V139H98ZM113 141H115V140H113ZM128 141V140H127ZM134 141V140H133ZM132 141V143H134ZM155 141V140H154ZM156 141H157V139H156ZM172 141L173 140H171V143H172ZM195 141H196V139H195ZM201 141H202V139H201ZM208 141V140H207ZM209 141H211V140H209ZM218 140H217V142H219ZM67 142H66V144H67ZM84 142V141H83ZM86 142V141H85ZM102 142V141H101ZM104 142V141H103ZM130 142V146H131V148L133 147L132 145H131V141H129ZM168 142H170V141H168ZM168 142H166V143H168ZM179 142V141H178ZM188 141H187V139H186V142H185V140H184V143H187ZM194 142V141H193ZM198 142V141H197ZM196 142V143H197ZM200 142V141H199ZM216 141H215V143L213 142L212 143V141L209 143V145H210V148H213L216 144H218ZM229 142H230V140H229ZM12 143V142H11ZM51 143V144H50ZM63 143V142H62ZM64 143H65V141H64ZM74 143H75V141H74ZM87 143V142H86ZM92 143H95V141L94 142H92ZM91 143V144H92ZM96 143H97V141H96ZM136 143H138L137 141H136ZM157 143V142H156ZM180 143H182L181 141H180ZM201 144H203L202 142H200ZM199 143V144H200ZM228 143V142H227ZM65 144V145H66ZM101 144V143H100ZM108 144H110V143H108ZM115 144V143H114ZM146 144V143H145ZM148 144V143H147ZM159 144V143H158ZM157 144V145H158ZM164 144V143H163ZM170 144V143H169ZM183 144V143H182ZM189 144V143H188ZM187 144V145H188ZM194 144V143H193ZM192 144V145H193ZM200 144V145H201ZM208 144V143H207ZM219 144H220V142H219ZM223 144V143H222ZM229 144V143H228ZM86 145H88V144H84V147L86 146ZM97 145H99V144H97ZM118 145V144H117ZM124 145V144H123ZM137 145H139V144H137ZM155 145V144H154ZM153 145V146H154ZM176 145V144H175ZM192 145H191V147H192ZM196 145V144H195ZM208 145V146H209ZM67 146H69V144H67ZM67 146H65L66 148H68ZM76 146V145H75ZM95 145L93 144V147H94ZM111 146H114L113 144H111ZM120 146V145H119ZM119 146H117V147H119ZM125 146V145H124ZM124 146H123V148H124ZM129 146V145H128ZM130 146H129V148L128 147H126L125 146V149L127 148L128 150L127 151H129V153H131V151L129 150L130 149ZM143 146L144 145H142V148H143ZM149 146H150V144H149ZM152 146V145H151ZM152 146V147H153ZM159 146L161 147V148H164L165 146L163 145V147H162V145H160L159 144ZM159 146L157 147V148H159ZM174 146V145H173ZM179 146V145H178ZM197 146V148H196V151H197V149H198V147H200V146H198V144L196 145ZM195 146V147H196ZM207 146V145H206ZM223 146V145H222ZM221 146V147H222ZM232 146V145H231ZM235 143H234V148H235ZM63 147V146H62ZM64 147V148H65ZM84 147L82 146V148H81V150H79V151H82V154H80L82 157L84 156V155H87L85 152H84V155H83V150H84ZM90 148H91V146H89ZM92 147V148H93ZM101 147V146H100ZM100 147H98L97 146V148H100ZM103 147V146H102ZM106 147H107V145H106ZM121 147V146H120ZM167 147V146H166ZM181 147H182V145H181ZM186 147V146H185ZM188 147H190V146H188ZM216 147V146H215ZM217 147H219V146H217ZM224 147V146H223ZM226 147H228V145L226 146ZM230 147V146H229ZM19 148H18V151H19ZM69 148H72V149H74L73 148V146H71V144H70V147ZM68 148V149H69ZM87 149H89L88 147H86ZM96 148V149H97ZM108 148V147H107ZM109 148H110V146H109ZM108 148V149H109ZM134 148V147H133ZM136 148H139V146L137 147L136 146ZM135 148V149H136ZM171 148H172V146H171ZM174 148H175V146H174ZM177 148H179V147H177V145H176V149ZM208 148V147H207ZM225 148V147H224ZM223 148V149H224ZM232 148V147H231ZM233 148V149H234ZM71 149V150H72ZM76 149V148H75ZM74 149V150H75ZM83 149V150H82ZM107 149V150H108ZM139 149H141V148H139ZM143 149H145V147L143 148ZM150 148H148L147 150H149ZM154 149V148H153ZM170 149V148H169ZM175 149V150H176ZM186 149H188V148H185V151H187ZM194 150H195V148H193ZM209 149V148H208ZM218 149V148H217ZM217 149H215L216 151H217ZM226 149V148H225ZM232 149V150H233ZM13 150V149H12ZM101 150V149H100ZM104 150V148L102 149V151ZM151 150V149H150ZM161 150V149H160ZM167 150L168 149H166V152H167ZM192 150V149H191ZM191 150H189V152H188V154L190 153L191 154V152L193 151H191ZM214 150V151H215ZM222 150V149H221ZM236 150V149H235ZM234 150V151H235ZM85 151V150H84ZM92 151V154L93 153H95L96 154V152L94 151V149L93 150H91ZM91 151H90V149H89V153H91ZM94 151V152H93ZM99 151V150H98ZM122 151V150H121ZM170 151H171V149H170ZM170 151H168L170 154L172 153L173 154V152H170ZM184 151V152H185ZM191 151V152H190ZM208 151V150H207ZM224 150H222V152H223ZM226 151V150H225ZM224 151V152H225ZM86 152H88V151H86ZM100 152V151H99ZM104 153H108V152H105V150L103 151ZM119 152V151H118ZM124 152H126V151H124ZM124 152H122V154L124 153ZM184 152H180V154H182V153H184ZM194 152V154H195V151H193ZM192 152V153H193ZM220 152V151H219ZM223 152V153H224ZM235 152H237V150L235 151ZM240 152V151H239ZM238 152V153H239ZM81 153V152H80ZM104 153H102V154H104ZM147 153V155H148V152H146ZM168 153V154H169ZM186 153V152H185ZM207 153H209V152H207ZM234 153V152H233ZM77 154L79 155V153L77 152ZM102 154H99V157L98 156H95V155H93V156H95V157H97V158H100V155H101V157H102ZM131 154H134L133 152L131 153ZM163 154H164V152H163ZM163 154H161V155H163ZM176 154V153H175ZM194 154H192V155H194ZM212 154H214V153H212ZM225 154V153H224ZM241 154V153H240ZM57 155V156H56ZM97 155H98V152H97ZM108 156H106V157H108V160H107V158H105L106 159V162H105V160H104V162H102V161H97V158L95 159V157H93L95 160H96V162L98 163H101L102 162V165L103 164H105L104 166H100V167H102V168H111V169H113V168H115L116 170H114V172L115 173H118L117 172V169L119 170V172L121 173H124L125 175L127 174V173H133L134 171H132L131 169H129L130 168V166H128L129 164H130V162H129V160H127L128 161V163L126 162V161H124L125 160V157L123 158L122 156H124V155H121V153L119 154V153H114V154H111L110 155V153L109 154H107ZM127 155V154H126ZM140 155V154H139ZM155 155V154H154ZM157 155V154H156ZM155 155V156H156ZM159 155V154H158ZM174 155V154H173ZM192 155H188V157H189V159H190V157H192ZM203 155H204V153H203ZM203 155H201L200 154V156L201 157H203ZM208 155V154H207ZM220 155V154H219ZM223 154L221 153V157L219 158V160L223 157L222 156ZM104 156V155H103ZM136 156V155H135ZM169 156V155H168ZM179 156V155H178ZM181 156H183V154L181 155ZM187 156V155H186ZM134 157V156H133ZM139 157H142V155H140ZM152 157H153V154H152ZM159 157V156H158ZM164 157V156H163ZM176 157V156H175ZM200 157V158H201ZM205 157V156H204ZM210 157H212L210 154H209V157H206L207 158V160H205V161H208L209 160V158ZM228 158L230 157L229 155L227 156ZM92 158V157H91ZM132 158V157H131ZM137 158H138V156H137ZM165 158V157H164ZM164 158H162V159H164ZM184 158H185V156H184ZM183 157H182V159H184ZM187 158V157H186ZM185 158V159H186ZM205 158V159H206ZM234 158H235V156H234ZM83 159V158H82ZM104 159V157L102 158V160ZM135 159V158H134ZM141 159V158H140ZM150 159V158H149ZM160 159V158H159ZM167 159H169V157L167 158ZM176 159V158H175ZM174 159V160H175ZM189 159H187L188 161H189ZM197 159H199V158H197ZM202 159V158H201ZM200 159V160H201ZM211 159V158H210ZM223 160L225 159L224 157L222 158ZM227 159V158H226ZM260 159V160H259ZM91 160H93V159H91ZM98 160H100V159H98ZM132 160H133V158H132ZM132 160H131V163H134V162H136V160L137 161H139V159H135V161H133L132 162ZM153 160V159H152ZM155 160V159H154ZM153 160V161H154ZM166 160V159H165ZM178 160V159H177ZM223 160H222V162L221 163H223ZM77 161V162H76ZM88 161H90L89 160V158H88ZM108 161V162H107ZM163 162H166V161H164V160H162ZM173 161V160H172ZM225 161H228V160H225ZM224 161V162H225ZM230 161H231V158H230ZM230 161H228L227 162V164L230 162ZM73 162V163H72ZM145 162H146V160H145ZM157 162V161H156ZM155 162V163H156ZM159 163H161V161H158ZM158 162L155 164L154 163V166L156 165L157 166V164H158ZM197 162H198V160H197ZM196 162V163H197ZM200 162V161H199ZM218 162V161H217ZM232 162V161H231ZM241 162V161H240ZM259 162V163H260ZM28 163H31L34 167H35V169H37L39 172H42V173H46V176H47V174L49 175V177H51V178H53L54 180H58V181H60L61 183H64L65 185H67V186H70L71 188H73V189H77V190H79L81 193L80 194H75L74 192H71L69 189H67V188H62V187H60V186H58V185H56L55 183H53V182H51V181H49V180H47L44 176L42 177V175H40V174H38V173H36V172H34V171H32V170H30L29 169V166H28ZM73 165H72V164ZM95 163V162H94ZM99 163L97 164V166L99 165ZM140 163H141V160H140ZM178 163V162H177ZM185 163V162H184ZM204 162H202V164H203ZM206 163V162H205ZM221 163H219L220 164V166L222 165L223 166V164H221ZM258 163V164H259ZM70 164H71V166H70ZM142 164V163H141ZM140 164V165H141ZM143 164H144V162H143ZM146 164V163H145ZM163 164V163H162ZM170 164V163H169ZM200 163H198V165H199ZM201 164V165H202ZM226 164V163H225ZM238 164H240V163H238ZM237 164V165H238ZM253 164V165H252ZM49 165V167H50V171L48 172L47 170H46V167ZM67 165H69V166H67ZM77 165V164H76ZM131 165V164H130ZM133 165V164H132ZM135 165V164H134ZM138 165V164H137ZM140 165H138L139 166V169H141V167H140ZM147 165H149V166H153L152 164L150 165V163L148 164V162H147ZM158 165H161V164H158ZM185 165V164H184ZM201 165H199L200 166V168H201ZM204 165V164H203ZM218 165V164H217ZM217 165H216V167H214V168H212L211 170H212V172L216 175V171H213V169L214 170H216V168H217ZM84 166V167H83ZM91 166V165H90ZM149 166H147V167H149ZM153 166V167H154ZM161 166H163V165H161ZM172 166V165H171ZM179 166V165H178ZM199 166H197V167H199ZM219 166V165H218ZM227 166V165H226ZM259 165H257V167H258ZM262 166H264V165H262ZM129 167V168H128ZM144 167V166H143ZM164 167H165V165H164ZM166 167H167V164H166ZM181 167H183V166H181ZM193 167H194V165H193ZM192 167V168H193ZM196 167V166H195ZM194 167V168H195ZM225 167V166H224ZM223 167V168H224ZM239 167V166H238ZM67 168V169H66ZM91 169L93 168V166L92 167H90ZM102 168H100L101 170H102ZM104 168V169H105ZM155 168H158V167H155ZM162 168V167H161ZM193 168V169H194ZM202 168H203V166H202ZM223 168H221V169H223ZM138 169V170H139ZM146 169V168H145ZM145 169L143 170V171H145ZM151 168H149V170H150ZM167 170H168V168H166ZM165 169V171H167ZM199 169V168H198ZM226 169V168H225ZM240 169V168H239ZM92 170H95V168H93ZM110 170V169H109ZM148 170V169H147ZM157 170V169H156ZM155 170V171H156ZM160 170V169H159ZM190 170H191V168H190ZM190 170H188L189 171V174H191V172H190ZM201 169H199V171H200ZM143 171H141V172H143ZM152 171H154V170H152ZM158 171V170H157ZM164 171V172H165ZM170 171H171V169H170ZM187 171V172H188ZM194 171V173H192L191 175H193V174H195L196 173V171L195 170H193ZM198 171V170H197ZM198 171V172H199ZM218 171V170H217ZM221 171H223V170H221ZM225 171V170H224ZM223 171V172H224ZM231 171V170H230ZM229 171V172H230ZM103 172V173H102ZM111 172V171H110ZM113 172V171H112ZM113 172V173H114ZM162 172H163V170H162ZM197 172V173H198ZM209 173L211 172V171H208ZM256 172H258V171H256ZM119 173V174H120ZM139 172H137V174H138ZM143 173H145V172H143ZM149 173H153V172H149ZM149 173H146V175L147 174H149ZM159 173V172H158ZM157 173V174H158ZM165 173H167V175H169V171H167V172H165ZM165 173H163V176H165L164 174ZM171 173V172H170ZM172 173H174V172H172ZM185 174H186V172H184ZM200 173V172H199ZM209 173H208V175L207 176H204V177H201L199 180H201V183H205V182H207V180L206 179H209V181H211L210 180V176L213 174V173H210V176H209ZM218 173H222V172H219L218 171ZM134 174V173H133ZM141 174V173H140ZM140 174H138L139 176H138V178L140 177ZM150 174V175H151ZM155 174V173H154ZM154 174H152L151 176H154ZM160 174V173H159ZM188 174V173H187ZM186 174V175H187ZM229 174V173H228ZM227 174V177L225 176V179L227 178L228 179V175ZM127 175H129V174H127ZM143 175V174H142ZM145 175V176H146ZM185 175V176H186ZM198 175V174H197ZM223 175V174H222ZM134 176H137V175H134ZM148 176V175H147ZM146 176V177H147ZM155 176H156V174H155ZM158 176H162V175H158ZM176 176V175H175ZM175 176H173V177H175ZM182 176V175H181ZM190 176V175H189ZM209 176V177H208ZM212 176H214V175H212ZM217 176V175H216ZM143 176H141L140 178H142ZM187 177V176H186ZM198 177V176H197ZM240 177L241 176H239V179H240ZM180 178V177H179ZM178 178V179H179ZM183 178V177H182ZM192 178H194V176L192 177ZM199 178V177H198ZM215 178V177H214ZM217 178H219L218 176H217ZM216 178V179H217ZM171 179V178H170ZM175 179H177V176L175 177ZM183 179H186V178H183ZM182 179V180H183ZM221 179H222V177H221ZM232 179V178H231ZM238 179V180H239ZM180 180V179H179ZM182 180H181V182H182ZM194 180H195V178H194ZM193 180V181H194ZM202 180H205V181H202ZM215 181V179H213L212 178V181ZM219 180H220V178H219ZM163 181H166L165 179L164 180H162V182ZM177 180H175V181H173V182H175V183H177L176 182ZM190 180H188V181H184V182H182L181 183V187H179L180 189L182 188V187H185V185L186 186H188L187 185V182H189ZM196 181V180H195ZM223 181H225L224 179H223ZM222 181V183H224ZM231 181V180H230ZM229 181V182H230ZM149 182V181H148ZM156 182V181H155ZM172 182V183H173ZM180 182V181H179ZM218 182V181H217ZM226 182V181H225ZM232 182V181H231ZM230 182V183H231ZM239 182H240V180H239ZM154 183V182H153ZM152 183V184H153ZM189 183H191V181L189 182ZM198 183V182H197ZM200 183V185H202ZM212 183V182H211ZM222 183H221V186H222ZM146 184H147V181H146ZM152 184H150V186H151V188H152V186H154V184L152 185ZM210 184V183H209ZM208 184V185H209ZM214 184V183H213ZM216 184V183H215ZM239 184V183H238ZM161 185H162V183H161ZM160 185V186H161ZM166 185V184H165ZM168 185V184H167ZM170 186L172 185L173 186V184H169ZM177 185V184H176ZM178 185L180 186V184L178 183ZM177 185V186H178ZM193 185H196V184H194L193 183ZM207 185V186H208ZM211 185V184H210ZM209 185V186H210ZM219 185V184H218ZM228 185L230 186V185H232V184H229L228 183ZM227 185V186H228ZM234 185H235V182H234ZM234 185H232V186H234ZM138 186H140L141 187V189L138 187ZM163 186V185H162ZM161 186V187H162ZM190 186V185H189ZM203 186V185H202ZM202 186H200V187H202ZM221 186H218V187H221ZM160 187V188H161ZM164 187V186H163ZM162 187V188H163ZM169 187V186H168ZM173 187H176L175 185L173 186ZM195 187V190L197 191V189L199 190V186L197 187V189H196V186H194ZM211 187H212V185H211ZM210 187V188H211ZM218 187H217V189H218ZM231 187V186H230ZM237 187V186H236ZM161 188V189H162ZM164 188H167V186H165ZM187 189V191H185L186 192V194H185V196L187 195L188 196V194H190L189 192H188V187H186ZM206 188H208V187H205V189ZM221 188H223V187H221ZM220 188V189H221ZM145 190V193H144V191L143 190ZM158 189H159V191H158ZM175 189V188H174ZM183 189V188H182ZM181 189V190H182ZM202 189V188H201ZM209 189V188H208ZM224 189V188H223ZM231 189H233V188H231ZM142 190V191H141ZM175 190H178V189H175ZM207 190V189H206ZM222 190V189H221ZM180 191V190H179ZM183 192H184V189L182 190ZM182 191H180V192H178V193H181ZM216 191H218V190H215V194H216ZM223 191H225V189L223 190ZM228 191V190H227ZM227 191H225L226 193H224L223 195H225V197L227 196ZM232 191V190H231ZM87 193V194H91V196L93 197V200H89L88 198H85L83 195H82V193ZM160 192H163V194L162 193H160ZM187 192H188V194H187ZM206 191H204V193H205ZM209 192H211V191H208V193ZM222 192V191H221ZM170 193H172L171 191H170ZM169 193V194H170ZM176 193V191L175 192H173V194H175ZM177 193V194H178ZM194 193H195V191L193 192V194L192 195H194ZM207 193V192H206ZM214 193V192H213ZM232 193V192H231ZM5 194H7L9 197H10V199L13 201V206H9L8 204H6L5 203V201H4V195ZM160 194H161V196H160ZM177 194H176V196H177ZM203 194V193H202ZM229 194H230V191H229V193H228V196H229ZM206 195V194H205ZM210 195V194H209ZM209 195L207 196L208 197V199H209ZM217 195V194H216ZM175 196V197H176ZM211 196V195H210ZM212 196H213V194H212ZM218 196V195H217ZM227 196V197H228ZM262 196H264V195H262ZM184 197V196H183ZM201 197V196H200ZM214 197H216V196H213V198ZM99 198H102L103 200H105V201H109V202H120L121 204L122 203H129L128 205L130 206V208L128 209V208H124V207H120V206H114V205H109V204H102L101 202H100V200H99ZM55 199H57V201L58 202H56V200ZM205 199H207V198H205ZM207 199V200H208ZM211 199H212V197H211ZM210 199V200H211ZM216 199V198H215ZM251 199V198H250ZM200 200H203V199H200ZM206 200V202H208ZM217 200V199H216ZM216 200H215V204H216ZM218 200H220V198L218 199ZM248 200L249 199H247V201L246 202H248ZM258 200H260V199H258ZM36 201V202H35ZM198 201H199V199H198ZM262 201H264V200H262ZM25 202H27V204L25 205L24 203ZM201 202V201H200ZM202 202H204V200L202 201ZM245 201H244V203H246ZM261 202V201H260ZM40 205H42V206H44L45 208H46V210H45V208H41V207H39L38 205L39 204ZM142 203H145V206L147 205H150L151 206V209L148 211V212H144V211H142L140 208H139V205L140 204H142ZM197 203V204H196ZM205 203V202H204ZM218 203V202H217ZM262 203V202H261ZM261 203H259V204H261ZM205 204H207V203H205ZM210 204L211 205H213L212 203H211V201H210ZM220 204H221V202H220ZM243 204V203H242ZM255 204V203H254ZM253 204V205H254ZM258 204V205H259ZM218 205H219V203H218ZM144 206V207H145ZM149 206V207H150ZM244 206H245V204H244ZM257 206V205H256ZM255 206V207H256ZM214 206H212V208H213ZM243 207V206H242ZM202 208V207H201ZM203 208H204V206H203ZM206 208V207H205ZM215 208H216V206H215ZM29 209H30V211H31V209H33V211L35 210V211H37L38 212V216H36V217H34V216H32V215H30L29 216V213L30 212H28L29 211ZM143 209V208H142ZM147 209V207H145V210ZM198 209V208H197ZM240 209H241V207H240ZM239 209V210H240ZM213 210V209H212ZM193 211V212H194ZM196 211H198V210H196ZM211 211V210H210ZM214 212V211H213ZM238 212V211H237ZM27 213V214H26ZM195 213V212H194ZM214 213H218V212H214ZM219 213V214H220ZM222 213V214H223ZM225 213H228V214H225ZM234 213H236V212H234ZM259 213V215L261 216L262 215V217H264V212H262V214L260 213V212H258ZM213 214V213H212ZM221 214V215H222ZM232 214V213H231ZM246 214V213H245ZM248 214V213H247ZM246 214V215H247ZM174 215H178V216H183L182 218H173L174 217ZM220 215V216H221ZM242 215H244V214H242ZM241 215V216H242ZM255 215V214H254ZM258 215V214H257ZM258 215V216H259ZM173 216V217H172ZM177 216V217H178ZM214 216H216V215H214ZM219 216V217H220ZM240 216V217H241ZM245 216V215H244ZM258 216H256L257 218H258ZM213 217V216H212ZM211 217V218H212ZM218 217V218H219ZM261 217V218H262ZM171 218H173V219H171ZM221 219L222 218H224V217H220ZM252 218H254V217H252ZM214 219V218H213ZM262 219H264V218H262ZM262 219H260L261 221H262ZM216 220H218V219H216ZM220 220V219H219ZM238 220V219H237ZM259 220V219H258ZM257 220V221H258ZM157 221V222H156ZM224 221V220H223ZM260 221V222H261ZM220 222V221H219ZM196 224L197 226H198V230H196V231H192V233L190 234V235H188L187 234V230H188V228L190 227V225L191 224ZM212 223V222H211ZM210 223V224H211ZM221 224V223H220ZM262 224H264V223H262ZM226 227V226H225ZM262 227H264V225H262ZM253 228V227H252ZM259 229H261L260 228V223H259ZM253 230H255V233H256V228H253ZM253 230H252V232H253ZM248 231V232H247ZM261 231V230H260ZM252 232H250V233H252ZM247 233V234H246ZM254 233V232H253ZM261 233V232H260ZM252 235H255L256 236V234H252ZM251 235V236H252ZM262 235H264V234H262ZM38 236H40V237H42L43 239H44V241H45V244H47V245H41V244H39V243H37V240H36V237L38 238ZM149 236H155V237H157V238H159L158 240L160 241L159 243H157V244H150V243H148V242H146V239L147 238H151V237H149ZM243 236V237H242ZM254 236V237H255ZM258 236H261L260 234L258 235ZM32 237V238H31ZM246 237V236H245ZM248 237H250V236H248ZM253 237V236H252ZM252 237H250L251 238V240H253L252 239ZM153 238V237H152ZM40 239V238H39ZM258 239V238H257ZM136 241V242H138V244H136V245H133V244H131V241ZM148 240V239H147ZM186 240V241H187ZM246 240V239H245ZM249 240V239H248ZM259 240V239H258ZM262 239H260V241H261ZM19 241L21 242V245L20 246H17V244L19 243ZM185 241V243H187L188 244V242H186ZM255 241H256V239H255ZM255 241H254V244H255ZM248 242V241H247ZM262 242H264V240H262ZM184 243V244H185ZM239 243V242H238ZM240 243H242V242H240ZM250 243V242H249ZM59 244V243H58ZM246 244V243H245ZM252 244H253V242H252ZM253 244V245H254ZM61 245V244H60ZM62 245H63V243H62ZM61 245V246H62ZM182 245V244H181ZM239 245V244H238ZM243 246H244V244H242ZM241 246V245H240ZM255 246V245H254ZM64 247V246H63ZM255 247H257V246H255ZM254 247V248H255ZM170 248V249H171ZM253 248V247H252ZM254 248H253V250H254ZM236 249H237V247H236ZM235 249V250H236ZM245 249H246V247H245ZM248 249V248H247ZM53 250V249H52ZM67 250V249H66ZM88 250V251H87ZM163 250V251H162ZM234 250V251H235ZM237 250H239V247H238V249ZM241 250L243 251V249L241 248ZM249 250H251L250 248H249ZM233 251V252H234ZM59 252V251H58ZM66 252V251H65ZM250 252H252V251H250ZM235 253V252H234ZM233 253V254H234ZM239 253V252H238ZM246 253V252H245ZM255 253V252H254ZM254 253H253V255H247V256H245V257H243V259L242 258H239V259H241V260H239V262L237 263L236 262V264H264V247H259L258 249H257V254L255 253V255H254ZM153 254V255H154ZM229 254H231V253H229ZM229 254H227V258H229L230 257V255ZM242 254V253H241ZM240 254V255H241ZM250 254H252V253H250ZM68 255V256H69ZM126 255H128V256H130L131 257V259L130 260H127V261H124V259H126ZM156 255V254H155ZM235 255V254H234ZM244 255V254H243ZM231 256H232V254H231ZM237 256V257H236ZM235 257H236V259L235 260H237V258H238V254L236 255ZM20 257V258H19ZM70 257V256H69ZM78 257H80V258H82V257H84L85 258V260L82 258V260L81 259H79ZM136 257H138V260H136ZM144 257V258H143ZM148 257V258H149ZM223 257V258H224ZM20 259V260H22V262H20L19 260H17V259ZM60 258V259H59ZM164 258V260H166ZM176 258H178V260L176 259ZM180 258H184V259H182V260H180ZM234 258V257H233ZM91 259H94L93 261L91 260ZM141 259V260H142ZM70 260H71V258H70ZM87 260H91L90 262L89 261H87ZM98 260V261H99ZM163 260V261H164ZM223 261H225L226 263H227V261L226 260H224V259H222ZM96 262V263H99V262ZM162 261V262H163ZM232 260H230V262H231ZM102 262V263H103ZM122 262V263H121ZM165 262H163V263H165ZM77 263V264H78ZM105 263V264H106ZM159 263V264H160ZM163 263H161V264H163ZM167 263V264H168ZM221 263V262H220ZM224 263V262H223ZM225 263V264H226ZM232 263V262H231ZM110 264V263H109ZM115 264V263H114ZM227 264H230V263H227Z\"/></svg>",
  "mask_w": 264,
  "mask_h": 264
}]
</instances>
